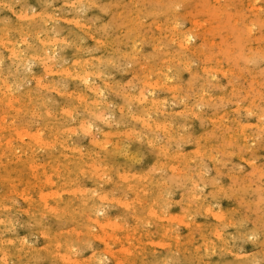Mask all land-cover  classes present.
I'll return each instance as SVG.
<instances>
[{
	"label": "rangeland",
	"instance_id": "374dc122",
	"mask_svg": "<svg viewBox=\"0 0 264 264\" xmlns=\"http://www.w3.org/2000/svg\"><path fill=\"white\" fill-rule=\"evenodd\" d=\"M8 1V2H6ZM39 1V2H38ZM53 1V2H52ZM0 0V28L6 29L5 33L4 31H0V42L2 47L0 46V55H3L2 58L0 56V96L2 93V96L0 97V141L2 144H0V202L3 204L2 206L0 205V211L2 213L0 214V264H46L48 263L47 260H49L52 264H79L78 261H80V264H122L123 262L125 264H245V263H250L252 264H264V0H197L194 2V0H177L176 2L174 0H152L150 2L149 0ZM76 1V2H75ZM88 1V3H87ZM92 1V2H91ZM104 1L103 5L99 4ZM107 1V2H106ZM109 1V2H108ZM119 1V2H118ZM131 1V2H130ZM134 1V2H133ZM169 3L171 5H167L166 3ZM175 4H174V2ZM215 1V2H213ZM220 1V3H219ZM5 2V3H3ZM15 2V3H11ZM22 2V3H21ZM30 4V6H27V3ZM62 2V3H60ZM65 2V4H64ZM90 2V3H89ZM96 2V3H95ZM107 5H105L106 3ZM129 4H128V3ZM161 2V3H160ZM164 2V3H163ZM183 2H185L183 4ZM193 4H192V3ZM219 5H218V3ZM43 3V4H42ZM59 3V4H58ZM73 3V4H72ZM81 3V4H80ZM93 3V4H92ZM96 6H94L95 4ZM111 5H109V4ZM117 3V4H116ZM127 3V4H126ZM136 3V4H135ZM138 3V5H137ZM164 5H163V4ZM210 3V4H209ZM213 3V4H212ZM249 3V4H248ZM256 3V5H255ZM258 3V4H257ZM263 3V5H262ZM4 6H3V5ZM15 4V5H14ZM33 7H32V5ZM39 4V5H38ZM76 4V5H74ZM80 6H79V5ZM83 4H85L83 6ZM92 4V5H91ZM116 4V6H114ZM119 4V5H118ZM126 4V5H125ZM147 4V5H145ZM154 5L152 8H150L152 5ZM179 4V6H177ZM183 4V6H182ZM217 4V5H216ZM229 4V5H228ZM14 5V6H13ZM45 5V6H44ZM78 5V6H77ZM98 5L102 6L99 7ZM105 5V6H104ZM109 5V6H108ZM128 5V6H127ZM145 5V6H143ZM150 7H147V6ZM174 5V6H173ZM193 5V6H192ZM210 5V6H209ZM221 5V6H220ZM223 5L225 8H223ZM228 5V6H227ZM232 5V6H231ZM240 5V6H239ZM243 5V6H241ZM249 5V6H248ZM253 5V6H252ZM262 5V6H261ZM38 6V7H36ZM63 6V7H62ZM65 6V7H64ZM75 6V7H74ZM87 9L85 11L83 7ZM88 6V8L86 7ZM114 6V7H113ZM121 6H123L121 8ZM127 6V7H126ZM170 6V8H168ZM177 6V7H176ZM192 6V7H191ZM204 6V8H203ZM206 6V8H205ZM217 6V7H216ZM219 6V8H218ZM3 7V8H2ZM5 7V8H4ZM11 7V8H10ZM16 7L15 9H13ZM18 7V8H17ZM42 7V8H41ZM55 7V8H54ZM69 9H68V8ZM72 7V11H71ZM106 7V8H104ZM117 9H116V8ZM120 7V9H119ZM146 7V8H145ZM157 7V8H155ZM160 7V8H159ZM165 8L164 10L162 8ZM201 7V8H200ZM227 7V8H226ZM242 7V8H241ZM263 7V8H262ZM33 8V9H32ZM103 8V9H102ZM131 8V9H130ZM145 10H144V9ZM154 8L156 10H154ZM168 10H167V9ZM173 8V9H172ZM223 8V9H222ZM21 9V10H20ZM43 9V10H41ZM78 9V10H77ZM108 9V10H107ZM158 9V10H157ZM190 9V12H189ZM195 9V10H192ZM254 9V10H253ZM32 10H35L32 12ZM60 10V11H59ZM66 10V11H65ZM75 10L76 13H73ZM84 10V11H83ZM102 10L104 12H102ZM110 10V11H109ZM122 10V11H121ZM129 10V11H128ZM151 10V11H150ZM160 10V11H159ZM175 10V11H174ZM177 10V11H176ZM188 10V11H187ZM199 10V11H198ZM206 10V11H205ZM9 11V12H8ZM19 11V12H18ZM23 13H22V12ZM29 11V12H28ZM57 11V12H56ZM59 11V12H58ZM68 11V13H67ZM83 11V13H82ZM98 11V12H97ZM114 11V12H113ZM158 11V12H157ZM165 13H164V12ZM174 11V12H173ZM180 11V12H179ZM189 13H187V12ZM254 11V12H253ZM258 11V12H256ZM21 12V14H19ZM28 12L27 15L26 14ZM32 12V13H30ZM39 12V14H38ZM44 12V14L42 13ZM47 12V13H46ZM86 12V14H85ZM108 13V15L106 13ZM112 14H111V13ZM122 12V13H121ZM125 12V13H124ZM142 16L141 15V13ZM156 12V13H155ZM160 12V13H159ZM178 12V13H177ZM185 12V13H184ZM10 13V14H9ZM42 15H41V14ZM50 13V14H49ZM57 15H56V14ZM81 13V14H80ZM119 13V14H118ZM152 13V14H151ZM163 13V14H162ZM174 13V15L172 14ZM259 13V14H258ZM18 14V16H17ZM47 14L53 15L54 18L51 16H46ZM55 14V15H54ZM99 16H98V15ZM106 15V16H103ZM118 14V15H117ZM126 14V15H125ZM147 14V15H145ZM154 14V17L156 16L157 18L152 17ZM159 14V16L157 15ZM182 14V15H180ZM250 14V15H249ZM5 15V16H4ZM9 15V17H8ZM21 15V16H20ZM40 15V16H39ZM46 17H45V16ZM78 17H75V16ZM80 15V16H79ZM111 15V16H110ZM116 15V16H115ZM125 17H123V16ZM161 15V16H160ZM178 15V16H177ZM180 15V16H179ZM257 15V16H256ZM11 16V17H10ZM28 16V17H27ZM38 18H37V17ZM44 16V17H43ZM71 16V17H70ZM73 16V17H72ZM82 16V17H81ZM98 16V17H97ZM103 18H102V17ZM114 16V17H113ZM118 16H121L120 18ZM135 16V17H134ZM139 16H142L139 18ZM148 16V17H147ZM164 16V17H163ZM188 16V17H187ZM204 19H203V17ZM252 16V17H250ZM261 16V17H260ZM4 17V18H3ZM14 17V18H13ZM23 17V18H22ZM41 17V18H40ZM52 17V18H51ZM70 17V18H69ZM84 17V18H83ZM106 17V18H105ZM118 17V18H117ZM160 17V18H159ZM170 17V18H169ZM174 17V19H173ZM179 19L177 21V19ZM191 17V18H189ZM202 17V18H201ZM206 17V18H205ZM238 19H237V18ZM250 17V18H248ZM259 17V18H258ZM24 18L26 20H24ZM43 18V20H42ZM67 18V19H66ZM80 20H78V19ZM94 18V19H93ZM96 18L99 20H96ZM117 21H115V19ZM128 18V19H127ZM151 18V20H149ZM165 18V19H164ZM168 20H167V19ZM184 18V19H183ZM225 18V19H224ZM11 19V22H10ZM19 19V20H18ZM30 19V20H29ZM38 19L42 22H38ZM47 19V20H46ZM55 21H54V20ZM66 19V20H65ZM78 20L76 23L75 21ZM87 20L84 21V20ZM126 19V20H125ZM137 19V20H136ZM162 19V20H161ZM171 19V20H170ZM195 19V20H194ZM199 19V20H198ZM247 19L246 22H244ZM249 19V20H248ZM256 19V20H255ZM13 20V21H12ZM49 20V21H48ZM53 20V22H52ZM91 22H88L90 21ZM96 20V21H95ZM109 20L111 23H109ZM125 20V21H124ZM143 23H139V21H142ZM148 20V21H147ZM162 23H161V21ZM205 20V22H204ZM232 20V21H231ZM32 21V22H31ZM36 21V22H35ZM46 21V22H45ZM65 21V22H64ZM72 21V23H71ZM80 21V23H78ZM87 24L85 26V24ZM98 21V22H97ZM107 21V22H105ZM146 21V22H145ZM154 21H159L160 23H154ZM166 21V22H165ZM168 21V22H167ZM255 21V22H254ZM14 22V25H13ZM20 22V23H19ZM25 22V23H24ZM26 22H30L27 24ZM35 22V24H34ZM93 22V23H92ZM96 22V23H95ZM113 22V23H112ZM119 22V24H118ZM122 22V23H120ZM131 22V23H130ZM152 22L151 24H148ZM164 22V25H163ZM171 22V23H169ZM22 23V24H21ZM45 23V24H44ZM99 23V24H98ZM105 23V24H102ZM109 23V24H108ZM130 23V24H129ZM135 23V24H134ZM175 25H174V24ZM180 23V24H179ZM184 23V24H183ZM215 23V24H214ZM220 23V24H219ZM2 24V25H1ZM16 24V25H15ZM19 24V25H17ZM21 24V25H20ZM25 24V25H24ZM27 24V25H26ZM32 24V25H31ZM34 24V25H33ZM37 24L39 26H37ZM52 24V25H50ZM80 24V25H79ZM90 24V25H89ZM98 24V25H97ZM116 24H118L116 26ZM141 24V25H140ZM146 24V25H145ZM162 24V25H161ZM171 24V25H170ZM206 24V25H205ZM59 25V27H58ZM64 26L60 27V26ZM85 27H84V26ZM89 25V26H88ZM104 25V26H103ZM110 25V26H109ZM112 25V26H111ZM123 27H121V26ZM131 25V26H130ZM139 25L140 31H139ZM145 27H143V26ZM159 27H158V26ZM169 27H168V26ZM193 25H195L193 27ZM249 25V26H248ZM255 25V26H254ZM7 26V27H6ZM9 26V27H8ZM14 26V27H13ZM20 27V28H17ZM31 26V27H30ZM34 26V27H32ZM41 26V28H40ZM55 26V27H54ZM81 27V30L79 28ZM103 26V28L100 27ZM116 26V27H115ZM162 26V27H161ZM192 26V27H191ZM202 26H204L202 28ZM209 26V27H208ZM13 27V28H12ZM30 27V28H29ZM36 27V28H35ZM40 30H39V28ZM44 27V28H43ZM48 27V28H47ZM90 27V28H89ZM98 27V29H97ZM119 27V28H118ZM121 27V28H120ZM149 27V28H148ZM167 27V28H166ZM178 27V29L176 28ZM191 27V28H190ZM208 27V28H206ZM250 27L252 30H250ZM26 28V30H25ZM28 28V29H27ZM51 28V29H49ZM60 28V29H59ZM77 28V29H76ZM86 28V29H85ZM89 28V29H87ZM104 28H108L105 31L103 30ZM114 28V30H113ZM118 28V29H115ZM133 28V29H132ZM148 28V29H147ZM177 30H175V29ZM181 28V30H179ZM184 30H183V29ZM196 28V29H195ZM205 28V30H204ZM217 28V29H216ZM13 31H12V30ZM21 31H20V30ZM32 31H31V30ZM35 29V30H34ZM37 29V30H36ZM44 29V30H42ZM53 29V30H52ZM96 29V30H95ZM122 29V30H121ZM124 29V30H123ZM148 31H147V30ZM153 29V33L151 32ZM171 29V30H170ZM199 29V30H198ZM202 29V30H201ZM16 30V31H15ZM25 30V32H24ZM51 30V31H50ZM61 30V31H59ZM70 30V31H69ZM74 30V31H73ZM86 30V31H85ZM92 30V31H90ZM100 30V31H99ZM118 30V31H117ZM128 30V31H127ZM136 30V31H135ZM162 30V31H161ZM192 30V31H191ZM194 30V31H193ZM204 30V31H203ZM207 30V31H206ZM227 30V31H226ZM254 30V31H253ZM8 31V32H7ZM20 31V32H19ZM25 33H23V32ZM30 31V32H28ZM39 31H44L39 32ZM50 31V32H49ZM56 31V32H55ZM63 31V32H62ZM67 31L69 33H67ZM84 31V32H83ZM87 35L86 32H88ZM95 31V32H93ZM132 31V32H131ZM135 33H134V32ZM178 31V32H177ZM186 31H191L193 34H195V38L192 40V43H190L189 47H181L179 42V37L181 33H186ZM198 31V32H197ZM10 32V33H9ZM17 32V33H16ZM29 34H28V33ZM32 32V34H31ZM60 32V33H59ZM74 32V34H73ZM91 32V33H90ZM109 32V33H108ZM117 32V33H116ZM144 32V33H143ZM146 32V33H145ZM171 34H170V33ZM224 32V34H223ZM228 32V34H227ZM256 32V33H255ZM20 33V35H19ZM27 33V34H26ZM39 33V34H38ZM54 33V34H53ZM59 33V34H57ZM67 33V34H66ZM71 33V34H70ZM77 33V34H75ZM78 33H81L78 35ZM98 33V34H96ZM132 35H131V34ZM143 33V34H142ZM152 33V34H150ZM161 33V34H160ZM164 33V34H162ZM167 33V34H166ZM180 33V34H179ZM200 33V34H199ZM204 33V36H203ZM223 35H222V34ZM8 34V36H7ZM15 34V35H14ZM35 34V35H34ZM39 36L37 37L36 36ZM44 34V35H43ZM47 34V35H46ZM50 34V35H49ZM82 34H86L85 36ZM93 34V35H91ZM101 34L103 35L102 37ZM107 34V35H104ZM109 34V35H108ZM125 34V35H124ZM131 36V37H127ZM155 34V35H154ZM166 34V36H165ZM174 34V35H173ZM230 34V35H229ZM24 35V36H23ZM27 35V36H26ZM30 35V36H29ZM32 35V36H31ZM33 35L35 36L34 39ZM65 35H67L65 37ZM69 35V36H68ZM114 35V36H113ZM119 36L116 38V36ZM122 35V36H121ZM135 35V36H134ZM137 35H140L137 37ZM152 37H150V36ZM156 35L158 37H156ZM169 35V36H168ZM171 35V36H170ZM174 37H173V36ZM215 35V36H214ZM225 35V36H224ZM14 36V37H13ZM20 36V37H18ZM43 38H41V37ZM45 36V38H44ZM47 36H49L47 38ZM56 36V37H53ZM79 36V37H76ZM90 36V37H89ZM93 36V37H92ZM98 36V37H97ZM109 36V37H108ZM113 36V37H112ZM144 38L142 39L141 38ZM161 36V38H160ZM178 36V37H177ZM202 36V37H201ZM211 36V37H210ZM9 39H7V38ZM11 37V38H10ZM59 37V38H58ZM69 37V38H68ZM75 37V38H73ZM106 37V39H105ZM123 37V38H122ZM137 37V38H135ZM170 37V38H169ZM208 37V38H207ZM211 39H210V38ZM5 40H3V39ZM15 38V40H14ZM21 38V39H20ZM24 38V39H22ZM30 38V39H29ZM41 38V39H40ZM50 38H52L50 40ZM72 38L71 41H69ZM82 41L78 42L79 40L83 39ZM96 38V39H95ZM98 38L100 40H98ZM127 38V39H126ZM147 38V39H146ZM151 38V39H150ZM176 38V39H175ZM205 38V39H204ZM213 38V39H212ZM220 38V39H219ZM27 39V40H26ZM47 39V40H46ZM58 39V40H57ZM111 39V40H109ZM116 41H114V40ZM130 39V40H129ZM137 39V40H136ZM146 41H145V40ZM155 39V40H152ZM161 39V40H159ZM169 39V41H167ZM7 40V41H6ZM17 40V41H16ZM29 40V42H28ZM31 40V43H30ZM34 40V41H33ZM42 42H41V41ZM50 40V41H49ZM53 40L58 41L56 45V41L53 42ZM63 40V41H62ZM75 41V44L73 43ZM77 40V41H76ZM106 40V41H105ZM126 40V41H125ZM128 40V41H127ZM136 40V41H135ZM143 40V41H142ZM159 40V41H158ZM174 40V42L172 41ZM178 40V41H177ZM209 40V41H208ZM6 41V42H4ZM17 43H16V42ZM19 41V42H18ZM23 41V42H22ZM39 41V43H38ZM97 41V42H96ZM126 43H125V42ZM135 43H134V42ZM156 41V42H155ZM162 41V42H160ZM171 41V42H170ZM22 42V43H20ZM24 42L27 44H24ZM35 42V43H33ZM45 42V44L43 43ZM53 42V44H52ZM78 42V43H76ZM95 42V43H94ZM103 42L105 44H103ZM121 42H123L121 44ZM137 42V43H136ZM147 44H146V43ZM159 42V43H158ZM164 42V43H163ZM167 42V43H166ZM178 42V43H177ZM197 42V43H196ZM216 42V43H215ZM15 43V44H14ZM63 45L64 43H69L64 44L63 48L60 45ZM70 43L71 49L69 48ZM84 43V44H82ZM94 43V44H93ZM132 43V44H131ZM134 43V45H133ZM153 43V44H152ZM160 47H159V45ZM163 43V44H162ZM254 43V44H253ZM4 44V45H3ZM40 44V45H39ZM99 44H101L99 46ZM127 44V45H124ZM131 44V45H130ZM156 44V45H155ZM165 44V45H164ZM173 44V45H172ZM194 46L192 47L191 45ZM198 45V46H195ZM200 44V45H199ZM214 44V45H213ZM258 44V46H257ZM261 44V47H260ZM11 45V46H10ZM15 45V46H14ZM32 45V46H31ZM50 45V46H48ZM75 46V48H73ZM80 45V46H79ZM89 45V46H88ZM95 45V46H94ZM112 45V47H111ZM121 45V46H120ZM131 50H130V46ZM152 45V46H151ZM156 48H154L155 46ZM158 45V46H157ZM167 45V46H166ZM170 45V46H169ZM213 45V48H211ZM223 47H222V46ZM254 45V46H253ZM46 46V47H45ZM55 46V47H54ZM68 48H67V47ZM79 46V49L77 47ZM99 46V47H98ZM120 46V47H119ZM132 46L133 49H132ZM190 46L192 48H190ZM211 46V47H210ZM5 47V48H4ZM16 49H23V55L26 57V59H22L18 57L12 52L14 48ZM38 47V48H37ZM40 47V48H39ZM44 47V48H42ZM51 47V48H50ZM53 47V49H52ZM87 47V48H86ZM92 47H96V49ZM119 49H117V48ZM157 47L158 50H157ZM257 47V48H256ZM8 48V49H7ZM12 48V49H10ZM34 48V49H32ZM47 48V49H46ZM59 48V49H58ZM65 48V49H64ZM99 48V49H98ZM124 50H123V49ZM137 48V49H135ZM167 48H169L167 50ZM195 48V51H193ZM203 49V50H200ZM263 48V50L261 49ZM28 49V51H27ZM31 49V50H30ZM41 49V50H40ZM135 49V50H134ZM139 49V50H138ZM164 49L166 51H164ZM184 49L186 51H184ZM8 52H7V51ZM35 50V52H34ZM37 50V51H36ZM39 50V51H38ZM66 52H65V51ZM77 52L83 53V54H78L75 53ZM89 50V51H88ZM109 50V51H108ZM112 50V51H111ZM117 50V51H114ZM123 50V51H122ZM137 50V52H136ZM146 50V51H145ZM155 50L157 54L155 53ZM160 50L164 51L161 52ZM179 52L177 53V51ZM192 52H191V51ZM233 50V51H232ZM3 51V52H2ZM10 51V52H9ZM47 51V52H46ZM52 51V52H51ZM70 51V52H69ZM82 51V52H81ZM114 51V52H113ZM120 51V52H119ZM135 51V52H133ZM142 51H145L142 53ZM151 51V53H149ZM168 51V52H167ZM197 51V52H196ZM203 53H202V52ZM212 51L214 53H212ZM2 52V53H1ZM42 52V53H41ZM51 52V53H49ZM61 52V53H59ZM91 52V53H89ZM93 52V53H92ZM95 52V53H94ZM97 52V53H96ZM103 54H102V53ZM106 52V53H105ZM125 54H124V53ZM127 52V54H126ZM128 52H130L128 54ZM167 54H166V53ZM173 56L172 55V53ZM183 52V53H181ZM195 52V54H193ZM207 52V54H206ZM251 54H250V53ZM7 53V55L5 54ZM12 53V54H11ZM29 53V54H28ZM34 55H33V54ZM38 53V54H37ZM40 53V55H39ZM45 53V54H44ZM64 55H63V54ZM89 53V54H87ZM99 53V54H98ZM111 57L109 56V54ZM112 53V54H111ZM114 53V54H113ZM135 53V56H133ZM140 53V54H139ZM160 53V54H159ZM187 53V54H186ZM197 53V54H196ZM199 53V54H198ZM209 53V54H208ZM263 53V54H262ZM30 54H32L30 56ZM37 54V55H36ZM53 54V55H52ZM93 54V55H92ZM102 56H101V55ZM108 54V55H107ZM118 54V55H116ZM122 54V55H121ZM131 54V55H130ZM137 54V55H136ZM163 54V55H162ZM219 54V55H218ZM9 57H5V56ZM10 55H12L10 57ZM42 55V56H41ZM47 55V56H46ZM82 55V57H81ZM87 55V56H86ZM97 55V56H95ZM121 55V56H120ZM124 55V58H122ZM141 55V56H140ZM158 55V56H157ZM169 55V56H168ZM178 55V56H176ZM180 55V56H179ZM186 55V56H185ZM196 55V56H195ZM44 56V57H43ZM48 58H46V57ZM53 56V57H51ZM55 56V57H54ZM90 56L91 59H90ZM94 56V57H93ZM119 56V58H117ZM128 56V57H127ZM132 56V57H129ZM138 56V57H137ZM154 56H157L154 58ZM161 56V57H160ZM163 56V58H162ZM215 56V57H214ZM218 56V58H217ZM4 57V58H3ZM35 57V58H34ZM51 57V58H50ZM77 57V58H74ZM89 57V58H88ZM96 57V58H95ZM129 59V62L128 59ZM148 57V58H147ZM151 57V58H150ZM159 57V58H158ZM166 57V58H165ZM179 57V58H176ZM199 57V58H198ZM28 58V59H27ZM39 58V59H38ZM53 58V59H52ZM74 58V59H73ZM105 60L104 62L101 60ZM104 58V59H103ZM113 58V59H112ZM134 58V59H133ZM140 58V59H139ZM173 58V59H172ZM215 58V59H214ZM8 59V60H7ZM13 59V60H12ZM22 59V61H20ZM44 59V60H43ZM79 59V60H78ZM97 59V60H96ZM139 59V60H137ZM145 59V60H144ZM149 59V60H148ZM158 59V60H157ZM160 59V60H159ZM164 59V60H163ZM175 59V60H174ZM188 59V63H187ZM29 63H27L28 61ZM34 60V61H33ZM38 60V61H36ZM44 64H42L43 62ZM65 60V61H64ZM107 60V61H106ZM113 60V61H112ZM121 60V61H120ZM127 60V61H126ZM135 60V61H133ZM148 60V61H147ZM155 60V61H154ZM166 60V61H165ZM171 60V61H170ZM17 61L19 63H17ZM70 61V62H69ZM73 61V63H71ZM76 61V62H74ZM79 61V63L77 62ZM84 61V62H82ZM90 61V63H89ZM109 61V62H108ZM115 61V62H114ZM138 61V62H136ZM142 62V66L141 63ZM146 61L147 63H145ZM152 61V62H151ZM153 61L155 63H153ZM160 61V64L158 63ZM183 61V62H179ZM185 61V62H184ZM41 62V63H40ZM49 62V63H48ZM60 62V63H59ZM68 62V64L66 63ZM88 62V63H87ZM98 62V63H97ZM135 62V63H133ZM153 65H151L150 63ZM157 62V63H156ZM165 62V63H164ZM169 64L171 65H168ZM173 62V63H172ZM176 62V64H175ZM194 62V63H193ZM33 63V64H32ZM39 63V64H38ZM59 63V64H57ZM65 63V64H64ZM71 63V64H70ZM108 63V64H107ZM114 63V64H112ZM116 63V64H115ZM119 63V64H118ZM127 63L129 65H127ZM204 63V64H203ZM211 63V64H210ZM230 63V64H229ZM41 64V65H40ZM77 64H80V68L78 69L79 66ZM89 64V65H86ZM91 64V65H90ZM137 64V65H136ZM159 64V65H158ZM164 64V65H163ZM184 64V65H183ZM189 64V65H188ZM203 64V65H202ZM210 64V65H209ZM213 64V65H212ZM11 69H9L10 67ZM18 67H17V66ZM22 65V66H21ZM46 65V66H45ZM62 65V67H61ZM74 65V66H73ZM84 65V66H83ZM100 67L97 69V67ZM115 65V66H113ZM121 65V66H120ZM132 65V66H131ZM136 67H135V66ZM145 65V66H144ZM157 65V66H156ZM163 65V66H162ZM176 65V66H175ZM219 65V66H218ZM232 65V66H231ZM2 66V67H1ZM5 66V67H4ZM16 66V67H15ZM24 66V67H23ZM50 66V67H49ZM57 66V67H55ZM135 68H134V67ZM151 66V67H150ZM159 66V67H158ZM178 68H175V67ZM188 66V67H187ZM208 66V67H207ZM230 66V67H229ZM247 66V68H246ZM61 67V68H59ZM70 67L71 69H69ZM73 67V68H72ZM87 67V68H86ZM90 70H89V68ZM92 67V68H91ZM96 67V68H95ZM133 67V68H132ZM156 67V68H155ZM162 67V68H161ZM164 67V68H163ZM168 67V70H167ZM180 67V72L178 71ZM185 67V68H184ZM191 67V68H190ZM206 67V68H205ZM212 67V68H211ZM249 67V68H248ZM3 68V69H1ZM16 68V71H15ZM25 68V69H24ZM50 68V69H49ZM58 68V70L56 69ZM76 68V69H74ZM107 68V69H106ZM142 68V69H141ZM146 68V70H145ZM149 68V69H147ZM155 68V69H153ZM171 68V69H170ZM190 68V69H188ZM199 68V69H198ZM218 68V69H217ZM223 68V69H219ZM231 68V69H230ZM233 68V69H232ZM9 71H8V70ZM22 69V70H21ZM53 69V70H51ZM61 69V70H60ZM86 69V70H85ZM161 69V70H160ZM162 69L163 70L162 72ZM193 69V70H192ZM228 69V70H227ZM250 69V71H249ZM253 69V70H252ZM256 69V70H255ZM3 70V71H1ZM8 74H6L5 72ZM7 70V71H6ZM47 70V71H45ZM50 70V71H48ZM55 70V71H54ZM82 72H81V71ZM95 70V71H94ZM110 70V71H109ZM144 70V71H142ZM159 70V71H157ZM189 70V71H187ZM196 70V72H195ZM204 70H206L204 72ZM13 73H12V72ZM31 71V72H30ZM65 71V72H64ZM88 71V72H87ZM94 71V72H93ZM98 71V72H97ZM103 71V72H102ZM105 71V72H104ZM148 71V72H147ZM151 73H150V72ZM164 71H169V72H164ZM172 71V72H171ZM185 71V72H184ZM191 71V73H190ZM215 71V72H214ZM256 71L258 73H256ZM4 72V73H3ZM54 72V73H53ZM72 72V73H71ZM74 72V73H73ZM139 74H138V73ZM143 72H146L143 74ZM183 72V73H182ZM218 72V73H216ZM253 72V73H252ZM12 73V74H10ZM16 73V74H15ZM20 73V74H18ZM32 73V75H31ZM57 73H60L58 75ZM67 73V74H66ZM93 73V75H91ZM99 73V74H98ZM101 73V75H100ZM136 73V74H135ZM178 73V74H177ZM194 73V74H193ZM220 73V74H219ZM242 73V74H241ZM5 74V75H4ZM24 74V75H23ZM29 75V77L27 76ZM69 74V77H68ZM71 74V75H70ZM77 74V76L73 75ZM79 74V78H78ZM84 77L82 79L81 77ZM86 74V76H85ZM95 74V75H94ZM98 74V75H97ZM106 74V75H105ZM110 74V75H109ZM138 74V75H137ZM158 74V76H157ZM201 74V75H200ZM257 74V76H256ZM56 75V76H55ZM90 75V76H89ZM139 77H137V76ZM151 75V76H149ZM157 77H156V76ZM172 75V76H171ZM227 75V76H226ZM247 75V76H246ZM4 76V78H3ZM8 78H7V77ZM11 76V77H9ZM17 76V77H16ZM27 76V77H26ZM96 76V77H95ZM103 76V77H102ZM108 76V77H107ZM145 76V77H144ZM149 76V78L147 77ZM161 76V77H159ZM167 76V77H166ZM181 76V77H180ZM230 76V77H229ZM253 76V77H252ZM19 77V78H18ZM22 79H21V78ZM86 77L88 80H86ZM90 79H89V78ZM100 77V78H99ZM159 77V78H158ZM166 77V78H165ZM184 77V78H183ZM245 77V78H244ZM259 80H255L256 78ZM18 78V79H17ZM53 78V79H52ZM77 80H76V79ZM94 78V79H92ZM98 78V79H97ZM105 78V79H104ZM148 78V79H147ZM162 78V79H161ZM171 78V79H170ZM180 78V79H179ZM182 78V79H181ZM232 78V79H231ZM13 82H11V80ZM24 81L22 82V80ZM97 79V80H96ZM102 79V80H100ZM146 79V81H145ZM168 79V80H164ZM9 80V81H8ZM37 80V82H36ZM39 80V81H38ZM55 80V82H54ZM71 80V81H70ZM73 80V81H72ZM80 80V81H79ZM91 82H90V81ZM94 80V81H93ZM108 80V81H107ZM150 80V81H148ZM153 80V81H152ZM161 80V81H160ZM171 80V81H170ZM201 80V81H199ZM205 82L203 83L202 81ZM254 80V81H253ZM3 81V82H2ZM8 81V82H7ZM18 81V82H17ZM45 81V82H43ZM64 81V82H63ZM68 83H67V82ZM84 81V82H83ZM97 81V82H96ZM143 81V82H142ZM163 81L166 83H163ZM170 81V82H168ZM43 82V83H42ZM57 86L52 85V83ZM59 82V83H58ZM61 82V83H60ZM70 82V84H69ZM90 82L92 84L86 83ZM94 82V83H93ZM96 82V83H95ZM133 82V83H132ZM160 82V83H159ZM176 82V84H175ZM3 83V84H1ZM6 83V84H5ZM40 83V84H39ZM67 83V85H66ZM76 85H75V84ZM104 83V85H103ZM153 83V84H152ZM159 83V84H158ZM170 85H169V84ZM18 84V85H17ZM51 84V85H49ZM59 84V86H58ZM100 84V85H99ZM117 84L119 86H117ZM121 84V85H120ZM178 84V85H177ZM191 84V85H190ZM203 84V85H202ZM4 85V86H2ZM21 85V86H20ZM43 87H42V86ZM49 85V86H48ZM69 85V86H68ZM94 87H93V86ZM99 85V86H98ZM133 85V86H132ZM144 85V86H143ZM173 85V86H172ZM177 85V86H176ZM190 85V86H189ZM205 85V86H204ZM230 85V86H229ZM236 85V86H235ZM239 85V86H238ZM11 86V87H10ZM46 86V87H45ZM110 86V87H109ZM114 86V87H113ZM143 88H142V87ZM172 86V87H171ZM176 86V87H175ZM235 86V87H234ZM25 89H24V88ZM27 87V88H26ZM28 87L31 89L30 91L28 90ZM50 87V88H49ZM55 87V88H54ZM61 87V89H60ZM67 87V88H66ZM85 87V88H84ZM88 87V88H87ZM90 87V88H89ZM92 87V88H91ZM112 87V88H111ZM140 87V88H139ZM171 87V88H169ZM202 87V90H201ZM10 88V89H9ZM42 88V89H41ZM48 88V89H46ZM54 88V89H53ZM68 88H70L68 90ZM74 88V89H73ZM84 89V92L80 91ZM96 88V89H95ZM102 88V89H101ZM114 88V89H113ZM121 88V89H120ZM128 88V89H127ZM133 88V89H132ZM149 90H148V89ZM178 88V89H177ZM180 88V89H179ZM204 88V89H203ZM224 88L225 90L223 91ZM227 88V89H226ZM229 88V89H228ZM9 89V90H7ZM12 89V90H11ZM22 89V90H21ZM36 89V90H35ZM56 89V91H55ZM86 89V91H85ZM100 89V90H99ZM126 89V90H125ZM147 89V90H146ZM172 89H176L175 91ZM26 90V91H25ZM40 90V91H39ZM59 90V91H57ZM77 90V91H75ZM89 90V94H87ZM97 90V91H96ZM115 90V91H114ZM137 92H136V91ZM146 92H145V91ZM152 90V95H150ZM172 90V91H171ZM200 90V91H199ZM205 90V91H204ZM208 90V91H207ZM7 95H5V93ZM13 91V92H12ZM28 91V92H27ZM35 91H39L38 93ZM72 91V92H71ZM100 91V92H99ZM120 91V92H119ZM129 91V93H128ZM133 91V92H132ZM144 93H143V92ZM180 91V92H179ZM229 91V92H228ZM9 92V94H8ZM27 94H23V93ZM42 92V93H41ZM44 92V93H43ZM64 92V93H63ZM68 92V93H67ZM76 92V95H75ZM86 92V93H85ZM98 94H97V93ZM102 92V93H101ZM132 92V93H131ZM145 94V98L142 99V95L140 93ZM148 92V93H147ZM165 92V93H164ZM169 94H167V93ZM178 92V94H176ZM202 92V93H201ZM208 92V93H207ZM232 92V93H231ZM4 93V94H3ZM18 93V94H15ZM21 93V94H19ZM29 93V97H28ZM36 93V94H35ZM73 93V94H72ZM79 93H82L79 95ZM122 93V94H121ZM128 93V94H127ZM135 93V94H134ZM137 93V94H136ZM180 93V94H179ZM196 93V94H195ZM215 93V94H214ZM224 93V94H223ZM34 94V95H33ZM65 94V95H64ZM73 97L74 99L71 98L70 96ZM85 94V95H84ZM93 94V95H92ZM100 94V95H99ZM126 94V95H125ZM132 94V95H131ZM174 94V95H173ZM176 94V95H175ZM195 94V95H194ZM212 94V95H211ZM19 95V96H18ZM21 95V97H20ZM27 95V96H26ZM36 95V96H35ZM79 95V97H78ZM84 95V98H81ZM91 95V97L89 96ZM99 95V96H98ZM103 97H102V96ZM122 95V96H121ZM125 95V96H123ZM171 95V96H170ZM181 95V96H180ZM183 95V96H182ZM211 95V96H210ZM222 95V96H221ZM6 96H10L9 98ZM44 96V97H43ZM101 96V98H100ZM106 98H105V97ZM135 96V97H134ZM141 96V97H140ZM170 96V97H169ZM175 98H174V97ZM197 96V98H195ZM199 96V97H198ZM210 96V97H209ZM15 97V98H14ZM24 97L26 100H24ZM31 97V99H30ZM40 97V100H39ZM42 97V98H41ZM134 97V98H133ZM139 97V99H138ZM172 97V98H171ZM190 97V98H189ZM201 97V99H200ZM209 97V98H208ZM228 97V98H227ZM2 98V99H1ZM6 98V99H5ZM12 98L14 99L12 101ZM18 98V100L16 99ZM45 98V99H44ZM76 98V99H75ZM92 98V99H90ZM134 100H133V99ZM149 98V99H148ZM156 98V99H155ZM179 98V99H178ZM188 98V99H187ZM208 98V101H207ZM224 98V99H222ZM227 98V99H226ZM5 99V100H4ZM21 99V100H20ZM30 101H29V100ZM44 99V100H43ZM67 99V100H66ZM99 99V100H98ZM104 99V100H103ZM137 99V100H136ZM141 99V100H140ZM146 99V101H145ZM151 99V100H150ZM152 99H155L153 102ZM159 99V101L157 100ZM166 99V102L164 100ZM168 99V100H167ZM170 99V100H169ZM205 99V100H203ZM216 99V101H215ZM23 100V101H22ZM28 100V101H27ZM73 100V101H72ZM80 100V101H79ZM83 100V101H82ZM98 100L99 102L97 103ZM112 100V102H111ZM140 100V101H139ZM144 100V101H143ZM173 100V101H172ZM180 100V101H179ZM11 101V103H10ZM26 101L28 103H26ZM43 101V102H42ZM46 103H45V102ZM48 101V102H47ZM86 101V103H85ZM100 101L102 103H100ZM110 102L109 107L106 108L107 102ZM128 101V102H127ZM136 101V102H135ZM143 101V102H142ZM161 101V102H160ZM168 101V102H167ZM184 101V102H183ZM189 101V102H188ZM9 102V103H6ZM23 102V103H22ZM30 102L34 103L31 104ZM68 102V104H66ZM74 103V104H71ZM77 102V103H75ZM83 102V103H81ZM93 102V103H92ZM95 102V105H94ZM104 102V104H103ZM108 102V103H109ZM153 102V103H152ZM158 102V103H157ZM181 102V103H180ZM183 102V103H182ZM15 105H13V104ZM17 103V104H16ZM22 105L20 107L18 105ZM25 103V105H24ZM41 103V105L39 104ZM49 103V104H48ZM89 103V104H88ZM97 103V104H96ZM116 105H114V104ZM123 103V104H122ZM130 107L128 106V104ZM140 103V104H138ZM144 103V104H142ZM147 103V104H146ZM155 103L157 105H155ZM170 105H169V104ZM178 103V104H177ZM185 103V104H184ZM198 103V104H197ZM213 105H212V104ZM12 104V105H11ZM28 104V106H27ZM36 104V105H35ZM39 104V105H38ZM47 104V105H46ZM82 104V105H81ZM85 104V105H84ZM100 104H103L102 106ZM122 104V105H121ZM152 104V105H151ZM159 104V106H158ZM163 104V105H161ZM191 104V105H190ZM241 104H244L241 107ZM250 104V105H248ZM38 105V107H37ZM54 105V106H52ZM62 105V106H61ZM65 105V106H64ZM69 105L68 107H66ZM78 108V109H73L72 106ZM94 105V106H93ZM128 106V108L126 107ZM139 105V106H138ZM141 105L145 108H141ZM183 105V106H182ZM185 105V106H184ZM197 107H195V106ZM215 105V106H214ZM12 106V107H11ZM19 108H18V107ZM35 106V110H34ZM47 106V108L45 107ZM57 106V107H56ZM71 106V107H70ZM100 106V107H99ZM119 106V107H118ZM124 106V107H123ZM155 108H154V107ZM163 106V107H161ZM181 106V107H180ZM192 106V107H191ZM234 106V107H232ZM240 106V107H239ZM249 106V107H248ZM11 107V108H10ZM14 107V110H13ZM33 107V108H31ZM64 107V108H62ZM81 107V108H80ZM85 110H83L84 108ZM97 107V108H95ZM102 107V108H101ZM116 107V108H115ZM122 107V108H120ZM133 107V108H132ZM151 107V108H150ZM165 107V108H164ZM231 107V108H230ZM237 107V108H236ZM22 108V109H20ZM28 108V109H27ZM45 108V109H44ZM50 108V109H49ZM60 110H57V109ZM92 108V112L91 111ZM103 108L105 111H101ZM109 108V109H108ZM119 108V109H118ZM158 109L159 111L155 110ZM161 108V109H160ZM179 108V109H178ZM194 108V109H193ZM201 108V109H200ZM242 108V109H241ZM12 109V110H11ZM27 109V111H26ZM38 111H37V110ZM40 109V110H39ZM43 109V110H42ZM68 109V112H67ZM101 109V110H100ZM147 109L148 112H147ZM153 109V110H152ZM173 109V110H172ZM181 109V110H180ZM191 109V110H189ZM200 109V110H199ZM227 111H226V110ZM18 110V111H17ZM23 110V111H22ZM36 112H34V111ZM42 110V112H41ZM46 110V111H44ZM51 112H50V111ZM53 110V111H52ZM57 110V111H55ZM64 110V111H62ZM79 111V113L77 112ZM95 110V111H94ZM100 110V111H99ZM125 110V111H124ZM129 110V111H128ZM133 110V111H131ZM136 112H135V111ZM151 110V112H149ZM155 110V112H154ZM168 110H171L173 112H170ZM189 110V111H188ZM221 110V111H220ZM236 110V111H235ZM32 113H29L31 112ZM55 111V113H54ZM72 111V112H71ZM86 111V112H85ZM88 111H91L88 112ZM98 111V112H97ZM112 111V112H111ZM119 111V112H118ZM177 111V112H176ZM181 111V112H180ZM186 111V112H185ZM193 111V113H192ZM200 111H202L200 114ZM251 111V113H250ZM39 112V113H37ZM42 114H41V113ZM48 112V113H47ZM60 112V113H58ZM64 112V113H63ZM74 112V113H73ZM101 112V113H99ZM125 112V113H124ZM130 112V114H129ZM132 112V113H131ZM140 112V113H139ZM163 112V113H162ZM167 112L169 114H167ZM185 112V113H184ZM219 112V113H218ZM222 112V113H221ZM24 113V114H23ZM34 113V114H33ZM44 113V114H43ZM52 113V114H51ZM192 113V114H191ZM200 116H196L197 114ZM207 113V115H206ZM217 113V114H215ZM29 114V115H28ZM33 114V115H32ZM54 114V115H53ZM64 114V115H63ZM67 114V115H66ZM68 114L70 115L69 117L72 118L73 121H70V118L68 119ZM95 114V115H94ZM98 114V118H97ZM99 114H101L99 116ZM128 114V115H125ZM142 114V115H141ZM147 114V115H146ZM214 114V115H213ZM248 114V116H247ZM42 119H41V116ZM57 115L59 117H57ZM79 115V116H78ZM83 115V116H82ZM121 115H123L121 117ZM149 115V116H148ZM151 115V116H150ZM194 115V116H193ZM203 115V116H202ZM206 115V116H205ZM260 115V117H259ZM40 118H38V117ZM54 118H51V117ZM78 116V117H77ZM81 116V117H80ZM131 116V117H130ZM143 116V117H142ZM174 116V117H173ZM210 116V117H209ZM213 116V117H212ZM225 118H224V117ZM233 116V117H232ZM50 117V118H49ZM57 117V118H56ZM67 117V119L65 118ZM76 117V118H75ZM85 117V119H83ZM119 117H121L119 119ZM142 117V118H141ZM147 117V120L146 118ZM150 117V119H148ZM168 117V119H167ZM171 117V118H170ZM219 117V118H218ZM235 117V118H234ZM250 117V118H249ZM11 118L13 120H11ZM30 118V119H29ZM38 118V119H37ZM78 118V121H77ZM97 118V120H96ZM141 118V119H140ZM177 118V119H176ZM205 118V119H204ZM222 118V119H221ZM249 118V119H248ZM253 118V119H252ZM32 119V120H31ZM47 119V120H46ZM49 119V120H48ZM53 119V121H52ZM56 119V120H54ZM60 119V120H59ZM80 119V120H79ZM89 119V120H88ZM92 119V120H91ZM145 121H144V120ZM213 119L216 122H212ZM217 119V120H216ZM228 119V120H227ZM28 120V121H27ZM35 120V121H34ZM45 120V121H44ZM64 122H63V121ZM82 120V121H81ZM85 120L86 122H84ZM96 122H95V121ZM115 120V121H113ZM126 120V121H125ZM141 120V121H140ZM142 120L145 122L142 123ZM156 120V121H155ZM189 123H187V121ZM22 121V122H21ZM24 121V122H23ZM26 121V122H25ZM32 121V122H31ZM43 121V123H42ZM70 121V122H69ZM81 121V122H80ZM101 121V122H100ZM124 121V123H123ZM158 121V123H157ZM211 121V122H210ZM219 121V122H218ZM236 121V123H234ZM254 121V122H253ZM28 122V123H27ZM33 123V124H30ZM45 122V123H44ZM83 122V123H82ZM91 122V123H90ZM114 122V123H113ZM150 124H148V123ZM154 122V123H153ZM172 122V123H171ZM221 122V123H220ZM249 122V123H248ZM14 123V124H13ZM24 123V124H23ZM27 123V124H26ZM37 125H35V124ZM38 123V124H37ZM40 123V124H39ZM49 123V124H48ZM51 123V124H50ZM58 124L57 126L55 124ZM63 124L62 127L60 124ZM66 123H69V125H66ZM78 123V124H76ZM80 123V124H79ZM87 125H86V124ZM93 123V124H92ZM169 123V124H168ZM213 123V124H212ZM218 123V124H217ZM226 123V124H225ZM243 123V125H242ZM260 123V125H259ZM18 124V125H17ZM30 124V125H28ZM43 124V125H42ZM54 124V125H52ZM75 124V125H74ZM91 124V125H90ZM119 124V126H118ZM141 124V125H140ZM158 127H157V125ZM163 124L164 126H162ZM168 124V125H167ZM173 126H172V125ZM180 124V125H179ZM235 124V125H234ZM239 126H238V125ZM262 124V125H261ZM23 125V126H22ZM66 125V126H64ZM73 125V126H72ZM116 125V126H115ZM146 125V126H145ZM153 125H156L153 126ZM166 125V128H165ZM176 125V126H175ZM185 125V127H184ZM205 125V126H204ZM224 125V126H223ZM25 126V127H24ZM28 126V127H27ZM52 126V127H51ZM56 126V130L55 127ZM69 126V127H68ZM72 126V129L70 130ZM109 126V127H108ZM134 126V127H133ZM153 126V127H152ZM159 126L161 129H159ZM238 126V127H237ZM261 126V127H260ZM22 127V128H21ZM33 127V128H32ZM42 127V128H41ZM49 127V128H48ZM53 132H51L52 130ZM65 127L67 129H65ZM74 127V128H73ZM80 127V128H79ZM90 127V128H89ZM102 127V128H101ZM122 127V128H121ZM125 127V128H124ZM127 127V128H126ZM129 127V128H128ZM170 127V129H168ZM175 127V128H174ZM210 127V128H209ZM259 127V128H258ZM10 128V129H9ZM22 130H20V129ZM26 128V129H25ZM32 128V129H31ZM40 128V129H39ZM131 128V129H130ZM139 128V129H138ZM141 128V130H140ZM143 128V129H142ZM174 128V129H173ZM188 128V129H187ZM194 128V129H193ZM201 128V130H200ZM206 128V129H205ZM2 129V130H1ZM9 129V131H8ZM36 129H38L36 131ZM63 129V130H61ZM107 129L109 131H107ZM119 129V130H118ZM124 131H123V130ZM154 129V130H153ZM159 129V130H158ZM174 131H173V130ZM200 131H199V130ZM237 129V130H236ZM28 130V132H27ZM44 130V131H43ZM46 130V131H45ZM82 130V131H80ZM86 130V131H85ZM100 130V131H98ZM102 130V131H101ZM111 130V131H110ZM115 130V131H114ZM117 130V131H116ZM128 130V131H127ZM131 130L132 132H130ZM143 130V131H142ZM158 130V132H157ZM170 130V131H169ZM186 130V131H185ZM196 130V131H195ZM237 133H239L237 135ZM240 130V131H239ZM7 131V132H6ZM13 133L10 135V132ZM35 136H34V133ZM65 131V133H64ZM66 131H68L66 133ZM71 131V132H70ZM107 131V132H106ZM115 132L113 134H110L112 132ZM135 131V132H134ZM161 131V132H160ZM167 131V132H163ZM180 131V132H179ZM198 131V132H197ZM245 131V132H244ZM29 132L30 133L29 135ZM39 132V133H37ZM41 132V133H40ZM43 132V133H42ZM46 132V133H44ZM55 132V133H54ZM63 133L62 134H59ZM71 135H70V133ZM74 134H73V133ZM110 132V133H109ZM124 134H123V133ZM127 132V133H126ZM137 132V133H136ZM156 132V133H155ZM176 132V133H175ZM183 134H182V133ZM195 132V133H194ZM232 132V133H231ZM242 132V133H241ZM244 132V133H243ZM248 132V134H247ZM20 133V134H19ZM77 133V134H76ZM102 133H105L102 135ZM109 133V134H107ZM121 133V134H117ZM129 133V134H128ZM136 133V134H135ZM138 133H140L138 135ZM167 133V134H166ZM228 133L229 136H228ZM252 133V134H251ZM5 135L4 137L2 135ZM15 136H14V135ZM43 136H42V135ZM49 139L45 138L48 137ZM52 134V135H51ZM57 134V135H56ZM99 134V135H98ZM146 134L147 138H146ZM174 134V135H172ZM250 134V135H249ZM7 135V136H6ZM19 135V136H17ZM47 135V136H46ZM51 135V136H50ZM53 135H56L53 137ZM61 135V136H60ZM129 135V137H128ZM144 137H142V136ZM182 135V136H181ZM201 135V136H199ZM241 135H245L244 138ZM252 135V136H251ZM30 136V137H29ZM34 136V137H33ZM36 136H41L40 138ZM64 136V138H62ZM66 136V137H65ZM68 136H71L68 137ZM98 136V137H97ZM119 136V137H118ZM133 136V137H132ZM138 139H136L135 137ZM153 138L151 139L150 137ZM184 136V137H183ZM248 136V137H246ZM9 137V138H8ZM15 137V138H14ZM33 137V138H32ZM60 137V139H59ZM106 137V138H105ZM118 137V138H117ZM123 137V138H122ZM156 137V138H155ZM175 137V138H173ZM201 137V138H200ZM209 137V138H208ZM5 138V139H4ZM8 138V139H7ZM13 138V139H12ZM17 138V139H16ZM21 138L23 140H21ZM32 138V139H31ZM43 138V139H42ZM75 138V141H74ZM100 143L99 144L98 140ZM140 138H142L140 140ZM146 138V139H144ZM151 140H150V139ZM155 138V140H154ZM188 138V139H187ZM200 138V139H199ZM247 138V140H246ZM7 139V141H6ZM37 139V140H34ZM61 142H59V140ZM92 139V140H91ZM94 139V140H93ZM111 139L113 145L111 146L110 144L111 141L108 140ZM116 139V141H115ZM148 139V140H147ZM231 139V140H230ZM246 141H245V140ZM12 140V141H11ZM27 140V141H26ZM30 140V141H28ZM33 140V141H32ZM47 140V142L45 141ZM54 140V141H53ZM67 140V142H65ZM108 140V142H107ZM146 142H145V141ZM157 140V141H156ZM159 140V141H158ZM173 142H172V141ZM216 140V141H215ZM255 142H254V141ZM23 141V142H22ZM46 143H45V142ZM51 141V144H49ZM69 141V142H68ZM72 141V144H71ZM93 141V143H92ZM98 141V142H96ZM119 141V142H118ZM206 141V142H204ZM26 143L21 144V143ZM58 142V143H57ZM77 142V144H76ZM108 144H107V143ZM141 142V143H140ZM149 142V144L147 143ZM151 142V143H150ZM153 142H157L156 144ZM199 142V143H198ZM202 142V143H200ZM249 142V143H248ZM32 143V144H31ZM36 143V144H35ZM39 143V144H37ZM43 143V144H42ZM45 143V144H44ZM48 143V144H47ZM61 143V144H60ZM66 143V144H65ZM130 143V144H129ZM209 143H212L209 144ZM41 144V146H40ZM52 144H56L55 146H51ZM66 146H65V145ZM76 144V145H74ZM93 144V145H92ZM117 144V146H116ZM122 144V146H121ZM129 144V145H128ZM161 144V147H160ZM171 144V145H170ZM185 144V145H183ZM200 144V145H199ZM209 144V145H208ZM4 147H3V146ZM8 145V146H7ZM28 145V146H27ZM30 145V146H29ZM43 145V146H42ZM48 147H46V146ZM50 145V147H49ZM73 145V146H71ZM99 145V146H97ZM153 145V146H152ZM193 145V146H192ZM248 147H247V146ZM30 150H34L32 153ZM34 149H33V147ZM45 146V147H44ZM70 150L68 151V147ZM97 146V147H95ZM119 146V147H118ZM157 146V147H156ZM164 146V147H163ZM181 146V147H178ZM184 146V147H183ZM186 146V147H185ZM192 146V147H191ZM197 146V147H196ZM23 147V148H20ZM54 147V148H53ZM61 147V149L59 148ZM63 147V148H62ZM108 147V150H112L111 152L108 150H105ZM155 147V148H154ZM158 147L160 149H158ZM168 147V148H167ZM48 148L49 150H47ZM53 148V149H50ZM66 148V149H65ZM88 148V149H87ZM95 148V149H94ZM115 149V151L113 150ZM118 148V149H117ZM120 148V149H119ZM195 148V149H194ZM209 148V149H208ZM3 149V150H2ZM11 149V150H10ZM27 149L28 152L25 150ZM36 149L38 152H36ZM43 149V150H41ZM59 151H57V150ZM65 149V150H64ZM75 149V150H74ZM81 149V150H79ZM86 149V150H85ZM91 149V152L89 150ZM93 149V150H92ZM129 151L127 152L126 151ZM167 149V150H166ZM177 149V150H176ZM197 149V150H196ZM208 149V150H207ZM5 150V151H4ZM21 150V151H20ZM49 151L47 153L46 151ZM51 150V151H50ZM53 150V152H52ZM67 150V151H66ZM78 150V151H77ZM119 152H118V151ZM123 150V151H121ZM160 150V151H159ZM162 150V151H161ZM166 150V151H165ZM186 150V151H185ZM190 150V152H189ZM207 150V151H206ZM223 150V151H222ZM15 151V152H14ZM19 151V153H18ZM26 151V154H25ZM40 151V152H39ZM65 151V152H63ZM81 151V156L79 153ZM86 151V152H85ZM99 151V152H97ZM132 151V152H131ZM169 151V152H168ZM173 151V152H172ZM188 151V152H187ZM5 152V153H4ZM14 154H11V153ZM43 156H41L42 154ZM63 152V153H62ZM73 152V154H72ZM126 152V153H124ZM165 152V153H163ZM175 152V153H174ZM180 152V153H179ZM185 152H187L185 154ZM194 152V153H193ZM199 152V153H198ZM8 153V154H7ZM36 153V154H35ZM46 153V155H44ZM75 153V154H74ZM76 153L78 155H76ZM83 153V154H82ZM86 155H85V154ZM92 153V154H91ZM96 153V155L94 154ZM116 153V154H115ZM120 153V154H119ZM124 153V154H123ZM133 153V154H131ZM135 153V155H134ZM169 153V154H168ZM192 153V154H190ZM204 153V154H203ZM208 153V154H207ZM11 154V156L9 155ZM33 156H31V155ZM57 154V155H56ZM62 154V155H61ZM88 154V155H87ZM115 154V155H111ZM118 154V155H117ZM123 156H122V155ZM131 154V155H129ZM177 154V155H175ZM228 154V155H227ZM6 155V156H5ZM7 155L9 157H7ZM20 155V156H19ZM25 157H24V156ZM30 155V156H28ZM50 155V156H49ZM59 155V156H58ZM65 155V157H63ZM69 155V157H67ZM73 155V156H72ZM94 159V162L92 161V157ZM94 155V156H93ZM126 155V156H124ZM128 155V157H127ZM134 155V156H133ZM170 155V156H169ZM191 155V156H189ZM207 155V156H206ZM248 155V156H246ZM13 156V157H12ZM17 156V157H15ZM38 156V157H37ZM46 156V157H44ZM53 156V157H52ZM57 156V157H56ZM98 156V157H97ZM116 156V157H115ZM132 156V157H131ZM143 156V157H142ZM167 156V157H166ZM175 156V158L173 157ZM23 158V160L21 158ZM50 157L51 159H49ZM55 157L58 159H55ZM76 157V158H74ZM86 157V158H84ZM88 157V158H87ZM91 157V158H90ZM127 157V158H126ZM141 160H140V158ZM154 157V158H153ZM156 157V158H155ZM163 157V158H162ZM170 157V158H169ZM186 157V158H185ZM191 157H193L191 159ZM212 157V158H211ZM250 157V158H249ZM14 158V159H13ZM18 158V159H17ZM29 158V159H28ZM34 158V159H32ZM38 158V159H37ZM54 158V159H53ZM63 160H62V159ZM67 158V159H66ZM81 160H80V159ZM100 158L103 160H100ZM135 160H134V159ZM138 158V159H137ZM169 158V159H168ZM8 159V160H6ZM11 159V160H9ZM21 159V160H19ZM27 159V160H26ZM41 159V160H40ZM46 159V160H45ZM61 159V160H60ZM77 159V162L80 161L81 163H77L75 160ZM79 159V160H78ZM83 159V161H82ZM86 159V160H85ZM91 159V160H90ZM133 159V160H131ZM138 161H137V160ZM166 159V160H165ZM178 159V161H177ZM183 159V160H182ZM221 159V160H220ZM230 159V160H229ZM243 159V160H242ZM253 159V160H252ZM7 162H6V161ZM15 160L17 162H15ZM36 160V161H34ZM45 160V162H44ZM51 160V161H50ZM53 160V161H52ZM75 162H74V161ZM116 160V161H115ZM139 160L141 162H139ZM147 162H146V161ZM151 160V161H150ZM155 160V161H154ZM163 163H161V161ZM169 160V161H168ZM186 160V162H185ZM188 160V161H187ZM197 161L196 163L194 161ZM228 160V161H227ZM4 163H3V162ZM11 161V162H10ZM29 161V162H28ZM41 161V162H40ZM46 161H49L46 162ZM56 161V162H55ZM71 161V162H70ZM89 161V162H88ZM154 161V162H153ZM164 161V162H163ZM202 161V162H201ZM213 161V162H211ZM216 161V162H215ZM218 161V162H217ZM221 161V162H220ZM223 161H225L223 163ZM9 162V163H8ZM28 162L27 164H25ZM34 162V163H33ZM37 162V164H36ZM40 164H39V163ZM51 162V163H50ZM60 162V163H59ZM67 162V163H66ZM69 162V163H68ZM86 162V163H85ZM92 162L96 164L97 166L91 167ZM99 162V163H98ZM101 162V163H100ZM103 162V164H102ZM109 164H107V163ZM133 162V163H132ZM145 162V163H144ZM169 162V163H168ZM191 162V163H190ZM193 162V163H192ZM10 165H8V164ZM19 163H21L19 165ZM31 163V164H30ZM55 163V164H53ZM72 163H77L73 164ZM91 163V164H90ZM132 164L129 166V164ZM137 163V164H136ZM160 163V164H159ZM167 165H166V164ZM177 163V164H176ZM213 163V164H212ZM14 164V165H13ZM19 166H17V165ZM26 166H24V165ZM42 164V165H41ZM58 164V166H57ZM81 164V165H80ZM89 164V165H88ZM148 164V166H147ZM165 164V165H164ZM175 165V166H170L169 168L168 165ZM198 164V165H197ZM202 164V166H201ZM29 165V166H28ZM32 165V167H31ZM51 165V166H50ZM70 168H68L69 166ZM113 167H112V166ZM117 165V166H116ZM124 165V166H123ZM145 165V166H144ZM177 165V166H176ZM200 165V166H199ZM215 165V166H214ZM14 166H16L14 168ZM22 166V167H21ZM34 166V167H33ZM38 168H37V167ZM51 169H50V167ZM66 166V168H65ZM104 166V168H103ZM106 166V167H105ZM122 166V167H121ZM126 166V167H125ZM158 166V168H157ZM160 166V168H159ZM179 166V167H178ZM197 166V167H196ZM13 171L12 173L10 172V168ZM23 169H21V168ZM46 167V168H45ZM84 167V168H82ZM86 167V168H85ZM102 167V168H100ZM118 167V168H117ZM166 167V168H165ZM176 167V168H175ZM178 167V168H177ZM202 167V169H201ZM37 170H36V169ZM44 168V169H43ZM52 168L55 170V172L52 171ZM56 168V169H55ZM65 170H63V169ZM78 168V169H76ZM80 168V169H79ZM97 168H99L97 170ZM106 168V169H105ZM111 170H110V169ZM123 171H122V169ZM165 168V169H164ZM260 168V169H259ZM20 169V170H19ZM27 169V170H26ZM42 169V170H41ZM46 169V170H45ZM49 169V170H47ZM90 169V172H89ZM92 169V170H91ZM102 169V170H101ZM121 169V171L119 170ZM157 169L159 171H157ZM175 169V170H174ZM181 169V170H180ZM217 169V170H216ZM5 170V171H4ZM10 170V171H9ZM17 170V171H16ZM58 170V172H57ZM60 170V171H59ZM64 173H63V171ZM68 170V171H66ZM72 172H71V171ZM75 170V171H74ZM79 170L78 172H76ZM97 170V171H96ZM101 170V171H100ZM110 172H109V171ZM128 170V171H127ZM169 170V171H168ZM178 170V171H177ZM203 170V171H202ZM208 170V171H207ZM3 171L6 172L4 175ZM8 171V172H7ZM19 171V172H18ZM23 171V172H22ZM29 171V172H28ZM43 171V172H42ZM45 171V172H44ZM84 171V172H83ZM101 173H99V172ZM108 171V172H107ZM113 171V173H112ZM134 171V172H133ZM200 171V172H199ZM60 172V173H59ZM71 172L73 175H70ZM81 172V173H80ZM87 172V174H86ZM89 172V173H88ZM93 172V173H92ZM116 172V173H115ZM125 174H124V173ZM128 172V173H127ZM133 172V173H131ZM136 172H139L138 174ZM147 172V173H146ZM233 172V173H232ZM14 173V175H13ZM23 173V175H22ZM29 175H28V174ZM45 173V175H44ZM49 173V174H48ZM57 173V174H54ZM80 173V175H79ZM105 173L106 176L102 177L103 174ZM109 173V174H108ZM118 173V174H117ZM122 175H121V174ZM135 173V175H134ZM143 175H142V174ZM146 173V175H145ZM158 173V174H157ZM162 173V174H161ZM231 173V174H230ZM10 174V175H9ZM27 174V175H25ZM77 176H75V175ZM93 174V175H92ZM98 174V175H97ZM102 174V175H101ZM118 176H117V175ZM149 174V175H148ZM180 177H179V175ZM209 174V175H208ZM42 177H40V176ZM44 175V176H43ZM46 175L48 177H46ZM55 175V176H54ZM58 175V176H56ZM62 175V176H61ZM71 177H67V176ZM80 177H79V176ZM83 175V176H82ZM86 175V176H84ZM95 175V177H94ZM119 175L121 177H119ZM124 175V176H123ZM132 175V176H131ZM142 175V176H140ZM153 175V178L151 176ZM10 176V177H9ZM12 176V177H11ZM53 176V177H51ZM60 176V177H59ZM66 176V177H65ZM88 176V177H87ZM101 176V177H100ZM137 179L135 180L134 178ZM155 176V177H154ZM158 176V177H157ZM9 179H8V178ZM62 177V178H61ZM79 177V179H78ZM83 177V178H82ZM85 177V178H84ZM90 178L87 180V178ZM95 178V180L93 179ZM107 177V178H106ZM110 177V178H109ZM113 177V178H112ZM127 177V178H126ZM144 177V178H143ZM4 178V180H3ZM41 178V179H40ZM44 178V179H43ZM47 178V179H46ZM50 180H49V179ZM52 178V179H51ZM55 178V179H54ZM59 178V179H58ZM64 178V179H63ZM74 178V180H73ZM82 178V179H80ZM98 178V179H97ZM100 178V179H99ZM102 180V184H100ZM132 180H131V179ZM141 178V179H140ZM146 178V179H145ZM150 178V180H149ZM158 180H157V179ZM173 178H176L173 180ZM192 178V179H191ZM204 178V179H203ZM228 178V179H226ZM8 179V180H7ZM19 179V180H17ZM62 179V180H61ZM121 179V180H120ZM166 179V180H165ZM189 179H191L189 181ZM10 180V181H9ZM43 180V181H42ZM55 180V181H54ZM85 180V181H83ZM92 180V182H91ZM106 182H105V181ZM123 180V181H122ZM127 180H131L127 182ZM155 180V181H154ZM164 180V182H163ZM30 181V182H29ZM71 181V182H70ZM74 181V182H73ZM80 181H82L80 184ZM88 181V182H87ZM104 181V182H103ZM118 181V182H117ZM121 183H120V182ZM143 183H142V182ZM148 181L150 183H148ZM183 181V182H182ZM189 181V182H187ZM194 181V182H193ZM2 182V183H1ZM10 182V183H9ZM24 184H23V183ZM26 182H29L26 183ZM33 182V183H31ZM44 182V183H43ZM58 182V183H57ZM62 182V183H61ZM68 182V183H67ZM93 183V184H90ZM99 182V183H97ZM113 182H117V184L112 185ZM123 182V183H122ZM131 182V183H130ZM133 182V183H132ZM187 182V183H186ZM204 182V183H203ZM4 183V184H3ZM56 183V184H55ZM71 183V184H69ZM74 183V184H73ZM124 183H127L124 185ZM137 183V184H136ZM139 183V184H138ZM152 183V184H151ZM155 183V184H154ZM157 183V185H156ZM159 183V184H158ZM161 183V186H160ZM166 183V184H165ZM185 183V185L182 186V184ZM189 183V184H188ZM192 183V184H191ZM32 184V185H31ZM49 184V185H47ZM62 184H65L64 186ZM79 184V185H77ZM88 188H86L85 186ZM109 186H108V185ZM111 184V185H110ZM122 184V186H121ZM133 184V185H132ZM148 184V185H147ZM214 184V185H213ZM27 185V186H26ZM52 185V186H50ZM58 185V187H57ZM62 185V186H61ZM81 185V186H80ZM139 185V186H138ZM143 185V186H142ZM147 185L148 188L147 190L145 189V186ZM151 185V186H149ZM166 185V188L165 186ZM171 187H168V186ZM216 185V186H215ZM218 185V186H217ZM220 185V186H219ZM55 186V187H54ZM77 186V189H76ZM84 186V188H83ZM89 186V187H88ZM97 186V190L96 187ZM121 186V187H118ZM127 186V187H126ZM138 186V187H137ZM163 186V187H162ZM182 186V187H181ZM199 188H198V187ZM215 186V187H213ZM252 186V187H250ZM57 187V188H56ZM64 187V188H62ZM79 187V188H78ZM95 187V188H94ZM112 187V188H111ZM117 190H115L116 188ZM125 187V188H123ZM130 187V188H129ZM137 187V188H135ZM140 187V188H139ZM180 187V188H179ZM199 189L197 190L196 189ZM221 187V191L220 188ZM69 188V189H68ZM72 188V189H71ZM95 189L92 190L91 192L90 189ZM108 190H106V189ZM129 188V190H128ZM132 188V189H131ZM163 190H161V189ZM178 188V190H177ZM192 188L195 190L192 193ZM215 188V189H214ZM218 190H217V189ZM225 188V189H224ZM240 188V189H239ZM57 189V190H56ZM63 189V190H62ZM68 189V190H67ZM71 189V190H70ZM87 189V190H86ZM119 189V190H118ZM131 189V190H130ZM139 189V191H138ZM145 189V190H144ZM155 191H154V190ZM171 189V190H170ZM211 189V190H210ZM242 189V190H241ZM249 189V190H248ZM63 192H62V191ZM67 190V191H64ZM83 192H82V191ZM97 190V191H96ZM123 190V191H122ZM143 190V194L142 191ZM151 190V191H150ZM157 192L156 194L158 195H153V192ZM157 190H160L159 192ZM174 190V191H173ZM78 191L77 195L76 192ZM104 191V192H102ZM115 193H114V192ZM146 191V192H145ZM149 191V192H148ZM169 191V192H168ZM171 191V192H170ZM200 191V193H199ZM59 192V193H58ZM65 192V193H64ZM94 192V193H93ZM129 192V193H128ZM137 192L139 193L137 195ZM145 192V193H144ZM162 192V194H161ZM179 192V194H178ZM36 193V194H35ZM54 193V194H53ZM64 193V194H63ZM70 193V194H69ZM85 193V197L83 195ZM89 193V194H88ZM98 193V194H97ZM124 195H123V194ZM131 193V194H130ZM165 193V194H164ZM202 193V194H201ZM229 193V194H228ZM38 194V195H37ZM88 194V195H87ZM101 194V195H99ZM110 194V195H109ZM122 194V196H121ZM127 194V195H126ZM133 194H135L133 196ZM141 194V195H140ZM170 194L169 196H167ZM187 194V195H186ZM37 195V196H36ZM65 197L63 199V197ZM74 195V196H73ZM95 195V196H94ZM107 195L109 198H107ZM119 195V196H118ZM163 196L161 198V196ZM178 197H177V196ZM199 195V196H198ZM207 195V196H206ZM50 196V197H49ZM76 196V197H75ZM80 196V197H78ZM91 196V197H88ZM99 196V197H97ZM112 196V197H111ZM115 196V197H114ZM127 196V197H126ZM136 199L135 200L133 197ZM141 196V197H140ZM148 196H153L152 198H148ZM159 197V202L157 201V197ZM173 196V197H172ZM176 196V197H175ZM181 196V197H180ZM203 196V197H202ZM206 196V197H205ZM223 196L225 197L223 200ZM5 199H4V198ZM37 197V201L34 199ZM39 197V199H38ZM55 197V198H53ZM60 200H58L57 198ZM78 197V198H77ZM88 197V200L86 199ZM111 197V198H110ZM114 197V198H113ZM119 197L120 199H118ZM123 197V199H122ZM126 197V198H124ZM132 199H131V198ZM145 197V199L143 198ZM156 197V198H155ZM200 197V198H198ZM78 200L76 204V199ZM80 198V199H79ZM82 198V200H81ZM85 198V200H84ZM90 198V199H89ZM94 198V200H93ZM96 198V199H95ZM117 200H116V199ZM140 198V200H139ZM204 198V199H203ZM52 199V201H51ZM56 199V200H55ZM74 199V200H72ZM126 199L127 202L125 201ZM156 199V201H155ZM167 201H166V200ZM198 199V201H197ZM227 199V200H226ZM245 199V200H244ZM4 200V202H3ZM55 200V201H54ZM62 200H64L62 202ZM72 200V201H71ZM81 200V202H80ZM93 200V201H92ZM99 200V201H98ZM120 200V201H119ZM135 200V201H134ZM144 202H143V201ZM217 200V201H216ZM219 200V201H218ZM36 201V204H35ZM75 201V202H74ZM89 201V203H88ZM98 201L100 204L96 202ZM124 201V203H123ZM138 203H137V202ZM142 201V202H141ZM164 201V202H163ZM167 204H166V202ZM180 203H179V202ZM183 203H182V202ZM186 201V202H185ZM51 206V203H53ZM58 205H56L57 203ZM83 202V203H82ZM86 204H85V203ZM91 202V203H90ZM93 202V203H92ZM104 202V203H103ZM112 202V203H111ZM115 202V203H114ZM120 202V203H119ZM130 202V203H128ZM136 202V203H133ZM146 202V203H145ZM155 202V203H153ZM171 203V205L168 204ZM185 202V203H184ZM249 202V203H248ZM251 202V203H250ZM0 203V204H1ZM41 203V204H40ZM56 203V204H55ZM61 203V205H60ZM63 203V204H62ZM68 203V204H67ZM106 203V204H105ZM142 203V204H141ZM145 203V204H143ZM150 203V204H149ZM163 203V204H161ZM187 203V204H186ZM191 203V204H190ZM206 203V204H205ZM34 204V205H32ZM47 204V205H46ZM50 204V205H49ZM75 204V205H74ZM80 206H79V205ZM105 204V205H104ZM113 204V205H112ZM129 204V205H127ZM135 204V206H134ZM155 204V205H154ZM158 204V205H157ZM173 204V205H172ZM190 204V205H189ZM217 204V205H216ZM41 205V206H40ZM49 205V206H48ZM56 205V206H55ZM67 205V206H66ZM71 205V207H70ZM75 207H74V206ZM83 208L84 205V210L81 209ZM94 206L92 209L91 207ZM109 205V207L107 206ZM112 205V206H111ZM122 205V206H121ZM136 205H138L136 207ZM140 205V206H139ZM144 205V206H143ZM153 207H151V206ZM167 205V206H166ZM186 208H185V206ZM202 205V206H201ZM236 205V206H235ZM33 206V207H32ZM65 206V207H64ZM79 206V207H77ZM89 206V207H88ZM97 206V207H96ZM124 206V208H123ZM127 206V207H126ZM133 206V208H132ZM157 206H163L162 208L157 207ZM32 207V209H31ZM35 207V208H34ZM41 207L43 210H41ZM59 207V208H58ZM66 208L67 209H61V208ZM86 207V208H85ZM99 207V208H98ZM103 207V208H102ZM112 207V208H111ZM116 207V208H115ZM146 207V208H144ZM155 207V208H154ZM165 207V209H164ZM172 207V208H171ZM190 207V208H188ZM196 207V208H195ZM214 207V208H213ZM40 208V209H39ZM52 208H55L54 210ZM58 208V209H57ZM79 208V209H77ZM107 208V209H106ZM123 208V209H122ZM135 210L133 211V209ZM137 208V209H136ZM140 211H139V209ZM150 208V209H149ZM157 208V210H156ZM193 208V209H192ZM237 208V209H236ZM239 208V209H238ZM40 211H39V210ZM78 211H77V210ZM86 209V210H85ZM88 209V210H87ZM127 209V210H126ZM132 209V210H130ZM144 209V210H143ZM146 209V210H145ZM164 211H162V210ZM189 209V210H188ZM236 209V211H235ZM31 210V212L29 211ZM38 210V211H37ZM47 210V211H46ZM62 210V211H60ZM70 210V211H68ZM96 210V211H95ZM105 210V211H104ZM130 210V211H129ZM143 210V212H142ZM148 210V211H147ZM203 210V211H202ZM34 211V213H33ZM51 211V212H50ZM68 211V212H67ZM105 213H104V212ZM126 211V212H124ZM133 211V213L131 212ZM136 211V212H135ZM156 213H154V212ZM221 211V212H220ZM48 212V213H47ZM54 212V213H53ZM62 212V214H61ZM65 212L66 214H63ZM74 212V213H73ZM76 212V213H75ZM129 212V213H128ZM158 212V213H157ZM164 212V213H160ZM168 212V213H167ZM179 212V213H178ZM224 212V213H223ZM237 212V213H236ZM240 212V213H239ZM29 213V214H27ZM40 213V214H39ZM43 213V214H42ZM47 215H46V214ZM52 215H51V214ZM71 213V215H70ZM73 213V214H72ZM78 213V214H77ZM82 213V215H81ZM104 216H108L104 218ZM118 213V214H117ZM123 213V214H122ZM137 213V214H136ZM160 213V215H159ZM183 213V214H182ZM187 213V214H185ZM221 213V214H219ZM236 213V214H234ZM28 216H26V215ZM42 214V216H41ZM71 218L69 217V215ZM93 214V215H92ZM127 214V215H126ZM135 214V215H134ZM141 214V215H140ZM162 214V215H161ZM165 214V215H164ZM225 214V215H224ZM228 214V215H227ZM260 214V215H259ZM4 215V216H3ZM35 215H37L35 217ZM76 215V217H74ZM86 215V216H85ZM92 215V216H91ZM99 215V216H98ZM114 219H113V216ZM118 215V216H117ZM123 217H121V216ZM130 215H132L130 217ZM151 215V216H149ZM157 215V216H156ZM159 215V216H158ZM173 215V216H172ZM182 215V217H181ZM187 215V216H185ZM195 216V219L192 217ZM202 215V216H201ZM237 215V216H236ZM241 215V216H240ZM6 216V217H5ZM25 216V219H24ZM31 216V217H30ZM33 216V218H32ZM45 216V218H44ZM51 219H49L50 217ZM56 216V217H55ZM58 216L60 217V219ZM82 216V217H81ZM96 216V217H95ZM129 216V218H127ZM142 216H146L145 219L140 218ZM154 216V217H152ZM180 216V217H178ZM186 218H185V217ZM208 216V217H207ZM213 218H212V217ZM230 216V217H229ZM6 220V218L9 220ZM28 217V218H27ZM43 219V222L38 219ZM49 217V218H48ZM53 217V218H52ZM74 217V218H73ZM96 218V220H93ZM121 217V218H120ZM135 217V218H134ZM138 217V218H137ZM157 217V218H156ZM177 217V218H176ZM198 217V218H197ZM66 218L68 221H66ZM76 218V219H75ZM100 218V219H99ZM124 218V221L123 219ZM136 220H134V219ZM149 218V219H148ZM155 218V219H154ZM162 218V219H161ZM194 223L192 225L190 223ZM201 218V219H200ZM226 218L228 220H226ZM232 218V219H231ZM24 219V220H23ZM30 219V220H29ZM33 219V221H32ZM65 219V221H64ZM74 220V222L72 221ZM86 219L85 223H83L84 220L78 221V220ZM120 219V221H118ZM133 219V220H132ZM142 219V220H141ZM148 221H147V220ZM154 219V220H152ZM180 219V220H179ZM187 219V220H186ZM245 219V220H244ZM22 220V221H21ZM29 220V221H26ZM47 220V221H46ZM59 220V222H58ZM61 220H63L61 222ZM91 222H90V221ZM109 220V221H108ZM112 220V221H111ZM141 220V221H140ZM146 220V222H145ZM150 220V221H149ZM160 220V221H159ZM164 220V221H163ZM183 220V221H182ZM194 220V221H193ZM207 220V221H206ZM226 220V221H225ZM232 221V223L230 222ZM236 222H235V221ZM240 220V221H239ZM11 221V222H10ZM100 221V222H99ZM105 221L112 222L113 224L118 225V228L115 227L114 232L111 230H107L101 227V224H103ZM122 221V222H121ZM140 221V222H139ZM144 221V222H143ZM176 221V222H174ZM181 221V223H179ZM196 221V223H195ZM226 223L222 224L221 222ZM10 222V223H9ZM22 222V223H21ZM26 222V223H25ZM28 222V223H27ZM30 222V223H29ZM40 222V223H37ZM73 222V223H72ZM91 223L89 225V223ZM130 225H127V223ZM139 224H138V223ZM143 222V224H141ZM183 222V223H182ZM186 222V223H185ZM189 222V224H188ZM204 222V223H203ZM239 222V223H238ZM243 222V223H241ZM261 222V223H260ZM4 223V224H3ZM7 223V224H6ZM9 223V224H8ZM35 223V224H34ZM49 223V226L48 224ZM76 223V224H74ZM82 224L79 226V224ZM96 223L95 225L92 226V224ZM125 223V224H124ZM133 223V224H132ZM163 223L165 225H163ZM172 223V224H171ZM178 223V224H177ZM200 223V225L198 224ZM202 223V225H201ZM210 223V225H209ZM230 223V224H229ZM238 223V224H236ZM250 223V224H249ZM11 224V225H10ZM28 224V225H27ZM32 227H31V225ZM35 225V228L33 226ZM45 224V225H44ZM51 224H54L51 225ZM65 224V225H64ZM99 224V225H98ZM123 224V226H122ZM196 224V225H195ZM206 224H208L206 226ZM217 224V225H215ZM219 224V225H218ZM233 224V225H232ZM241 224V225H240ZM247 224V225H246ZM9 225V226H8ZM22 225V226H21ZM29 227H27V226ZM37 225V226H36ZM38 225L40 227H38ZM62 225V227H61ZM73 225V226H72ZM136 227H133L135 226ZM150 225V226H149ZM171 225V226H170ZM179 225V226H178ZM184 225V226H183ZM225 225V226H224ZM230 225V226H229ZM232 225V227H231ZM236 225V226H235ZM238 225V226H237ZM3 226V227H1ZM6 226V227H5ZM42 226V227H41ZM60 226V227H59ZM81 226H86L81 227ZM126 226V227H125ZM138 226V227H137ZM144 226V227H142ZM163 226V227H162ZM169 226V228H168ZM201 226V227H200ZM215 226V227H212ZM230 228H227V227ZM235 226V227H233ZM239 226H241L239 228ZM8 227V228H7ZM46 227V228H45ZM47 227L48 232H47ZM88 227V228H87ZM90 227V228H89ZM93 227V228H91ZM96 227V228H94ZM124 227V228H123ZM131 227V228H130ZM149 227V229H148ZM173 227V228H172ZM203 227V228H202ZM207 227V228H206ZM219 227V228H218ZM7 228V229H6ZM10 228V229H9ZM33 228V229H32ZM41 228V229H40ZM44 228V230L42 229ZM61 228V229H60ZM64 230H63V229ZM72 230H70V229ZM126 228V229H125ZM129 228V229H128ZM142 228V229H140ZM149 230H147V229ZM161 228V231L160 229ZM166 228V229H165ZM214 228V229H213ZM223 230H220L222 229ZM244 228V229H243ZM252 228V230H251ZM255 228V229H254ZM38 232H35L37 231ZM77 229V230H75ZM88 229V230H87ZM99 229V230H97ZM114 229V228H113ZM125 229V230H124ZM128 229V230H127ZM137 233L136 234L133 230ZM136 229V230H135ZM164 229V230H163ZM169 229V230H168ZM204 229V230H202ZM209 232H208V230ZM235 229V231H234ZM255 231V236L252 237L250 235L251 233ZM4 232H3V231ZM31 230V232H30ZM59 230V231H57ZM63 237L68 239H64L62 237V231ZM97 230V231H96ZM102 230H104L102 232ZM132 230V231H131ZM138 230V231H137ZM163 230V231H162ZM168 230V231H167ZM187 230V231H186ZM190 230V231H188ZM8 231V232H7ZM52 231V232H50ZM90 231V232H88ZM99 231V233H98ZM106 231V235H105ZM110 231V232H107ZM123 231V232H121ZM129 231V232H128ZM165 231V232H164ZM173 231V232H172ZM175 231V232H174ZM178 233H177V232ZM234 231V232H233ZM251 231V232H249ZM253 231V232H252ZM28 232V233H27ZM43 232V234H42ZM44 232H47L44 234ZM54 232V233H53ZM56 232V233H55ZM74 232V233H73ZM84 234H82V233ZM118 232V233H117ZM131 232V233H130ZM142 232V233H141ZM150 232V234H146ZM4 233V234H2ZM80 233V234H79ZM88 233V234H86ZM113 233V234H112ZM116 233V234H115ZM121 235H120V234ZM134 233V234H133ZM160 233V234H159ZM208 233L207 239L206 235L204 234ZM216 233V234H215ZM222 233V235H221ZM247 233V234H246ZM29 234V235H28ZM59 234V235H58ZM74 234V237H73ZM114 238L113 240H109L111 235ZM131 234V235H129ZM136 234V235H135ZM145 235V237L143 236ZM155 234V235H154ZM162 234V235H161ZM165 234V235H164ZM179 235L176 238L172 239L173 235ZM188 234V235H187ZM193 238H192V236ZM211 234V235H210ZM233 234V235H232ZM239 234V235H238ZM244 234V235H243ZM258 234V235H257ZM9 235V236H7ZM53 235V236H51ZM57 235V236H56ZM68 235H70L68 237ZM82 235H85L82 236ZM110 235V237H109ZM139 235V236H138ZM149 235V236H148ZM171 235V236H169ZM210 235V236H209ZM213 235V236H212ZM223 237H221V236ZM230 235V237H228ZM236 235V236H235ZM51 236L52 240L49 239ZM63 238L59 239L60 237ZM81 239H80V237ZM134 236V237H133ZM143 238H142V237ZM156 236V238L154 237ZM173 236V237H172ZM182 236V237H181ZM203 236V237H201ZM215 236V238H214ZM232 236L235 238L232 239ZM239 236V237H238ZM45 237V238H44ZM47 237V238H46ZM60 243L56 242V238ZM68 237V238H67ZM86 239H84V238ZM129 237L127 241V238ZM139 237V238H138ZM144 240V241H142ZM153 240H151L152 238ZM181 237V238H178ZM191 239H189V238ZM201 237V238H200ZM209 237V238H208ZM246 237V238H245ZM257 237V238H256ZM3 238V239H2ZM7 238V239H6ZM56 240H55V239ZM91 238V239H90ZM125 238V239H124ZM137 238V239H136ZM159 238V239H157ZM161 238V239H160ZM187 238L190 240H187ZM195 238V239H194ZM212 238V239H211ZM221 238V239H220ZM240 238V239H238ZM252 238V239H251ZM20 239V241H19ZM46 239V240H45ZM71 239V240H70ZM80 239L79 242H77ZM84 239V240H83ZM90 241H89V240ZM133 239V240H132ZM148 239V240H147ZM157 239V240H156ZM168 239V240H167ZM211 241H210V240ZM232 239V240H230ZM237 239V240H236ZM241 239L243 241H241ZM13 240V243H12ZM52 242V243H49ZM123 240V242H122ZM126 240V241H125ZM139 240V241H136ZM178 240V242H177ZM187 241L184 243V241ZM204 242H203V241ZM224 242H223V241ZM230 240V241H229ZM254 240V241H253ZM56 243H55V242ZM64 241V242H62ZM69 241V243H68ZM87 241V242H86ZM118 241L120 245L118 244ZM134 241L133 245L132 242ZM149 241V242H148ZM151 241V242H150ZM155 241V242H154ZM168 241V242H167ZM174 241V242H173ZM189 241V242H188ZM198 241V242H197ZM220 241V242H219ZM228 241V242H227ZM240 241V242H239ZM254 243H253V242ZM263 241V242H262ZM7 242V243H6ZM20 244H19V243ZM62 242V243H61ZM66 242V244H65ZM74 242V243H73ZM77 242V244H76ZM86 242V244L84 243ZM89 242V243H88ZM101 242V243H100ZM103 242V244H102ZM130 243V244H127ZM191 242V243H190ZM196 242V243H195ZM209 242V243H208ZM210 242H212L210 244ZM214 242V243H213ZM222 242V244H221ZM231 244H230V243ZM15 243V244H14ZM25 243H28L27 245ZM47 243V244H46ZM54 243V244H53ZM107 244L105 247L103 245ZM144 243V244H143ZM178 243V244H177ZM180 243V245H179ZM189 243V244H187ZM203 243V244H202ZM223 243H227L224 244ZM253 243V244H252ZM9 246H6L8 245ZM19 246H18V245ZM51 244L52 247L50 249L49 245ZM101 244V245H100ZM142 244V245H140ZM168 244V246H167ZM176 244V245H175ZM184 244V245H183ZM198 244H201L202 246H198ZM209 244V245H208ZM216 244V245H215ZM241 244V245H240ZM15 246L13 248L12 246ZM29 245L28 249L26 246ZM31 245V247H30ZM72 245V246H71ZM76 245V247H75ZM80 245V246H79ZM87 248V249H84ZM94 247L92 249V247ZM118 245V248H117ZM135 245V247H134ZM144 245V246H143ZM152 245V246H151ZM173 245L175 248H173ZM181 249H179V247ZM213 245L212 247L209 248V246ZM219 245V246H218ZM18 246V248H16ZM47 246V248H45ZM49 246V247H48ZM55 246V247H54ZM59 246V247H58ZM61 246L63 249H61ZM66 246V247H65ZM71 246V247H70ZM87 246V247H86ZM111 246V248H110ZM130 249L127 252H120V250L126 249L127 247ZM133 246V247H132ZM198 249H197V247ZM218 246V247H217ZM222 246V247H221ZM224 246V247H223ZM236 246V247H235ZM238 246V247H237ZM241 246V247H240ZM7 247V248H6ZM11 247V249H9ZM25 247V248H24ZM57 247V248H56ZM74 247V248H73ZM91 247V248H90ZM141 247V248H140ZM162 247V248H161ZM170 247V248H169ZM183 247V248H182ZM188 247V248H187ZM196 247V248H195ZM215 247V248H214ZM220 247V249H219ZM229 250H228V248ZM44 248V249H42ZM69 253L66 254L67 250ZM71 248V249H70ZM78 248V249H77ZM79 248H83L82 250ZM110 248L112 251L116 253L115 258L114 257H108L106 254V251ZM114 248V250H113ZM138 248L140 250H138ZM149 248V249H148ZM154 248V249H153ZM192 248V250H191ZM195 248V249H194ZM224 248V249H223ZM227 248V252L225 250ZM5 249V250H4ZM26 249V251H25ZM34 249V250H33ZM44 251L46 249V251ZM48 249V250H47ZM57 249V253L54 251L51 252V250ZM77 249V250H76ZM100 249H106V250H100ZM137 249V250H136ZM142 249V252H141ZM151 249V250H150ZM173 249V250H172ZM201 249V251H200ZM212 249H214L212 251ZM240 249V250H239ZM9 250V251H8ZM22 250V251H21ZM50 250V251H49ZM63 250V251H62ZM73 250L72 252H70ZM80 250V251H79ZM95 250V251H94ZM100 250V251H99ZM170 250V251H169ZM176 250V252H175ZM184 250V251H182ZM191 250V251H190ZM194 250V251H193ZM199 252V253H197ZM232 253H231V251ZM234 250V251H233ZM256 250V251H255ZM34 251V252H33ZM36 251V252H35ZM38 251V252H37ZM40 251L42 253H40ZM48 251V252H47ZM61 251V252H60ZM75 251V252H74ZM77 251V252H76ZM79 251V252H78ZM85 251V252H84ZM149 252L148 254L145 252ZM154 251V252H153ZM167 251V253H166ZM180 251V252H179ZM182 251V252H181ZM215 251V253H213ZM217 251V252H216ZM261 251V252H260ZM8 252V253H7ZM14 252L16 254H14ZM18 252V253H17ZM21 252V253H20ZM28 252V253H27ZM64 252V253H63ZM82 252V253H81ZM90 252V254H89ZM98 252V253H97ZM103 252V253H102ZM131 252V253H130ZM133 252V254H132ZM138 252V253H137ZM153 252V253H152ZM184 252V254H183ZM188 252V253H186ZM226 252V255L225 253ZM237 252V253H236ZM23 253V254H22ZM51 256H47L50 255ZM60 253V254H59ZM73 253V254H72ZM77 253V255L75 254ZM85 253V255L83 254ZM97 253V254H94ZM123 253V254H121ZM173 253V254H172ZM196 253V254H195ZM236 255H235V254ZM258 253V254H257ZM260 253V254H259ZM9 254V255H8ZM31 254V255H29ZM79 254V256H78ZM99 254V255H98ZM139 254V255H138ZM144 254V255H143ZM155 254V255H154ZM172 254V255H171ZM187 254V255H186ZM193 254V255H192ZM198 254V256H197ZM203 254V256H202ZM218 254V255H217ZM8 257H7V256ZM27 255V256H26ZM29 255V256H28ZM33 255V256H32ZM92 255V256H91ZM95 255V257H93ZM97 255V256H96ZM105 255V256H104ZM125 255V256H124ZM158 255V256H157ZM171 258H169L170 256ZM173 255L174 258H173ZM196 255V256H195ZM207 255V256H204ZM217 255V256H216ZM222 255V256H221ZM255 255V256H252ZM20 256V257H19ZM48 258H47V257ZM54 256V259H53ZM58 256V257H57ZM61 256V257H60ZM75 256V257H74ZM84 256L86 258H84ZM102 256V258H98ZM121 258L119 259L118 258ZM136 256V257H134ZM146 256V258H145ZM150 256V257H149ZM166 256V257H165ZM178 256V257H177ZM190 256V257H189ZM194 257V260L192 257ZM209 256V257H208ZM231 256V257H230ZM236 256V257H234ZM243 256V257H242ZM43 257V258H41ZM52 257V258H51ZM67 257V258H66ZM91 257V258H90ZM93 257V258H92ZM107 257V258H105ZM117 257V260H116ZM141 257V258H139ZM168 257V258H167ZM187 259H186V258ZM202 257V258H201ZM212 257V258H211ZM222 257V258H221ZM225 257V258H224ZM251 257V258H250ZM255 257V258H253ZM8 258V259H7ZM15 258L17 260H15ZM31 258V259H30ZM61 259V261L59 259ZM66 258V259H65ZM74 258V259H73ZM80 258V259H79ZM129 258V259H128ZM132 258V259H131ZM163 258V259H162ZM188 258H191L188 259ZM196 258V259H195ZM198 258H200L198 260ZM207 258V259H206ZM224 258V259H223ZM245 258L247 261L244 263L242 260ZM18 259H20L18 261ZM63 259V260H62ZM73 259V260H71ZM91 259V260H90ZM93 259V260H92ZM102 259V262H101ZM106 259V260H105ZM118 259L120 261H118ZM128 259V260H127ZM144 259V260H142ZM162 261H161V260ZM165 259V260H164ZM211 259V260H210ZM214 259V260H213ZM218 259V260H217ZM227 259H230L229 261ZM244 259V260H245ZM254 259V260H253ZM9 260H11L9 262ZM34 260V261H33ZM43 260V261H42ZM66 260H71L66 261ZM100 260V261H99ZM108 260V261H107ZM122 260V261H121ZM134 260V261H132ZM142 260V261H141ZM157 260V261H156ZM181 260V261H180ZM183 260V261H182ZM189 260V261H188ZM198 260V262H197ZM253 260V261H252ZM14 261V262H13ZM16 261V262H15ZM26 261H29V263ZM34 263H33V262ZM42 261V262H40ZM56 261V262H55ZM89 261H91L89 263ZM94 261V262H93ZM113 261V262H112ZM132 261V262H131ZM138 261V262H137ZM156 261V262H155ZM160 261V262H159ZM166 261V262H165ZM172 261V262H171ZM194 261V262H192ZM205 261V262H204ZM219 261V262H218ZM231 261V263H230ZM238 261V262H235ZM241 261V262H239ZM256 261H258L256 263ZM262 261V262H261ZM3 262V263H2ZM25 262V263H24ZM38 262V263H36ZM46 262V263H45ZM50 262L48 264H50ZM66 262V263H65ZM74 262V263H73ZM85 262V263H83ZM101 262V263H100ZM108 262V263H107ZM121 262V263H120ZM137 262V263H136ZM163 262V263H162ZM170 262V263H169ZM176 262V263H175ZM243 262V263H242Z\"/></svg>",
	"mask_w": 264,
	"mask_h": 264
},
{
	"label": "bare ground",
	"instance_id": "6f19581e",
	"mask_svg": "<svg viewBox=\"0 0 264 264\" xmlns=\"http://www.w3.org/2000/svg\"><path fill=\"white\" fill-rule=\"evenodd\" d=\"M25 1H26V0H25ZM27 1H29V0H27ZM33 1H34V0H33ZM49 1H50V0H49ZM62 1H63V0H62ZM66 1H67V0H66ZM70 1H72V0H70ZM70 1H69V2H70ZM73 1H74V0H73ZM89 1H90V0H89ZM109 1H110V0H109ZM109 1H108V2H109ZM141 1H142V0H141ZM143 1H144V3H145V0H143ZM149 1L152 2V0H149ZM170 1H171V0H170ZM174 1L176 2L177 0H174ZM174 1H173V2H174ZM180 1H182V0H180ZM184 1H185V0H184ZM196 1H197V0H194V2H196ZM241 1L244 2L243 0H241ZM247 1H249V0H247ZM252 1H253V0H252ZM6 2H8V1H6ZM38 2H39V1H38ZM52 2H53V1H52ZM75 2H76V1H75ZM91 2H92V1H91ZM97 2H99V1H97ZM106 2H107V1H106ZM106 2H105V3H106ZM118 2H119V1H118ZM130 2H131V1H130ZM133 2H134V1H133ZM175 2H174V4H175ZM177 2H178V1H177ZM194 2H193V3H194ZM213 2H215V1H213ZM253 2H254V1H253ZM3 3H5V2H3ZM11 3L13 4V3H15V2H11ZM21 3H22V2H21ZM26 3H27V2H26ZM28 3H29V2H28ZM28 3H27V6H30V4H28ZM60 3H62V2H60ZM87 3H88V1H87ZM89 3H90V2H89ZM95 3H96V2H95ZM95 3H94V4H95ZM103 3H104V1L101 2V3L99 2V4H101V5H103ZM127 3H128V2H127ZM127 3H126V4H127ZM160 3H161V2H160ZM163 3H164V2H163ZM163 3H162V4H163ZM165 3H166V1H165ZM184 3H185V2H183V4H184ZM191 3H192V2H191ZM193 3H192V4H193ZM217 3H218V2H217ZM219 3H220V1H219ZM219 3H218V5H219ZM42 4H43V3H42ZM58 4H59V3H58ZM64 4H65V2H64ZM72 4H73V3H72ZM80 4H81V3H80ZM92 4H93V3H92ZM92 4H91V5H92ZM97 4H98V3H97ZM97 4H95L94 6H96ZM108 4H109V3H108ZM116 4H117V3H116ZM116 4H115L114 6H116ZM126 4H125V5H126ZM128 4H129V3H128ZM135 4H136V3H135ZM166 4H167V5H171L172 3H171V4L166 3ZM183 4H182V6H183ZM209 4H210V3H209ZM212 4H213V3H212ZM248 4H249V3H248ZM257 4H258V3H257ZM2 5H3V4H2ZM14 5H15V4H14ZM14 5H13V6H14ZM31 5H32V4H31ZM38 5H39V4H38ZM74 5H76V4H74ZM78 5H79V4H78ZM78 5H77V6H78ZM84 5H85V4H83V6H84ZM105 5H107V3H106ZM105 5H104V6H105ZM109 5H110V4H109ZM109 5H108V6H109ZM111 5H112V4H111ZM111 5H110V6H111ZM118 5H119V4H118ZM137 5H138V3H137ZM145 5H147V4H145ZM145 5H143V6H145ZM151 5H152V4H151ZM151 5H150V6H151ZM163 5H164V4H163ZM216 5H217V4H216ZM228 5H229V4H228ZM228 5H227V6H228ZM255 5H256V3H255ZM262 5H263V3H262ZM262 5H261V6H262ZM3 6H4V5H3ZM44 6H45V5H44ZM79 6H80V5H79ZM83 6H82V7H83ZM98 6H99V7H102V6H100V5H98ZM114 6H113V7H114ZM127 6H128V5H127ZM127 6H126V7H127ZM150 6L148 5L147 7H150ZM153 6H154V5H152L150 8H152ZM171 6H172V5H171ZM173 6H174V5H173ZM177 6H179V4H178ZM177 6H176V7H177ZM192 6H193V5H192ZM192 6H191V7H192ZM209 6H210V5H209ZM220 6H221V5H220ZM231 6H232V5H231ZM239 6H240V5H239ZM241 6H243V5H241ZM248 6H249V5H248ZM252 6H253V5H252ZM32 7H33V5H32ZM36 7H38V6H36ZM62 7H63V6H62ZM64 7H65V6H64ZM74 7H75V6H74ZM86 7L88 8V6H86ZM122 7H123V6H121V8H122ZM216 7H217V6H216ZM0 8H1V7H0ZM2 8H3V7H2ZM4 8H5V7H4ZM10 8H11V7H10ZM12 8H13V7H12ZM15 8H16V7H14L13 9H15ZM17 8H18V7H17ZM41 8H42V7H41ZM54 8H55V7H54ZM67 8H68V7H67ZM69 8H70V7H69ZM69 8H68V9H69ZM89 8H90V7H89ZM89 8H88V9H89ZM104 8H106V7H104ZM115 8H116V7H115ZM145 8H146V7H145ZM155 8H157V7H155ZM155 8H154V10H156ZM159 8H160V7H159ZM168 8H170V6H169ZM200 8H201V7H200ZM203 8H204V6H203ZM205 8H206V6H205ZM218 8H219V6H218ZM223 8H225L224 5H223ZM223 8H222V9H223ZM226 8H227V7H226ZM241 8H242V7H241ZM262 8H263V7H262ZM32 9H33V8H32ZM83 9H84L85 11H87V9H85V7H83ZM102 9H103V8H102ZM116 9H117V8H116ZM119 9H120V7H119ZM130 9H131V8H130ZM143 9H144V8H143ZM162 9L164 10L165 8L163 7ZM166 9H167V8H166ZM172 9H173V8H172ZM15 10H16V9H15ZM20 10H21V9H20ZM41 10H43V9H41ZM77 10H78V9H77ZM84 10H83V11H84ZM107 10H108V9H107ZM144 10H145V9H144ZM157 10H158V9H157ZM167 10H168V9H167ZM192 10H195V9H192ZM253 10H254V9H253ZM34 11H35V10H32V12H34ZM59 11H60V10H59ZM59 11H58V12H59ZM65 11H66V10H65ZM71 11H72V7H71ZM83 11H82V13H83ZM109 11H110V10H109ZM121 11H122V10H121ZM128 11H129V10H128ZM150 11H151V10H150ZM159 11H160V10H159ZM174 11H175V10H174ZM174 11H173V12H174ZM176 11H177V10H176ZM187 11H188V10H187ZM187 11H186V12H187ZM195 11H196V10H195ZM198 11H199V10H198ZM205 11H206V10H205ZM8 12H9V11H8ZM18 12H19V11H18ZM21 12H22V11H21ZM21 12H20L19 14H21ZM23 12H24V11H23ZM23 12H22V13H23ZM28 12H29V11H28ZM28 12H27V13L25 12L26 14H23V16H24V15H27ZM32 12H30V13H32ZM35 12H36V11H35ZM56 12H57V11H56ZM97 12H98V11H97ZM102 12H104V11L102 10ZM113 12H114V11H113ZM157 12H158V11H157ZM163 12H164V11H163ZM179 12H180V11H179ZM189 12H190V9H189ZM189 12H187V13H189ZM253 12H254V11H253ZM256 12H258V11H256ZM42 13L44 14V12H42ZM46 13H47V12H46ZM67 13H68V11H67ZM73 13L78 14V13L75 12V10H74ZM105 13H106V12H105ZM110 13H111V12H110ZM121 13H122V12H121ZM124 13H125V12H124ZM140 13H141V12H140ZM155 13H156V12H155ZM159 13H160V12H159ZM164 13H165V12H164ZM177 13H178V12H177ZM184 13H185V12H184ZM9 14H10V13H9ZM38 14H39V12H38ZM40 14H41V13H40ZM49 14H50V13H49ZM49 14H47L46 16H48ZM55 14H56V13H55ZM55 14H54V15H55ZM80 14H81V13H80ZM83 14H84V13H83ZM85 14H86V12H85ZM106 14L108 15V13H106ZM111 14H112V13H111ZM118 14H119V13H118ZM118 14H117V15H118ZM151 14H152V13H151ZM162 14H163V13H162ZM171 14H172V13H171ZM258 14H259V13H258ZM41 15H42V14H41ZM51 15H52V14H51ZM51 15H49V16H51ZM56 15H57V14H56ZM86 15H87V14H86ZM97 15H98V14H97ZM125 15H126V14H125ZM141 15H142V13H141ZM145 15H147V14H145ZM157 15L159 16V14H157ZM172 15H174V13H173ZM180 15H182V14H180ZM180 15H179V16H180ZM249 15H250V14H249ZM4 16H5V15H4ZM17 16H18V14H17ZM20 16H21V15H20ZM39 16H40V15H39ZM44 16H45V15H44ZM44 16H43V17H44ZM46 16H45V17H46ZM49 16H48V17H49ZM79 16H80V15H79ZM98 16H99V15H98ZM98 16H97V17H98ZM103 16H106V15L103 14ZM110 16H111V15H110ZM115 16H116V15H115ZM122 16H123V15H122ZM142 16H143V15H142ZM142 16H139V18L142 17ZM160 16H161V15H160ZM174 16H176V15H174ZM177 16H178V15H177ZM256 16H257V15H256ZM263 16H264V15H262V17H263ZM8 17H9V15H8ZM10 17H11V16H10ZM27 17H28V16H27ZM36 17H37V16H36ZM52 17H53V15H52ZM52 17H51V18H52ZM54 17H55V16H54ZM54 17H53V18H54ZM70 17H71V16H70ZM70 17H69V18H70ZM72 17H73V16H72ZM75 17H78V16L76 15ZM81 17H82V16H81ZM101 17H102V16H101ZM113 17H114V16H113ZM118 17L120 18L121 16H118ZM118 17H117V18H118ZM123 17H124V16H123ZM134 17H135V16H134ZM143 17H144V16H143ZM147 17H148V16H147ZM152 17H154V14L152 15ZM163 17H164V16H163ZM187 17H188V16H187ZM202 17H203V16H202ZM202 17H201V18H202ZM250 17H252V16H250ZM250 17H248V18H250ZM260 17H261V16H260ZM3 18H4V17H3ZM13 18H14V17H13ZM22 18H23V17H22ZM37 18H38V17H37ZM40 18H41V17H40ZM83 18H84V17H83ZM102 18H103V17H102ZM105 18H106V17H105ZM117 18H116V19H117ZM121 18H122V17H121ZM121 18H120V19H121ZM124 18H125V17H124ZM154 18H157V17L155 16ZM159 18H160V17H159ZM169 18H170V17H169ZM189 18H191V17H189ZM205 18H206V17H205ZM236 18H237V17H236ZM258 18H259V17H258ZM26 19H27V18H26ZM26 19L24 18V20H26ZM54 19L56 20V18H54ZM54 19H53V20H54ZM66 19H67V18H66ZM66 19H65V20H66ZM77 19H78V18H77ZM93 19H94V18H93ZM98 19H99V18H98ZM98 19L96 18V20H98ZM114 19H115V18H114ZM116 19H115V21H116ZM127 19H128V18H127ZM140 19H141V18H140ZM164 19H165V18H164ZM166 19H167V18H166ZM173 19H174V17H173ZM175 19H177V18L175 17ZM183 19H184V18H183ZM203 19H204V17H203ZM224 19H225V18H224ZM237 19H238V18H237ZM18 20H19V19H18ZM27 20H28V19H27ZM29 20H30V19H29ZM42 20H43V18H42ZM46 20H47V19H46ZM53 20H52V22H53ZM55 20H54V21H55ZM73 20H74V19H73ZM78 20H80V19H78ZM78 20H76V21L74 20L75 23H76ZM96 20H95V21H96ZM121 20H122V19H121ZM125 20H126V19H125ZM125 20H124V21H125ZM136 20H137V19H136ZM149 20H151V18H150ZM161 20H162V19H161ZM161 20H160V21H161ZM167 20H168V19H167ZM170 20H171V19H170ZM178 20H179V19H177V21H178ZM194 20H195V19H194ZM198 20H199V19H198ZM248 20H249V19H248ZM255 20H256V19H255ZM12 21H13V20H12ZM39 21H40V20L38 19V22H39ZM48 21H49V20H48ZM84 21L87 22L86 19H85ZM84 21H83V23H84ZM98 21H99V20H98ZM98 21H97V22H98ZM107 21H109V20H107ZM107 21H105V22H107ZM117 21H118V20H117ZM117 21H116V23H117ZM147 21H148V20H147ZM151 21H152V20H151ZM231 21H232V20H231ZM246 21H247V19H246L244 22H246ZM10 22H11V19H10ZM31 22H32V21H31ZM35 22H36V21H35ZM35 22H34V24H35ZM40 22H42V21H40ZM45 22H46V21H45ZM56 22H57V20H56ZM64 22H65V21H64ZM88 22H91V20L88 21ZM122 22H123V20H122ZM122 22H120V23H122ZM140 22L143 23V20H142V21H139V23H140ZM145 22H146V21H145ZM156 22H157V23H160L159 21H156ZM156 22L154 21V23H156ZM165 22H166V21H165ZM167 22H168V21H167ZM204 22H205V20H204ZM254 22H255V21H254ZM0 23H1V22H0ZM19 23H20V22H19ZM24 23H25V22H24ZM26 23L29 24L30 22H26ZM71 23H72V21H71ZM78 23H80V21H79ZM92 23H93V22H92ZM95 23H96V22H95ZM109 23H111V22L109 21ZM109 23H108V24H109ZM112 23H113V22H112ZM130 23H131V22H130ZM130 23H129V24H130ZM151 23H152V22H150V23H148V24H151ZM161 23H162V21H161ZM169 23H171V22H169ZM21 24H22V23H21ZM21 24H20V25H21ZM27 24H26V25H27ZM34 24H33V25H34ZM44 24H45V23H44ZM84 24H85V23H84ZM98 24H99V23H98ZM98 24H97V25H98ZM102 24H105V23H102ZM118 24H119V22H118ZM118 24H116V26H117ZM122 24H123V23H122ZM134 24H135V23H134ZM143 24H144V23H143ZM173 24H174V23H173ZM175 24H176V23H175ZM175 24H174V25H175ZM179 24H180V23H179ZM183 24H184V23H183ZM214 24H215V23H214ZM219 24H220V23H219ZM1 25H2V24H1ZM13 25H14V22H13ZM15 25H16V24H15ZM17 25H19V24H17ZM24 25H25V24H24ZM31 25H32V24H31ZM50 25H52V24H50ZM79 25H80V24H79ZM86 25H87V24H85V26H86ZM89 25H90V24H89ZM89 25H88V26H89ZM140 25H141V24H140ZM140 25H139V28H138L139 31H140V27H141ZM145 25H146V24H145ZM151 25H152V24H151ZM161 25H162V24H161ZM163 25H164V22H163ZM170 25H171V24H170ZM205 25H206V24H205ZM37 26H39V25L37 24ZM64 26H65V25L60 26V27H63V28H64ZM83 26H84V25H83ZM85 26H84V27H85ZM103 26H104V25H103ZM103 26H101V27L103 28ZM109 26H110V25H109ZM111 26H112V25H111ZM116 26H115V27H116ZM120 26H121V25H120ZM122 26H123V25H122ZM122 26H121V27H122ZM130 26H131V25H130ZM142 26H143V25H142ZM157 26H158V25H157ZM167 26H168V25H167ZM194 26H195V25H193V27H194ZM248 26H249V25H248ZM254 26H255V25H254ZM6 27H7V26H6ZM8 27H9V26H8ZM13 27H14V26H13ZM13 27H12V28H13ZM30 27H31V26H30ZM30 27H29V28H30ZM32 27H34V26H32ZM54 27H55V26H54ZM58 27H59V25H58ZM99 27H100V26H99ZM101 27H100V30H101ZM121 27H120V28H121ZM143 27H144V26H143ZM158 27H159V26H158ZM161 27H162V26H161ZM168 27H169V26H168ZM191 27H192V26H191ZM191 27H190V28H191ZM195 27H196V26H195ZM203 27H204V26H202V28H203ZM208 27H209V26H208ZM208 27H206V28H208ZM17 28H20V27L17 26ZM35 28H36V27H35ZM38 28H39V27H38ZM40 28H41V26H40ZM40 28H39V30H40ZM43 28H44V27H43ZM47 28H48V27H47ZM79 28H80V30H81V27H80V26H79ZM89 28H90V27H89ZM89 28H87V29H89ZM118 28H119V27H118ZM118 28H115V29H118ZM122 28H123V27H122ZM144 28H145V27H144ZM148 28H149V27H148ZM148 28H147V29H148ZM166 28H167V27H166ZM176 28L178 29V27H176ZM27 29H28V28H27ZM49 29H51V28H49ZM59 29H60V28H59ZM64 29H67V28H64ZM76 29H77V28H76ZM85 29H86V28H85ZM97 29H98V27H97ZM105 29L107 30L108 28H104L103 30L105 31ZM132 29H133V28H132ZM147 29H146V30H147ZM174 29H175V28H174ZM177 29H175V30H177ZM182 29H183V28H182ZM184 29H185V28H184ZM184 29H183V30H184ZM195 29H196V28H195ZM208 29H209V28H208ZM216 29H217V28H216ZM263 29H264V28H263ZM1 30H2V28H0V31H1ZM5 30H6V29H3L2 31H4V33H5V32H6ZM11 30H12V29H11ZM19 30H20V29H19ZM25 30H26V28H25ZM25 30H24V32H25ZM30 30H31V29H30ZM34 30H35V29H34ZM36 30H37V29H36ZM42 30H44V29H42ZM52 30H53V29H52ZM95 30H96V29H95ZM100 30H99V31H100ZM113 30H114V28H113ZM121 30H122V29H121ZM123 30H124V29H123ZM170 30H171V29H170ZM179 30H181V28H180ZM198 30H199V29H198ZM201 30H202V29H201ZM204 30H205V28H204ZM204 30H203V31H204ZM250 30H252L251 27H250ZM12 31H13V30H12ZM15 31H16V30H15ZM20 31H21V30H20ZM20 31H19V32H20ZM31 31H32V30H31ZM50 31H51V30H50ZM50 31H49V32H50ZM59 31H61V30H59ZM69 31H70V30H69ZM73 31H74V30H73ZM85 31H86V30H85ZM90 31H92V30H90ZM108 31H109V29H108ZM117 31H118V30H117ZM127 31H128V30H127ZM135 31H136V30H135ZM147 31H148V30H147ZM161 31H162V30H161ZM191 31H192V30H191ZM191 31H188V32L186 31V33H181L180 37L178 38L179 41L177 40V41L179 42V43H178V42H177V43L180 44L181 47H186V48H188L189 45H190V43H192V40L196 37L195 34H193V32H191ZM193 31H194V30H193ZM206 31H207V30H206ZM226 31H227V30H226ZM253 31H254V30H253ZM7 32H8V31H7ZM22 32H23V31H22ZM24 32H23V33H24ZM28 32H30V31H28ZM28 32H27V33H28ZM39 32H42V31H39ZM43 32H44V31H43ZM43 32H42V33H43ZM55 32H56V31H55ZM62 32H63V31H62ZM83 32H84V31H83ZM93 32H95V31H93ZM131 32H132V31H131ZM133 32H134V31H133ZM140 32H141V31H140ZM151 32L153 33V29H152ZM177 32H178V31H177ZM197 32H198V31H197ZM9 33H10V32H9ZM16 33H17V32H16ZM27 33H26V34H27ZM59 33H60V32H59ZM59 33H57V34H59ZM67 33H69V32L67 31ZM67 33H66V34H67ZM87 33H89V31L86 32V34H87ZM90 33H91V32H90ZM104 33H106V31H105ZM108 33H109V32H108ZM116 33H117V32H116ZM134 33H135V32H134ZM143 33H144V32H143ZM143 33H142V34H143ZM145 33H146V32H145ZM152 33H150V34H152ZM169 33H170V32H169ZM171 33H172V32H171ZM171 33H170V34H171ZM255 33H256V32H255ZM24 34H25V33H24ZM28 34H29V33H28ZM31 34H32V32H31ZM38 34H39V33H38ZM53 34H54V33H53ZM70 34H71V33H70ZM73 34H74V32H73ZM75 34H77V33H75ZM79 34H81V33H78V35H79ZM86 34H85V35H86ZM96 34H98V33H96ZM130 34H131V33H130ZM160 34H161V33H160ZM162 34H164V33H162ZM166 34H167V33H166ZM166 34H165V36H166ZM179 34H180V33H179ZM199 34H200V33H199ZM221 34H222V33H221ZM223 34H224V32H223ZM223 34H222V35H223ZM227 34H228V32H227ZM14 35H15V34H14ZM19 35H20V33H19ZM34 35H35V34H34ZM34 35H33V38H32V39L35 38ZM43 35H44V34H43ZM46 35H47V34H46ZM49 35H50V34H49ZM83 35H84V34H82V36H83ZM85 35H84V36H85ZM87 35H90V34H87ZM91 35H93V34H91ZM104 35H107V34H104ZM108 35H109V34H108ZM124 35H125V34H124ZM131 35H132V34H131ZM154 35H155V34H154ZM173 35H174V34H173ZM173 35H172V36H173ZM229 35H230V34H229ZM7 36H8V34H7ZM23 36H24V35H23ZM26 36H27V35H26ZM29 36H30V35H29ZM31 36H32V35H31ZM36 36H37V34H36ZM66 36H67V35H65V37H66ZM68 36H69V35H68ZM93 36H94V35H93ZM93 36H92V37H93ZM102 36H103V35L101 34L100 37H102ZM113 36H114V35H113ZM113 36H112V37H113ZM121 36H122V35H121ZM134 36H135V35H134ZM138 36H140V35H137V37H138ZM148 36H150V35H148ZM168 36H169V35H168ZM170 36H171V35H170ZM203 36H204V33H203ZM214 36H215V35H214ZM224 36H225V35H224ZM263 36H264V34H263ZM13 37H14V36H13ZM18 37H20V36H18ZM37 37H39V36H37ZM40 37H41V36H40ZM48 37H49V36H47V38H48ZM53 37H56V36H53ZM75 37H76V36H75ZM75 37H73V38H75ZM77 37H79V36H77ZM77 37H76V38H77ZM89 37H90V36H89ZM97 37H98V36H97ZM108 37H109V36H108ZM117 37H119V36L117 35L116 38H117ZM127 37H131V36H128V34H127ZM137 37H135V38H137ZM150 37H152V36H150ZM156 37H158V36L156 35ZM173 37H174V36H173ZM177 37H178V36H177ZM189 37H190L191 39H189ZM201 37H202V36H201ZM210 37H211V36H210ZM210 37H209V38H210ZM6 38H7V37H6ZM6 38H5V39H6ZM10 38H11V37H10ZM41 38H43V37H41ZM41 38H40V39H41ZM44 38H45V36H44ZM58 38H59V37H58ZM68 38H69V37H68ZM122 38H123V37H122ZM138 38H139V37H138ZM141 38H142V36H141ZM143 38H144V36H143ZM143 38H142V39H143ZM160 38H161V36H160ZM169 38H170V37H169ZM207 38H208V37H207ZM2 39H3V38H2ZM5 39H3V40H5ZM7 39H9V38H7ZM20 39H21V38H20ZM22 39H24V38H22ZM29 39H30V38H29ZM51 39H52V38H50V40H51ZM95 39H96V38H95ZM105 39H106V37H105ZM126 39H127V38H126ZM146 39H147V38H146ZM150 39H151V38H150ZM175 39H176V38H175ZM204 39H205V38H204ZM210 39H211V38H210ZM212 39H213V38H212ZM219 39H220V38H219ZM14 40H15V38H14ZM26 40H27V39H26ZM46 40H47V39H46ZM50 40H49V41H50ZM57 40H58V39H57ZM71 40H72V38H71L69 41H71ZM82 40H84V38L81 39V40H79L78 42H80V41H82ZM98 40H100V39L98 38ZM109 40H111V39H109ZM113 40H114V39H113ZM116 40H117V39H116ZM116 40H114V41H116ZM129 40H130V39H129ZM136 40H137V39H136ZM136 40H135V41H136ZM144 40H145V39H144ZM152 40H155V39H152ZM159 40H161V39H159ZM159 40H158V41H159ZM6 41H7V40H6ZM6 41H4V42H6ZM16 41H17V40H16ZM16 41H15V42H16ZM33 41H34V40H33ZM40 41H41V40H40ZM54 41H56V40H53V42H54ZM62 41H63V40H62ZM73 41H74V40H73ZM76 41H77V40H76ZM105 41H106V40H105ZM125 41H126V40H125ZM125 41H124V42H125ZM127 41H128V40H127ZM142 41H143V40H142ZM145 41H146V40H145ZM167 41H169V39H168ZM172 41L174 42V40H172ZM208 41H209V40H208ZM1 42H2V41H1ZM1 42H0V44H1ZM18 42H19V41H18ZM22 42H23V41H22ZM22 42H20V43H22ZM28 42H29V40H28ZM41 42H42V41H41ZM53 42H52V44H53ZM57 42H58V41H56V45H57ZM78 42H76V43H78ZM96 42H97V41H96ZM133 42H134V41H133ZM155 42H156V41H155ZM160 42H162V41H160ZM170 42H171V41H170ZM16 43H17V42H16ZM30 43H31V40H30ZM33 43H35V42H33ZM38 43H39V41H38ZM43 43L45 44V42H43ZM73 43L75 44V41H74ZM94 43H95V42H94ZM94 43H93V44H94ZM122 43H123V42H121V44H122ZM125 43H126V42H125ZM134 43H135V42H134ZM134 43H133V45H134ZM136 43H137V42H136ZM145 43H146V42H145ZM158 43H159V42H158ZM158 43H157V44H158ZM163 43H164V42H163ZM163 43H162V44H163ZM166 43H167V42H166ZM196 43H197V42H196ZM215 43H216V42H215ZM14 44H15V43H14ZM24 44H26V43L24 42ZM59 44H60V43H59ZM64 44H67V43H64ZM64 44H63V45H64ZM68 44H69V43H68ZM68 44H67V45H68ZM82 44H84V43H82ZM103 44H105V43L103 42ZM131 44H132V43H131ZM131 44H130V45H131ZM146 44H147V43H146ZM152 44H153V43H152ZM253 44H254V43H253ZM3 45H4V44H3ZM26 45H27V44H26ZM39 45H40V44H39ZM60 45H61V44H60ZM63 45H61L62 48H63ZM71 45H72V43H70L69 48L71 47ZM100 45H101V44H99V46H100ZM124 45H127V44H124ZM130 45H129V46H130ZM155 45H156V44H155ZM155 45H154V46H155ZM158 45H159V44H158ZM158 45H157V46H158ZM164 45H165V44H164ZM172 45H173V44H172ZM199 45H200V44H199ZM213 45H214V44H213ZM213 45H212V47H211V46H210V47L213 48ZM0 46L2 47V45H0ZM10 46H11V45H10ZM14 46H15V45H14ZM31 46H32V45H31ZM48 46H50V45H48ZM64 46H65V45H64ZM75 46H76V45H74L73 48H75ZM79 46H80V45H79ZM79 46L77 47V49H79ZM88 46H89V45H88ZM94 46H95V45H94ZM99 46H98V47H99ZM120 46H121V45H120ZM120 46H119V47H120ZM151 46H152V45H151ZM166 46H167V45H166ZM169 46H170V45H169ZM191 46L193 47L194 44L191 45ZM191 46H190V48H192ZM195 46H198V45L195 44ZM221 46H222V45H221ZM253 46H254V45H253ZM257 46H258V44H257ZM45 47H46V46H45ZM54 47H55V46H54ZM66 47H67V46H66ZM111 47H112V45H111ZM133 47H134V46H132V49H133ZM159 47H160V45H159ZM159 47H157V50H158ZM222 47H223V46H222ZM260 47H261V44H260ZM4 48H5V47H4ZM13 48H14V47H13ZM37 48H38V47H37ZM39 48H40V47H39ZM42 48H44V47H42ZM50 48H51V47H50ZM67 48H68V47H67ZM86 48H87V47H86ZM92 48H93V50H94V48L96 49V47H92ZM116 48H117V47H116ZM154 48H156V46H155ZM256 48H257V47H256ZM7 49H8V48H7ZM10 49H12V48H10ZM23 49H25V48H22V50H20L19 48H18V49H17V48H16V49L14 48L12 52L18 57V59H19V57L22 58V59H23V58L26 59V57H24L25 54L23 55ZM32 49H34V48H32ZM46 49H47V48H46ZM52 49H53V47H52ZM54 49H55V48H54ZM54 49H53V50H54ZM58 49H59V48H58ZM64 49H65V48H64ZM70 49H71V48H70ZM75 49H76V48H75ZM98 49H99V48H98ZM117 49H119V48H117ZM122 49H123V48H122ZM135 49H137V48H135ZM135 49H134V50H135ZM159 49H160V48H159ZM168 49H169V48H167V50H168ZM193 49H194L193 51H195V48H193ZM213 49H214V48H213ZM261 49L263 50V48H261ZM0 50H1V49H0ZM30 50H31V49H30ZM40 50H41V49H40ZM96 50H97V49H96ZM123 50H124V49H123ZM123 50H122V51H123ZM130 50H131V46H130ZM138 50H139V49H138ZM169 50H170V49H169ZM171 50H172V49H171ZM171 50H170V51H171ZM200 50H203V49L200 48ZM6 51H7V50H6ZM27 51H28V49H27ZM36 51H37V50H36ZM38 51H39V50H38ZM64 51H65V50H64ZM88 51H89V50H88ZM94 51H95V50H94ZM108 51H109V50H108ZM111 51H112V50H111ZM114 51H117V50H114ZM114 51H113V52H114ZM145 51H146V50H145ZM145 51H142V53L145 52ZM160 51L164 53V51H166V50L164 49V51H162V50H160ZM184 51H186V50L184 49ZM190 51H191V50H190ZM203 51H204V50H203ZM232 51H233V50H232ZM2 52H3V51H2ZM2 52H1V53H2ZM7 52H8V51H7ZM9 52H10V51H9ZM34 52H35V50H34ZM46 52H47V51H46ZM51 52H52V51H51ZM51 52H49V53H51ZM65 52H66V51H65ZM69 52H70V51H69ZM78 52H79V51H78ZM78 52H77V50H76L75 53H78ZM81 52H82V51H81ZM119 52H120V51H119ZM133 52H135V51H133ZM136 52H137V50H136ZM136 52H135V53H136ZM167 52H168V51H167ZM178 52H179V50L177 51V53H178ZM191 52H192V51H191ZM196 52H197V51H196ZM201 52H202V51H201ZM41 53H42V52H41ZM59 53H61V52H59ZM89 53H91V52H89ZM89 53H87V54H89ZM92 53H93V52H92ZM94 53H95V52H94ZM96 53H97V52H96ZM101 53H102V52H101ZM105 53H106V52H105ZM123 53H124V52H123ZM129 53H130V52H128V54H129ZM135 53H134L133 56H135ZM149 53H151V51H150ZM155 53L157 54L156 50H155ZM165 53H166V52H165ZM171 53H172V52H171ZM181 53H183V52H181ZM202 53H203V52H202ZM212 53H214V52L212 51ZM249 53H250V52H249ZM5 54L7 55V53H5ZM11 54H12V53H11ZM28 54H29V53H28ZM32 54H33V53H32ZM32 54H30V56H31ZM37 54H38V53H37ZM37 54H36V55H37ZM44 54H45V53H44ZM62 54H63V53H62ZM78 54H79V53H78ZM80 54H83V53H80ZM80 54H79V55H80ZM98 54H99V53H98ZM102 54H103V53H102ZM108 54H109V53H108ZM108 54H107V55H108ZM111 54H112V53H111ZM113 54H114V53H113ZM124 54H125V53H124ZM126 54H127V52H126ZM139 54H140V53H139ZM159 54H160V53H159ZM166 54H167V53H166ZM186 54H187V53H186ZM193 54H195V52H194ZM196 54H197V53H196ZM198 54H199V53H198ZM206 54H207V52H206ZM208 54H209V53H208ZM250 54H251V53H250ZM262 54H263V53H262ZM33 55H34V54H33ZM39 55H40V53H39ZM52 55H53V54H52ZM63 55H64V54H63ZM92 55H93V54H92ZM100 55H101V54H100ZM116 55H118V54H116ZM121 55H122V54H121ZM121 55H120V56H121ZM130 55H131V54H130ZM136 55H137V54H136ZM162 55H163V54H162ZM172 55H173V53H172ZM218 55H219V54H218ZM0 56H1V58H2L3 55H0ZM4 56H5V55H4ZM11 56H12V55H10V57H11ZM41 56H42V55H41ZM46 56H47V55H46ZM46 56H45V57H46ZM86 56H87V55H86ZM95 56H97V55H95ZM101 56H102V55H101ZM109 56L111 57L110 54H109ZM140 56H141V55H140ZM157 56H158V55H157ZM157 56H154V58L157 57ZM168 56H169V55H168ZM173 56H175V55H173ZM176 56H178V55H176ZM179 56H180V55H179ZM185 56H186V55H185ZM195 56H196V55H195ZM5 57H9V55H8V56H5ZM43 57H44V56H43ZM51 57H53V56H51ZM51 57H50V58H51ZM54 57H55V56H54ZM81 57H82V55H81ZM91 57H92V56H90V59H91ZM93 57H94V56H93ZM127 57H128V56H127ZM127 57H126V58H127ZM129 57H132V56H129ZM137 57H138V56H137ZM160 57H161V56H160ZM214 57H215V56H214ZM3 58H4V57H3ZM34 58H35V57H34ZM46 58H47V57H46ZM74 58H77V57H74ZM74 58H73V59H74ZM88 58H89V57H88ZM95 58H96V57H95ZM117 58H119V56H118ZM122 58H124V55H123ZM147 58H148V57H147ZM150 58H151V57H150ZM158 58H159V57H158ZM162 58H163V56H162ZM165 58H166V57H165ZM176 58H179V57H176ZM198 58H199V57H198ZM217 58H218V56H217ZM22 59H20V61H22ZM27 59H28V58H27ZM38 59H39V58H38ZM47 59H48V58H47ZM52 59H53V58H52ZM92 59H93V58H92ZM92 59H91V60H92ZM99 59H100V58H99ZM103 59H104V58H103ZM112 59H113V58H112ZM127 59H128V58H127ZM133 59H134V58H133ZM139 59H140V58H139ZM139 59H137V60H139ZM172 59H173V58H172ZM179 59H180V58H179ZM214 59H215V58H214ZM218 59H219V58H218ZM7 60H8V59H7ZM12 60H13V59H12ZM43 60H44V59H43ZM78 60H79V59H78ZM96 60H97V59H96ZM100 60H101V59H100ZM144 60H145V59H144ZM148 60H149V59H148ZM148 60H147V61H148ZM157 60H158V59H157ZM159 60H160V59H159ZM163 60H164V59H163ZM174 60H175V59H174ZM0 61H1V60H0ZM27 61H28V60H27ZM33 61H34V60H33ZM36 61H38V60H36ZM40 61H41V60H40ZM64 61H65V60H64ZM102 61L104 62L105 60H101V62H102ZM106 61H107V60H106ZM112 61H113V60H112ZM120 61H121V60H120ZM126 61H127V60H126ZM133 61H135V60H133ZM154 61H155V60H154ZM154 61H153V63H155ZM165 61H166V60H165ZM170 61H171V60H170ZM22 62H24V61H22ZM41 62H43V61H41ZM41 62H40V63H41ZM69 62H70V61H69ZM74 62H76V61H74ZM77 62L79 63V61H77ZM82 62H84V61H82ZM108 62H109V61H108ZM114 62H115V61H114ZM127 62H129V59H128ZM136 62H138V61H136ZM139 62H140V61H139ZM144 62L147 63L146 61H144ZM151 62H152V61H151ZM179 62H183V61H179ZM184 62H185V61H184ZM17 63H19V62L17 61ZM24 63H25V62H24ZM27 63H29V61H28ZM48 63H49V62H48ZM59 63H60V62H59ZM59 63H57V64H59ZM66 63L68 64V62H66ZM71 63H73V61H72ZM71 63H70V64H71ZM84 63H85V62H84ZM87 63H88V62H87ZM89 63H90V61H89ZM97 63H98V62H97ZM133 63H135V62H133ZM140 63H141V66H142V62H140ZM149 63H150V62H149ZM156 63H157V62H156ZM158 63L160 64V61H159ZM164 63H165V62H164ZM172 63H173V62H172ZM187 63H188V59H187ZM193 63H194V62H193ZM32 64H33V63H32ZM38 64H39V63H38ZM42 64H44V62H43ZM64 64H65V63H64ZM107 64H108V63H107ZM112 64H114V63H112ZM115 64H116V63H115ZM118 64H119V63H118ZM129 64H130V63H129ZM129 64L127 63V65H129ZM147 64H148V63H147ZM150 64H151V63H150ZM159 64H158V65H159ZM175 64H176V62H175ZM203 64H204V63H203ZM203 64H202V65H203ZM210 64H211V63H210ZM210 64H209V65H210ZM229 64H230V63H229ZM40 65H41V64H40ZM86 65H89V64H86ZM90 65H91V64H90ZM136 65H137V64H136ZM151 65H152V64H151ZM153 65H155V64H153ZM153 65H152V66H153ZM163 65H164V64H163ZM163 65H162V66H163ZM168 65H170L169 62H168ZM183 65H184V64H183ZM188 65H189V64H188ZM212 65H213V64H212ZM16 66H17V65H16ZM16 66H15V67H16ZM21 66H22V65H21ZM45 66H46V65H45ZM73 66H74V65H73ZM77 66H79V67H78V69H79V68H80V64H79V65L77 64ZM83 66H84V65H83ZM95 66H96V65H95ZM113 66H115V65H113ZM120 66H121V65H120ZM131 66H132V65H131ZM134 66H135V65H134ZM134 66H133V67H134ZM144 66H145V65H144ZM156 66H157V65H156ZM170 66H171V65H170ZM175 66H176V65H175ZM175 66H173V67H175ZM218 66H219V65H218ZM231 66H232V65H231ZM1 67H2V66H1ZM4 67H5V66H4ZM9 67H10V65H9ZM17 67H18V66H17ZM23 67H24V66H23ZM49 67H50V66H49ZM55 67H57V66H55ZM61 67H62V65H61ZM61 67H59V68H61ZM96 67H97V66H96ZM96 67H95V68H96ZM133 67H132V68H133ZM135 67H136V66H135ZM135 67H134V68H135ZM150 67H151V66H150ZM153 67H154V66H153ZM158 67H159V66H158ZM187 67H188V66H187ZM207 67H208V66H207ZM229 67H230V66H229ZM68 68L71 69L70 67H68ZM72 68H73V67H72ZM86 68H87V67H86ZM88 68H89V67H88ZM91 68H92V67H91ZM98 68H100V67L98 66L96 70H98ZM155 68H156V67H155ZM155 68H153V69H155ZM161 68H162V67H161ZM163 68H164V67H163ZM175 68H178V67H175ZM184 68H185V67H184ZM190 68H191V67H190ZM190 68H188V69H190ZM205 68H206V67H205ZM211 68H212V67H211ZM246 68H247V66H246ZM248 68H249V67H248ZM1 69H3V68H1ZM9 69H11V67H10ZM24 69H25V68H24ZM49 69H50V68H49ZM56 69L58 70V68H56ZM61 69H62V68H61ZM61 69H60V70H61ZM74 69H76V68H74ZM80 69H81V68H80ZM100 69H102V68H100ZM106 69H107V68H106ZM141 69H142V68H141ZM147 69H149V68H147ZM170 69H171V68H170ZM198 69H199V68H198ZM217 69H218V68H217ZM219 69H223V68H219ZM230 69H231V68H230ZM232 69H233V68H232ZM7 70H8V69H7ZM7 70H6V71H7ZM21 70H22V69H21ZM51 70H53V69H51ZM85 70H86V69H85ZM89 70H90V68H89ZM145 70H146V68H145ZM160 70H161V69H160ZM163 70H165V69H162V72H163ZM167 70H168V67H167ZM179 70H180V67H179L178 71H179ZM190 70H191V69H190ZM192 70H193V69H192ZM227 70H228V69H227ZM252 70H253V69H252ZM255 70H256V69H255ZM1 71H3V70H1ZM8 71H9V70H8ZM15 71H16V68H15ZM45 71H47V70H45ZM48 71H50V70H48ZM54 71H55V70H54ZM62 71H63V69H62ZM80 71H81V70H80ZM82 71H83V70H82ZM82 71H81V72H82ZM94 71H95V70H94ZM94 71H93V72H94ZM98 71H100V70H98ZM98 71H97V72H98ZM109 71H110V70H109ZM142 71H144V70H142ZM157 71H159V70H157ZM187 71H189V70H187ZM205 71H206V70H204V72H205ZM249 71H250V69H249ZM4 72H5V70H4ZM4 72H3V73H4ZM11 72H12V71H11ZM30 72H31V71H30ZM64 72H65V71H64ZM87 72H88V71H87ZM102 72H103V71H102ZM104 72H105V71H104ZM147 72H148V71H147ZM149 72H150V71H149ZM164 72H169V71H164ZM171 72H172V71H171ZM179 72H180V71H179ZM184 72H185V71H184ZM195 72H196V70H195ZM206 72H207V71H206ZM214 72H215V71H214ZM5 73H6V72H5ZM12 73H13V72H12ZM12 73H10V74H12ZM53 73H54V72H53ZM71 73H72V72H71ZM73 73H74V72H73ZM137 73H138V72H137ZM144 73H146V72H143V74H144ZM150 73H151V72H150ZM182 73H183V72H182ZM190 73H191V71H190ZM216 73H218V72H216ZM252 73H253V72H252ZM256 73H258V72L256 71ZM6 74H7V73H6ZM15 74H16V73H15ZM18 74H20V73H18ZM57 74L60 75V73H57ZM66 74H67V73H66ZM98 74H99V73H98ZM98 74H97V75H98ZM135 74H136V73H135ZM138 74H139V73H138ZM138 74H137V75H138ZM177 74H178V73H177ZM193 74H194V73H193ZM219 74H220V73H219ZM241 74H242V73H241ZM4 75H5V74H4ZM7 75H8V74H7ZM12 75H13V74H12ZM23 75H24V74H23ZM31 75H32V73H31ZM70 75H71V74H70ZM73 75H75V74H73ZM91 75H93V73H92ZM94 75H95V74H94ZM100 75H101V73H100ZM105 75H106V74H105ZM109 75H110V74H109ZM137 75H136V76H137ZM144 75H145V74H144ZM200 75H201V74H200ZM0 76H2V75L0 74ZM27 76L29 77L28 74H27ZM27 76H26V77H27ZM55 76H56V75H55ZM75 76H77V74H76ZM85 76H86V74H85ZM89 76H90V75H89ZM149 76H151V75H149ZM149 76H147V77L149 78ZM155 76H156V75H155ZM157 76H158V74H157ZM157 76H156V77H157ZM171 76H172V75H171ZM226 76H227V75H226ZM246 76H247V75H246ZM256 76H257V74H256ZM6 77H7V76H6ZM9 77H11V76H9ZM16 77H17V76H16ZM68 77H69V74H68ZM81 77H82V74H81ZM95 77H96V76H95ZM102 77H103V76H102ZM107 77H108V76H107ZM137 77H138V76H137ZM139 77H140V76H139ZM139 77H138V78H139ZM144 77H145V76H144ZM159 77H161V76H159ZM159 77H158V78H159ZM166 77H167V76H166ZM166 77H165V78H166ZM180 77H181V76H180ZM229 77H230V76H229ZM252 77H253V76H252ZM3 78H4V76H3ZM7 78H8V77H7ZM18 78H19V77H18ZM18 78H17V79H18ZM20 78H21V77H20ZM78 78H79V74H78ZM88 78H89V77H88ZM99 78H100V77H99ZM148 78H147V79H148ZM183 78H184V77H183ZM244 78H245V77H244ZM255 78H256V77H255ZM11 79H12V77H11ZM11 79H10V80H11ZM21 79H22V78H21ZM52 79H53V78H52ZM75 79H76V78H75ZM82 79H84V77H82ZM89 79H90V78H89ZM92 79H94V78H92ZM97 79H98V78H97ZM97 79H96V80H97ZM104 79H105V78H104ZM161 79H162V78H161ZM170 79H171V78H170ZM179 79H180V78H179ZM181 79H182V78H181ZM231 79H232V78H231ZM76 80H77V79H76ZM86 80H88L87 77H86ZM100 80H102V79H100ZM164 80H168V79H164ZM255 80H257V78H256ZM8 81H9V80H8ZM8 81H7V82H8ZM23 81H24V79L22 80V82H23ZM38 81H39V80H38ZM70 81H71V80H70ZM72 81H73V80H72ZM79 81H80V80H79ZM89 81H90V80H89ZM93 81H94V80H93ZM107 81H108V80H107ZM145 81H146V79H145ZM148 81H150V80H148ZM152 81H153V80H152ZM160 81H161V80H160ZM170 81H171V80H170ZM170 81H168V82H170ZM199 81H201V80H199ZM253 81H254V80H253ZM258 81H259V80H257V82H258ZM2 82H3V81H2ZM11 82H13V81L11 80ZM15 82H16V81H15ZM15 82H13V83H15ZM17 82H18V81H17ZM36 82H37V80H36ZM43 82H45V81H43ZM43 82H42V83H43ZM54 82H55V80H54ZM54 82L52 83V85L54 84ZM63 82H64V81H63ZM66 82H67V81H66ZM83 82H84V81H83ZM90 82H91V81H90ZM90 82H89V83H90ZM96 82H97V81H96ZM96 82H95V83H96ZM142 82H143V81H142ZM165 82H166V81H165ZM165 82L163 81V83H165ZM202 82L204 83L205 80L202 81ZM45 83H46V82H45ZM58 83H59V82H58ZM60 83H61V82H60ZM67 83H68V82H67ZM67 83H66V85H67ZM85 83H86V82H85ZM87 83H88V82H87ZM87 83H86V84H87ZM89 83H88V85H89ZM93 83H94V82H93ZM132 83H133V82H132ZM159 83H160V82H159ZM159 83H158V84H159ZM1 84H3V83H1ZM5 84H6V83H5ZM39 84H40V83H39ZM69 84H70V82H69ZM74 84H75V83H74ZM90 84H92V83H90ZM152 84H153V83H152ZM165 84H166V83H165ZM168 84H169V83H168ZM175 84H176V82H175ZM17 85H18V84H17ZM49 85H51V84H49ZM49 85H48V86H49ZM52 85H51V86H52ZM54 85H55V84H54ZM54 85H53V86H54ZM70 85H71V84H70ZM75 85H76V84H75ZM99 85H100V84H99ZM99 85H98V86H99ZM103 85H104V83H103ZM120 85H121V84H120ZM169 85H170V84H169ZM177 85H178V84H177ZM177 85H176V86H177ZM190 85H191V84H190ZM190 85H189V86H190ZM202 85H203V84H202ZM2 86H4V85H2ZM20 86H21V85H20ZM41 86H42V85H41ZM53 86H52V87H53ZM55 86H56V85H55ZM58 86H59V84H58ZM68 86H69V85H68ZM92 86H93V85H92ZM117 86H119V85L117 84ZM132 86H133V85H132ZM143 86H144V85H143ZM172 86H173V85H172ZM172 86H171V87H172ZM176 86H175V87H176ZM204 86H205V85H204ZM229 86H230V85H229ZM235 86H236V85H235ZM235 86H234V87H235ZM238 86H239V85H238ZM10 87H11V86H10ZM42 87H43V86H42ZM45 87H46V86H45ZM56 87H57V86H56ZM93 87H94V86H93ZM109 87H110V86H109ZM113 87H114V86H113ZM141 87H142V86H141ZM171 87H169V88H171ZM23 88H24V87H23ZM26 88H27V87H26ZM49 88H50V87H49ZM54 88H55V87H54ZM54 88H53V89H54ZM66 88H67V87H66ZM84 88H85V87H84ZM87 88H88V87H87ZM89 88H90V87H89ZM91 88H92V87H91ZM111 88H112V87H111ZM139 88H140V87H139ZM142 88H143V87H142ZM9 89H10V88H9ZM9 89H7V90H9ZM24 89H25V88H24ZM41 89H42V88H41ZM46 89H48V88H46ZM60 89H61V87H60ZM69 89H70V88H68V90H69ZM73 89H74V88H73ZM81 89H82V88H81ZM95 89H96V88H95ZM101 89H102V88H101ZM113 89H114V88H113ZM120 89H121V88H120ZM127 89H128V88H127ZM132 89H133V88H132ZM147 89H148V88H147ZM147 89H146V90H147ZM177 89H178V88H177ZM179 89H180V88H179ZM203 89H204V88H203ZM222 89H223V91L225 90L224 88H222ZM226 89H227V88H226ZM228 89H229V88H228ZM11 90H12V89H11ZM21 90H22V89H21ZM28 90L30 91L31 89L28 87ZM35 90H36V89H35ZM99 90H100V89H99ZM125 90H126V89H125ZM148 90H149V89H148ZM172 90H174V89H172ZM172 90H171V91H172ZM175 90H176V89H175ZM175 90H174V91H175ZM201 90H202V87H201ZM25 91H26V90H25ZM39 91H40V90H39ZM39 91H35V92L38 93ZM55 91H56V89H55ZM57 91H59V90H57ZM75 91H77V90H75ZM80 91L84 92V89H82V90H80ZM85 91H86V89H85ZM96 91H97V90H96ZM114 91H115V90H114ZM135 91H136V90H135ZM144 91H145V90H144ZM199 91H200V90H199ZM204 91H205V90H204ZM207 91H208V90H207ZM3 92L5 93V91H3ZM12 92H13V91H12ZM27 92H28V91H27ZM71 92H72V91H71ZM99 92H100V91H99ZM119 92H120V91H119ZM132 92H133V91H132ZM132 92H131V93H132ZM136 92H137V91H136ZM142 92H143V91H142ZM145 92H146V91H145ZM149 92H151L150 95L153 96V94H152V93H153L152 90L149 91ZM179 92H180V91H179ZM228 92H229V91H228ZM4 93H3V94H4ZM22 93H23V92H22ZM41 93H42V92H41ZM43 93H44V92H43ZM63 93H64V92H63ZM67 93H68V92H67ZM85 93H86V92H85ZM96 93H97V92H96ZM101 93H102V92H101ZM128 93H129V91H128ZM128 93H127V94H128ZM139 93H140V95H142V99L146 97L145 94H143L144 92H143V93L139 92ZM147 93H148V92H147ZM164 93H165V92H164ZM166 93H167V92H166ZM201 93H202V92H201ZM207 93H208V92H207ZM231 93H232V92H231ZM8 94H9V92H8ZM14 94H15V93H14ZM16 94H18V93H16ZM16 94H15V95H16ZM19 94H21V93H19ZM23 94H24V93H23ZM25 94H27V93H25ZM25 94H24V95H25ZM35 94H36V93H35ZM38 94H39V93H38ZM72 94H73V93H72ZM80 94H82V93H79V95H80ZM87 94H89V90H88ZM97 94H98V93H97ZM121 94H122V93H121ZM134 94H135V93H134ZM136 94H137V93H136ZM167 94H169V93H167ZM176 94H178V92H176ZM176 94H175V95H176ZM179 94H180V93H179ZM195 94H196V93H195ZM195 94H194V95H195ZM214 94H215V93H214ZM223 94H224V93H223ZM5 95H7V94L5 93ZM9 95H10V94H9ZM33 95H34V94H33ZM64 95H65V94H64ZM68 95H69V94H68ZM70 95H71V94H70ZM70 95H69V96H70ZM75 95H76V92H75ZM79 95H78V97H79ZM84 95H85V94H84ZM84 95H83L81 98H84ZM92 95H93V94H92ZM99 95H100V94H99ZM99 95H98V96H99ZM125 95H126V94H125ZM125 95H123V96H125ZM131 95H132V94H131ZM173 95H174V94H173ZM211 95H212V94H211ZM211 95H210V96H211ZM1 96H2V93H1ZM1 96H0V97H1ZM18 96H19V95H18ZM26 96H27V95H26ZM35 96H36V95H35ZM80 96H81V95H80ZM89 96L91 97V95H89ZM101 96H102V95H101ZM101 96H100V98H101ZM121 96H122V95H121ZM170 96H171V95H170ZM170 96H169V97H170ZM180 96H181V95H180ZM182 96H183V95H182ZM210 96H209V97H210ZM221 96H222V95H221ZM2 97H3V96H2ZM6 97L9 98L10 96H6ZM20 97H21V95H20ZM28 97H29V93H28ZM43 97H44V96H43ZM102 97H103V96H102ZM104 97H105V96H104ZM134 97H135V96H134ZM134 97H133V98H134ZM140 97H141V96H140ZM173 97H174V96H173ZM175 97H176V96H175ZM175 97H174V98H175ZM198 97H199V96H198ZM209 97H208V98H209ZM14 98H15V97H14ZM41 98H42V97H41ZM71 98L74 99V96H73V97L70 96V99H71ZM79 98H80V97H79ZM105 98H106V97H105ZM133 98H132V99H133ZM171 98H172V97H171ZM189 98H190V97H189ZM195 98H197V96H195ZM208 98H207V101H208ZM227 98H228V97H227ZM227 98H226V99H227ZM1 99H2V98H1ZM5 99H6V98H5ZM5 99H4V100H5ZM16 99L18 100V98H16ZM30 99H31V97H30ZM44 99H45V98H44ZM44 99H43V100H44ZM75 99H76V98H75ZM84 99H85V98H84ZM90 99H92V98H90ZM138 99H139V97H138ZM148 99H149V98H148ZM155 99H156V98H155ZM155 99H152L153 102L155 101ZM178 99H179V98H178ZM187 99H188V98H187ZM200 99H201V97H200ZM222 99H224V98H222ZM13 100H14V99L12 98V101H13ZM20 100H21V99H20ZM24 100H26L25 97H24ZM28 100H29V99H28ZM28 100H27V101H28ZM31 100H32V99H31ZM39 100H40V97H39ZM66 100H67V99H66ZM98 100H99V99H98ZM98 100H96L97 103L99 102ZM103 100H104V99H103ZM133 100H134V99H133ZM136 100H137V99H136ZM140 100H141V99H140ZM140 100H139V101H140ZM150 100H151V99H150ZM157 100L159 101V99H157ZM163 100H164V99H163ZM167 100H168V99H167ZM169 100H170V99H169ZM203 100H205V99H203ZM22 101H23V100H22ZM27 101H26V103H28ZM29 101H30V100H29ZM72 101H73V100H72ZM79 101H80V100H79ZM82 101H83V100H82ZM143 101H144V100H143ZM143 101H142V102H143ZM145 101H146V99H145ZM164 101L166 102V99H165ZM172 101H173V100H172ZM179 101H180V100H179ZM215 101H216V99H215ZM42 102H43V101H42ZM44 102H45V101H44ZM47 102H48V101H47ZM108 102H109V101H108ZM108 102H107L108 105H106V108L109 107L110 102H109V103H108ZM111 102H112V100H111ZM127 102H128V101H127ZM135 102H136V101H135ZM153 102H152V103H153ZM160 102H161V101H160ZM167 102H168V101H167ZM183 102H184V101H183ZM183 102H182V103H183ZM188 102H189V101H188ZM208 102H209V101H208ZM6 103H9V102H6ZM10 103H11V101H10ZM10 103H9V104H10ZM22 103H23V102H22ZM30 103H31V104H34L35 102H34V103L30 102ZM45 103H46V102H45ZM75 103H77V102H75ZM81 103H83V102H81ZM85 103H86V101H85ZM92 103H93V102H92ZM97 103H96V104H97ZM100 103H102V102L100 101ZM157 103H158V102H157ZM180 103H181V102H180ZM12 104H13V103H12ZM12 104H11V105H12ZM16 104H17V103H16ZM39 104L41 105V103H39ZM39 104H38V105H39ZM48 104H49V103H48ZM66 104H68V102H67ZM71 104H74V103L71 102ZM88 104H89V103H88ZM103 104H104V102H103ZM103 104H100V105L102 106ZM113 104H114V103H113ZM122 104H123V103H122ZM122 104H121V105H122ZM127 104H128V106L130 107L129 103H127ZM138 104H140V103H138ZM142 104H144V103H142ZM146 104H147V103H146ZM168 104H169V103H168ZM177 104H178V103H177ZM184 104H185V103H184ZM197 104H198V103H197ZM211 104H212V103H211ZM13 105H15V104H13ZM18 105H19L20 107H22V105H20V103H18ZM24 105H25V103H24ZM35 105H36V104H35ZM38 105H37V107H38ZM46 105H47V104H46ZM81 105H82V104H81ZM84 105H85V104H84ZM94 105H95V102H94ZM94 105H93V106H94ZM114 105H116V104H114ZM151 105H152V104H151ZM155 105H157V104L155 103ZM161 105H163V104H161ZM169 105H170V104H169ZM190 105H191V104H190ZM212 105H213V104H212ZM243 105H244V104H241V107H242ZM248 105H250V104H248ZM27 106H28V104H27ZM52 106H54V105H52ZM61 106H62V105H61ZM64 106H65V105H64ZM68 106H69V105H67L66 107H68ZM103 106H104V105H103ZM128 106L126 105L127 108H128ZM138 106H139V105H138ZM158 106H159V104H158ZM182 106H183V105H182ZM184 106H185V105H184ZM194 106H195V105H194ZM197 106H198V105H197ZM197 106H195V107H197ZM214 106H215V105H214ZM11 107H12V106H11ZM11 107H10V108H11ZM17 107H18V106H17ZM44 107H45V106H44ZM56 107H57V106H56ZM70 107H71V106H70ZM99 107H100V106H99ZM118 107H119V106H118ZM123 107H124V106H123ZM142 107H143V106L141 105V108H142ZM145 107H146V106H144L143 108H145ZM153 107H154V106H153ZM161 107H163V106H161ZM180 107H181V106H180ZM191 107H192V106H191ZM232 107H234V106H232ZM239 107H240V106H239ZM248 107H249V106H248ZM18 108H19V107H18ZM31 108H33V107H31ZM45 108H47V106H46ZM45 108H44V109H45ZM62 108H64V107H62ZM68 108H69V107H68ZM72 108H73V109L75 108L74 105L72 106ZM80 108H81V107H80ZM83 108H84V107H83ZM95 108H97V107H95ZM101 108H102V107H101ZM106 108H103L102 110H101V109H100V110L103 112V111H105L104 109H106ZM115 108H116V107H115ZM120 108H122V107H120ZM132 108H133V107H132ZM150 108H151V107H150ZM154 108H155V107H154ZM164 108H165V107H164ZM230 108H231V107H230ZM236 108H237V107H236ZM20 109H22V108H20ZM27 109H28V108H27ZM27 109H26V111H27ZM49 109H50V108H49ZM55 109H57V108H55ZM69 109H70V108H69ZM75 109H78V108L76 107ZM108 109H109V108H108ZM118 109H119V108H118ZM122 109H123V108H122ZM128 109H129V108H128ZM160 109H161V108H160ZM178 109H179V108H178ZM193 109H194V108H193ZM200 109H201V108H200ZM200 109H199V110H200ZM241 109H242V108H241ZM11 110H12V109H11ZM13 110H14V107H13ZM34 110H35V106H34ZM34 110H33V111H34ZM36 110H37V109H36ZM39 110H40V109H39ZM42 110H43V109H42ZM42 110H41V112H42ZM57 110H60V109H57ZM57 110H55V111H57ZM83 110H85V108H84ZM100 110H99V111H100ZM148 110H149V109H147V112H148ZM152 110H153V109H152ZM155 110L159 111L157 108H156ZM155 110H154V112H155ZM172 110H173V109H172ZM180 110H181V109H180ZM189 110H191V109H189ZM189 110H188V111H189ZM225 110H226V109H225ZM17 111H18V110H17ZM22 111H23V110H22ZM37 111H38V110H37ZM44 111H46V110H44ZM49 111H50V110H49ZM52 111H53V110H52ZM55 111H54V113H55ZM62 111H64V110H62ZM91 111H92V108H91ZM91 111H88V112L91 113ZM94 111H95V110H94ZM124 111H125V110H124ZM128 111H129V110H128ZM131 111H133V110H131ZM134 111H135V110H134ZM168 111L173 112V111H171V110H168ZM220 111H221V110H220ZM226 111H227V110H226ZM235 111H236V110H235ZM34 112H36V111H34ZM41 112H40V113H41ZM50 112H51V111H50ZM67 112H68V109H67ZM71 112H72V111H71ZM77 112L79 113L78 110H77ZM85 112H86V111H85ZM92 112H93V111H92ZM97 112H98V111H97ZM111 112H112V111H111ZM118 112H119V111H118ZM135 112H136V111H135ZM149 112H151V110H150ZM176 112H177V111H176ZM180 112H181V111H180ZM185 112H186V111H185ZM185 112H184V113H185ZM201 112H202V111H200V113H201ZM29 113H32V111L29 112ZM37 113H39V112H37ZM47 113H48V112H47ZM58 113H60V112H58ZM63 113H64V112H63ZM73 113H74V112H73ZM93 113H94V112H93ZM99 113H101V112H99ZM124 113H125V112H124ZM131 113H132V112H131ZM139 113H140V112H139ZM162 113H163V112H162ZM192 113H193V111H192ZM192 113H191V114H192ZM198 113H199V111H198ZM200 113H199V114H200ZM218 113H219V112H218ZM221 113H222V112H221ZM250 113H251V111H250ZM23 114H24V113H23ZM33 114H34V113H33ZM33 114H32V115H33ZM41 114H42V113H41ZM43 114H44V113H43ZM51 114H52V113H51ZM129 114H130V112H129ZM167 114H169V113L167 112ZM196 114H197V113H196ZM199 114H197L196 116H198ZM215 114H217V113H215ZM28 115H29V114H28ZM53 115H54V114H53ZM60 115H61V113H60ZM63 115H64V114H63ZM66 115H67V114H66ZM94 115H95V114H94ZM100 115H101V114H99V116H100ZM125 115H128V114H125ZM141 115H142V114H141ZM146 115H147V114H146ZM200 115H201V114H200ZM206 115H207V113H206ZM206 115H205V116H206ZM213 115H214V114H213ZM40 116H41V115H40ZM69 116H70V115L68 114V119L70 118ZM78 116H79V115H78ZM78 116H77V117H78ZM82 116H83V115H82ZM122 116H123V115H121V117H122ZM148 116H149V115H148ZM150 116H151V115H150ZM193 116H194V115H193ZM202 116H203V115H202ZM247 116H248V114H247ZM37 117H38V116H37ZM42 117H43V116H41V119H42ZM50 117H51V116H50ZM50 117H49V118H50ZM57 117H59V116L57 115ZM57 117H56V118H57ZM80 117H81V116H80ZM121 117H119V119H120ZM130 117H131V116H130ZM142 117H143V116H142ZM142 117H141V118H142ZM173 117H174V116H173ZM199 117H200V116H198V118H199ZM209 117H210V116H209ZM212 117H213V116H212ZM223 117H224V116H223ZM232 117H233V116H232ZM259 117H260V115H259ZM38 118H39V117H38ZM38 118H37V119H38ZM51 118H54V117H51ZM65 118L67 119V117H65ZM75 118H76V117H75ZM97 118H98V114H97ZM97 118H96V120H97ZM99 118H100V117H99ZM99 118H98V119H99ZM141 118H140V119H141ZM145 118H146V120H147V117H145ZM170 118H171V117H170ZM218 118H219V117H218ZM224 118H225V117H224ZM234 118H235V117H234ZM249 118H250V117H249ZM249 118H248V119H249ZM29 119H30V118H29ZM39 119H40V118H39ZM73 119H74V118H72V121H73ZM83 119H85V117H84ZM100 119H101V118H100ZM148 119H150V117H148ZM167 119H168V117H167ZM176 119H177V118H176ZM204 119H205V118H204ZM221 119H222V118H221ZM252 119H253V118H252ZM11 120H13V119L11 118ZM31 120H32V119H31ZM46 120H47V119H46ZM48 120H49V119H48ZM54 120H56V119H54ZM59 120H60V119H59ZM79 120H80V119H79ZM85 120H86V119H85ZM85 120H83V121L86 122ZM88 120H89V119H88ZM91 120H92V119H91ZM143 120H144V119H143ZM143 120H142V123L145 121V120H144V121H143ZM216 120H217V119H216ZM227 120H228V119H227ZM27 121H28V120H27ZM34 121H35V120H34ZM44 121H45V120H44ZM52 121H53V119H52ZM62 121H63V120H62ZM64 121H65V120H64ZM64 121H63V122H64ZM70 121H71V118H70ZM70 121H69V122H70ZM72 121H71V122H72ZM77 121H78V118H77ZM81 121H82V120H81ZM81 121H80V122H81ZM94 121H95V120H94ZM113 121H115V120H113ZM125 121H126V120H125ZM140 121H141V120H140ZM147 121H148V120H147ZM155 121H156V120H155ZM186 121H187V120H186ZM21 122H22V121H21ZM23 122H24V121H23ZM25 122H26V121H25ZM31 122H32V121H31ZM31 122H30V124H33V123H31ZM73 122H74V121H73ZM95 122H96V121H95ZM100 122H101V121H100ZM210 122H211V121H210ZM212 122L214 123V122H216V121L213 119ZM218 122H219V121H218ZM253 122H254V121H253ZM27 123H28V122H27ZM27 123H26V124H27ZM42 123H43V121H42ZM44 123H45V122H44ZM82 123H83V122H82ZM86 123H88V125H89V122H86ZM86 123H85V124H86ZM90 123H91V122H90ZM113 123H114V122H113ZM123 123H124V121H123ZM144 123H145V122H144ZM147 123H148V122H147ZM153 123H154V122H153ZM157 123H158V121H157ZM171 123H172V122H171ZM187 123H189V122L187 121ZM213 123H212V124H213ZM220 123H221V122H220ZM234 123H236V121H235ZM248 123H249V122H248ZM13 124H14V123H13ZM23 124H24V123H23ZM30 124H28V125H30ZM34 124H35V123H34ZM37 124H38V123H37ZM39 124H40V123H39ZM48 124H49V123H48ZM50 124H51V123H50ZM59 124H60V123H59ZM76 124H78V123H76ZM79 124H80V123H79ZM92 124H93V123H92ZM148 124H150V123H148ZM168 124H169V123H168ZM168 124H167V125H168ZM217 124H218V123H217ZM225 124H226V123H225ZM17 125H18V124H17ZM35 125H36V124H35ZM42 125H43V124H42ZM52 125H54V124H52ZM55 125L57 126L58 124L56 123ZM60 125H61V127H62L63 124H60ZM66 125H69V123H66ZM66 125H64V126H66ZM74 125H75V124H74ZM86 125H87V124H86ZM90 125H91V124H90ZM140 125H141V124H140ZM156 125H157V124H156ZM156 125H153V126L156 127ZM161 125L164 126L163 124H161ZM171 125H172V124H171ZM179 125H180V124H179ZM234 125H235V124H234ZM237 125H238V124H237ZM242 125H243V123H242ZM259 125H260V123H259ZM261 125H262V124H261ZM22 126H23V125H22ZM36 126H37V125H36ZM56 126H54L55 129H56ZM72 126H73V125H72ZM72 126H71V129H70V130H74V129H72ZM115 126H116V125H115ZM118 126H119V124H118ZM145 126H146V125H145ZM153 126H152V127H153ZM172 126H173V125H172ZM175 126H176V125H175ZM204 126H205V125H204ZM223 126H224V125H223ZM238 126H239V125H238ZM238 126H237V127H238ZM24 127H25V126H24ZM27 127H28V126H27ZM51 127H52V126H51ZM51 127H50V129H51ZM57 127H58V126H57ZM68 127H69V126H68ZM68 127H67V128H68ZM108 127H109V126H108ZM133 127H134V126H133ZM157 127H158V125H157ZM157 127H156V128H157ZM184 127H185V125H184ZM260 127H261V126H260ZM21 128H22V127H21ZM32 128H33V127H32ZM32 128H31V129H32ZM41 128H42V127H41ZM48 128H49V127H48ZM67 128L65 127V129H67ZM73 128H74V127H73ZM79 128H80V127H79ZM89 128H90V127H89ZM101 128H102V127H101ZM121 128H122V127H121ZM124 128H125V127H124ZM126 128H127V127H126ZM128 128H129V127H128ZM161 128H162V127H161ZM161 128H160V126H159V129H161ZM165 128H166V125H165ZM174 128H175V127H174ZM174 128H173V129H174ZM209 128H210V127H209ZM258 128H259V127H258ZM9 129H10V128H9ZM9 129H8V131H9ZM18 129H20V128H18ZM25 129H26V128H25ZM39 129H40V128H39ZM130 129H131V128H130ZM138 129H139V128H138ZM142 129H143V128H142ZM159 129H158V130H159ZM168 129H170V127H169ZM173 129H172V130H173ZM187 129H188V128H187ZM193 129H194V128H193ZM205 129H206V128H205ZM1 130H2V129H1ZM20 130H22V129H20ZM37 130H38V129H36V131H37ZM51 130H52V129H51ZM56 130H58V129H56ZM61 130H63V129H61ZM118 130H119V129H118ZM122 130H123V129H122ZM124 130H125V129H124ZM124 130H123V131H124ZM140 130H141V128H140ZM153 130H154V129H153ZM158 130H157V132H158ZM198 130H199V129H198ZM200 130H201V128H200ZM200 130H199V131H200ZM236 130H237V129H236ZM236 130H235V131H236ZM43 131H44V130H43ZM45 131H46V130H45ZM74 131H75V130H74ZM80 131H82V130H80ZM85 131H86V130H85ZM98 131H100V130H98ZM101 131H102V130H101ZM107 131H109V130L107 129ZM107 131H106V132H107ZM110 131H111V130H110ZM114 131H115V130H114ZM114 131H113L112 133H110V132H109V133H110V134H113V133H115ZM116 131H117V130H116ZM127 131H128V130H127ZM129 131L132 132L131 130H129ZM142 131H143V130H142ZM169 131H170V130H169ZM173 131H174V130H173ZM185 131H186V130H185ZM195 131H196V130H195ZM239 131H240V130H239ZM6 132H7V131H6ZM27 132H28V130H27ZM51 132H53V130H52ZM67 132H68V131H66V133H67ZM70 132H71V131H70ZM70 132H69V133H70ZM75 132H76V131H75ZM75 132H74V133H75ZM134 132H135V131H134ZM160 132H161V131H160ZM163 132H167V131H163ZM179 132H180V131H179ZM197 132H198V131H197ZM237 132H238V131H236V133H237ZM244 132H245V131H244ZM244 132H243V133H244ZM12 133H13V131L10 132V135H11ZM30 133H32V132H29V135H30ZM33 133H34V131H33ZM37 133H39V132H37ZM40 133H41V132H40ZM42 133H43V132H42ZM44 133H46V132H44ZM54 133H55V132H54ZM62 133H63V132H62ZM62 133L59 132V134H62ZM64 133H65V131H64ZM64 133H63V135H64ZM72 133H73V132H72ZM74 133H73V134H74ZM109 133H107V134H109ZM122 133H123V132H122ZM126 133H127V132H126ZM136 133H137V132H136ZM136 133H135V134H136ZM155 133H156V132H155ZM158 133H159V132H158ZM175 133H176V132H175ZM181 133H182V132H181ZM194 133H195V132H194ZM231 133H232V132H231ZM241 133H242V132H241ZM19 134H20V133H19ZM67 134H68V133H67ZM76 134H77V133H76ZM104 134H105V133H102V135H104ZM115 134H116V133H115ZM117 134H121V133H117ZM123 134H124V133H123ZM128 134H129V133H128ZM139 134H140V133H138V135H139ZM166 134H167V133H166ZM182 134H183V133H182ZM229 134H230V133H228V136H229ZM238 134H239V133H237V135H238ZM247 134H248V132H247ZM251 134H252V133H251ZM13 135H14V134H13ZM41 135H42V134H41ZM47 135H48V134H47ZM47 135H46V136H47ZM51 135H52V134H51ZM51 135H50V136H51ZM56 135H57V134H56ZM56 135H53V137H55ZM70 135H71V133H70ZM98 135H99V134H98ZM105 135H106V134H105ZM147 135H148V134L145 135L146 138H147ZM172 135H174V134H172ZM249 135H250V134H249ZM2 136L4 137L5 135L3 134ZM6 136H7V135H6ZM14 136H15V135H14ZM17 136H19V135H17ZM34 136H35V133H34ZM34 136H33V137H34ZM42 136H43V135H42ZM60 136H61V135H60ZM141 136H142V135H141ZM181 136H182V135H181ZM199 136H201V135H199ZM242 136H243V138H244L245 135H241V137H242ZM251 136H252V135H251ZM29 137H30V136H29ZM33 137H32V138H33ZM37 137H39V136H36V138H37ZM40 137H41V136H40ZM40 137H39V138H40ZM65 137H66V136H65ZM68 137L71 138V136H68ZM97 137H98V136H97ZM118 137H119V136H118ZM118 137H117V138H118ZM128 137H129V135H128ZM132 137H133V136H132ZM134 137H135V136H134ZM142 137H144V136H142ZM183 137H184V136H183ZM246 137H248V136H246ZM8 138H9V137H8ZM8 138H7V139H8ZM14 138H15V137H14ZM32 138H31V139H32ZM45 138H48V139H49V135H48V137H45V136H44V139H45ZM62 138H64V136H63ZM105 138H106V137H105ZM122 138H123V137H122ZM135 138H136V137H135ZM146 138H144V139H146ZM150 138L152 139L153 136L150 137ZM150 138H149V139H150ZM155 138H156V137H155ZM155 138H154V140H155ZM173 138H175V137H173ZM200 138H201V137H200ZM200 138H199V139H200ZM208 138H209V137H208ZM4 139H5V138H4ZM7 139H6V141H7ZM12 139H13V138H12ZM16 139H17V138H16ZM42 139H43V138H42ZM59 139H60V137H59ZM59 139H58V140H59ZM136 139H138V137H137ZM141 139H142V138H140V140H141ZM151 139H150V140H151ZM187 139H188V138H187ZM21 140H23V139L21 138ZM34 140H37V139H34ZM91 140H92V139H91ZM93 140H94V139H93ZM96 140H98V138H97ZM99 140H100V139H99ZM99 140H98V141H99ZM108 140L111 141V139H108ZM108 140H107V142H108ZM138 140H139V139H138ZM147 140H148V139H147ZM230 140H231V139H230ZM244 140H245V139H244ZM246 140H247V138H246ZM246 140H245V141H246ZM0 141H1V140H0ZM11 141H12V140H11ZM26 141H27V140H26ZM28 141H30V140H28ZM32 141H33V140H32ZM45 141L47 142V140H45ZM45 141H44V142H45ZM53 141H54V140H53ZM74 141H75V138H74ZM98 141H96V142H98ZM100 141H101V140H100ZM100 141L98 142L99 144H101ZM115 141H116V139H115ZM144 141H145V140H144ZM156 141H157V140H156ZM158 141H159V140H158ZM171 141H172V140H171ZM215 141H216V140H215ZM247 141H248V140H247ZM253 141H254V140H253ZM1 142H2V141H1ZM1 142H0V144H2ZM22 142H23V141H22ZM30 142H31V141H30ZM46 142H45V143H46ZM48 142H50L49 144H51V141H48ZM59 142H61V141L59 140ZM65 142H67V140H66ZM68 142H69V141H68ZM101 142H102V141H101ZM107 142H106V143H107ZM118 142H119V141H118ZM145 142H146V141H145ZM172 142H173V141H172ZM204 142H206V141H204ZM254 142H255V141H254ZM45 143H44V144H45ZM57 143H58V142H57ZM92 143H93V141H92ZM103 143H104V142H103ZM103 143H102V144H103ZM111 143H112V141H111ZM140 143H141V142H140ZM147 143L149 144V142H147ZM150 143H151V142H150ZM153 143H155V142H153ZM156 143H157V142H156ZM156 143H155V144H156ZM198 143H199V142H198ZM200 143H202V142H200ZM248 143H249V142H248ZM21 144H24V145H25L26 143L24 142V143H21ZM31 144H32V143H31ZM35 144H36V143H35ZM37 144H39V143H37ZM42 144H43V143H42ZM47 144H48V143H47ZM60 144H61V143H60ZM65 144H66V143H65ZM65 144H64V145H65ZM71 144H72V141H71ZM76 144H77V142H76ZM76 144H74V145H76ZM102 144H101V145H102ZM107 144H108V143H107ZM129 144H130V143H129ZM129 144H128V145H129ZM209 144L212 145V143H209ZM209 144H208V145H209ZM53 145H54V144H52L51 146H53ZM55 145H56V144H55ZM55 145H54V146H55ZM92 145H93V144H92ZM110 145L112 146L113 143L110 144ZM170 145H171V144H170ZM183 145H185V144H183ZM199 145H200V144H199ZM2 146H3V145H2ZM7 146H8V145H7ZM27 146H28V145H27ZM27 146H26V147H27ZM29 146H30V145H29ZM40 146H41V144H40ZM42 146H43V145H42ZM45 146H46V145H45ZM45 146H44V147H45ZM65 146H66V145H65ZM71 146H73V145H71ZM97 146H99V145H97ZM97 146H95V147H97ZM113 146H114V145H113ZM116 146H117V144H116ZM121 146H122V144H121ZM152 146H153V145H152ZM192 146H193V145H192ZM192 146H191V147H192ZM246 146H247V145H246ZM3 147H4V146H3ZM32 147H33V146H32ZM46 147H48V146H46ZM49 147H50V145H49ZM67 147H68V146H67ZM76 147H77V145H76ZM118 147H119V146H118ZM122 147H123V146H122ZM156 147H157V146H156ZM160 147H161V144H160ZM163 147H164V146H163ZM178 147H181V146H178ZM183 147H184V146H183ZM185 147H186V146H185ZM196 147H197V146H196ZM247 147H248V146H247ZM20 148H23V147H20ZM27 148L29 149V148H31V147H27ZM53 148H54V147H53ZM53 148H50V149H53ZM59 148L61 149V147H59ZM62 148H63V147H62ZM70 148H71V147H70ZM70 148L68 147V151L70 150ZM77 148H78V147H77ZM154 148H155V147H154ZM167 148H168V147H167ZM31 149H32V148H31ZM33 149H34V147H33ZM46 149L49 150L48 148H46ZM60 149H59V150H60ZM65 149H66V148H65ZM65 149H64V150H65ZM87 149H88V148H87ZM94 149H95V148H94ZM117 149H118V148H117ZM119 149H120V148H119ZM158 149H160V148L158 147ZM194 149H195V148H194ZM208 149H209V148H208ZM208 149H207V150H208ZM0 150H1V148H0ZM2 150H3V149H2ZM10 150H11V149H10ZM25 150L28 152L27 149H25ZM41 150H43V149H41ZM53 150H54V149H53ZM53 150H52V152H53ZM56 150H57V149H56ZM59 150H57V151H59ZM74 150H75V149H74ZM79 150H81V149H79ZM85 150H86V149H85ZM92 150H93V149H92ZM105 150H108V147H107ZM113 150L115 151L114 148H113ZM166 150H167V149H166ZM166 150H165V151H166ZM176 150H177V149H176ZM196 150H197V149H196ZM207 150H206V151H207ZM4 151H5V150H4ZM20 151H21V150H20ZM26 151H25V154H26ZM29 151H31V153H32L34 150H30V149H29ZM45 151H46V150H45ZM50 151H51V150H50ZM66 151H67V150H66ZM77 151H78V150H77ZM109 151H110V150H108V152H109ZM111 151H112V150H111ZM111 151H110V152H111ZM117 151H118V150H117ZM121 151H123V150H121ZM126 151H127V149H126ZM159 151H160V150H159ZM161 151H162V150H161ZM185 151H186V150H185ZM222 151H223V150H222ZM14 152H15V151H14ZM36 152H38L37 149H36ZM39 152H40V151H39ZM46 152L49 153V151H46ZM63 152H65V151H63ZM63 152H62V153H63ZM85 152H86V151H85ZM89 152H91V149L89 150ZM97 152H99V151H97ZM118 152H119V151H118ZM127 152H129V151H127ZM131 152H132V151H131ZM168 152H169V151H168ZM172 152H173V151H172ZM187 152H188V151H187ZM187 152H185V154H186ZM189 152H190V150H189ZM4 153H5V152H4ZM10 153H11V152H10ZM18 153H19V151H18ZM77 153H79L80 156H81V151H80V152H77ZM77 153H76V155H78ZM124 153H126V152H124ZM124 153H123V154H124ZM163 153H165V152H163ZM174 153H175V152H174ZM179 153H180V152H179ZM193 153H194V152H193ZM198 153H199V152H198ZM7 154H8V153H7ZM11 154H14V153H11ZM11 154H9V155L11 156ZM35 154H36V153H35ZM41 154H42V152H41ZM72 154H73V152H72ZM74 154H75V153H74ZM82 154H83V153H82ZM84 154H85V153H84ZM91 154H92V153H91ZM94 154L96 155V153H94ZM115 154H116V153H115ZM115 154H111V155H115ZM119 154H120V153H119ZM131 154H133V153H131ZM131 154H129V155H131ZM168 154H169V153H168ZM190 154H192V153H190ZM203 154H204V153H203ZM207 154H208V153H207ZM30 155H31V154H30ZM30 155H28V156H30ZM33 155H34V154H33ZM33 155H31V156H33ZM44 155H46V153H45ZM56 155H57V154H56ZM61 155H62V154H61ZM85 155H86V154H85ZM87 155H88V154H87ZM117 155H118V154H117ZM121 155H122V154H121ZM134 155H135V153H134ZM134 155H133V156H134ZM175 155H177V154H175ZM186 155H187V154H186ZM227 155H228V154H227ZM5 156H6V155H5ZM19 156H20V155H19ZM23 156H24V155H23ZM25 156H26V155H25ZM25 156H24V157H25ZM31 156H30V157H31ZM34 156H35V155H34ZM34 156H33V157H34ZM41 156H43V154H42ZM49 156H50V155H49ZM58 156H59V155H58ZM72 156H73V155H72ZM90 156H91V155H90ZM93 156H94V155H93ZM122 156H123V155H122ZM124 156H126V155H124ZM169 156H170V155H169ZM189 156H191V155H189ZM206 156H207V155H206ZM246 156H248V155H246ZM7 157H9V156L7 155ZM12 157H13V156H12ZM15 157H17V156H15ZM37 157H38V156H37ZM44 157H46V156H44ZM52 157H53V156H52ZM56 157H57V156H56ZM56 157H55V159H57ZM63 157H65V155H64ZM67 157H69V155H68ZM91 157H92V156H91ZM91 157H90V158H91ZM97 157H98V156H97ZM115 157H116V156H115ZM127 157H128V155H127ZM127 157H126V158H127ZM131 157H132V156H131ZM142 157H143V156H142ZM166 157H167V156H166ZM173 157L175 158V156H173ZM20 158H21V157H20ZM48 158L51 159L50 157H48ZM69 158H70V157H69ZM74 158H76V157H74ZM84 158H86V157H84ZM87 158H88V157H87ZM139 158H140V157H139ZM153 158H154V157H153ZM155 158H156V157H155ZM162 158H163V157H162ZM169 158H170V157H169ZM169 158H168V159H169ZM185 158H186V157H185ZM192 158H193V157H191V159H192ZM211 158H212V157H211ZM249 158H250V157H249ZM13 159H14V158H13ZM17 159H18V158H17ZM21 159L23 160V158H21ZM21 159H19V160H21ZM28 159H29V158H28ZM32 159H34V158H32ZM37 159H38V158H37ZM53 159H54V158H53ZM61 159H62V158H61ZM61 159H60V160H61ZM63 159H64V158H63ZM63 159H62V160H63ZM66 159H67V158H66ZM70 159H71V158H70ZM79 159H80V158H79ZM79 159H78V160H79ZM92 159H93V157H92ZM133 159H134V158H133ZM133 159H131V160H133ZM137 159H138V158H137ZM137 159H136V160H137ZM6 160H8V159H6ZM6 160H5V161H6ZM9 160H11V159H9ZM26 160H27V159H26ZM40 160H41V159H40ZM45 160H46V159H45ZM45 160H44V162H45ZM64 160H65V159H64ZM80 160H81V159H80ZM85 160H86V159H85ZM90 160H91V159H90ZM100 160H102V159L100 158ZM103 160H105V158H104ZM103 160H102V161H103ZM134 160H135V159H134ZM140 160H141V158H140ZM140 160H139V162H141ZM165 160H166V159H165ZM182 160H183V159H182ZM220 160H221V159H220ZM229 160H230V159H229ZM242 160H243V159H242ZM252 160H253V159H252ZM34 161H36V160H34ZM50 161H51V160H50ZM52 161H53V160H52ZM56 161H58V159H57ZM56 161H55V162H56ZM73 161H74V160H73ZM75 161L77 162V159H76ZM75 161H74V162H75ZM82 161H83V159H82ZM92 161L94 162V159H93ZM115 161H116V160H115ZM137 161H138V160H137ZM145 161H146V160H145ZM147 161H148V160H147ZM147 161H146V162H147ZM150 161H151V160H150ZM154 161H155V160H154ZM154 161H153V162H154ZM160 161H161V160H160ZM168 161H169V160H168ZM177 161H178V159H177ZM187 161H188V160H187ZM193 161H194V160H193ZM227 161H228V160H227ZM2 162H3V161H2ZM6 162H7V161H6ZM10 162H11V161H10ZM15 162H17V161L15 160ZM28 162H29V161H28ZM28 162H26L25 164H27ZM40 162H41V161H40ZM46 162L49 163V161H46ZM70 162H71V161H70ZM88 162H89V161H88ZM93 162H92L93 165H91V167H93L94 165L97 166V165L94 164ZM103 162H104V161H103ZM103 162H102V164H103ZM163 162H164V161H163ZM185 162H186V160H185ZM194 162L196 163L197 161H194ZM201 162H202V161H201ZM211 162H213V161H211ZM215 162H216V161H215ZM217 162H218V161H217ZM220 162H221V161H220ZM224 162H225V161H223V163H224ZM3 163H4V162H3ZM8 163H9V162H8ZM8 163H7V164H8ZM33 163H34V162H33ZM38 163H39V162H38ZM50 163H51V162H50ZM59 163H60V162H59ZM66 163H67V162H66ZM68 163H69V162H68ZM77 163H81V162L78 161ZM77 163H72V165H73V164H77ZM85 163H86V162H85ZM98 163H99V162H98ZM100 163H101V162H100ZM104 163H105V162H104ZM106 163H107V162H106ZM132 163H133V162H132ZM144 163H145V162H144ZM161 163H162V161H161ZM168 163H169V162H168ZM168 163H167V164H168ZM190 163H191V162H190ZM192 163H193V162H192ZM20 164H21V163H19V165H20ZM30 164H31V163H30ZM36 164H37V162H36ZM39 164H40V163H39ZM53 164H55V163H53ZM81 164H82V163H81ZM81 164H80V165H81ZM90 164H91V163H90ZM107 164H109V163H107ZM128 164H129V166L132 165V164H130V163H128ZM136 164H137V163H136ZM159 164H160V163H159ZM165 164H166V163H165ZM165 164H164V165H165ZM167 164H166V165H167ZM176 164H177V163H176ZM212 164H213V163H212ZM8 165H9V164H8ZM13 165H14V164H13ZM16 165H17V164H16ZM23 165H24V164H23ZM41 165H42V164H41ZM82 165H83V164H82ZM88 165H89V164H88ZM99 165H100V164H99ZM99 165H98V166H99ZM109 165H110V164H109ZM162 165H163V163H162ZM197 165H198V164H197ZM9 166H10V165H9ZM17 166H18V165H17ZM24 166H26V165H24ZM28 166H29V165H28ZM50 166H51V165H50ZM50 166H49V167H50ZM57 166H58V164H57ZM68 166H69V165H68ZM98 166H97V167H98ZM111 166H112V165H111ZM116 166H117V165H116ZM123 166H124V165H123ZM144 166H145V165H144ZM147 166H148V164H147ZM168 166H169V168H171L170 166H175V165L173 164V165H168ZM176 166H177V165H176ZM199 166H200V165H199ZM201 166H202V164H201ZM214 166H215V165H214ZM0 167H1V166H0ZM15 167H16V166H14V168H15ZM18 167H19V166H18ZM21 167H22V166H21ZM21 167H20V168H21ZM31 167H32V165H31ZM33 167H34V166H33ZM36 167H37V166H36ZM105 167H106V166H105ZM112 167H113V166H112ZM121 167H122V166H121ZM125 167H126V166H125ZM178 167H179V166H178ZM178 167H177V168H178ZM196 167H197V166H196ZM9 168H10V167H9ZM16 168H17V167H16ZM37 168H38V167H37ZM45 168H46V167H45ZM65 168H66V166H65ZM68 168H70V166H69ZM82 168H84V167H82ZM85 168H86V167H85ZM100 168H102V167H100ZM103 168H104V166H103ZM117 168H118V167H117ZM157 168H158V166H157ZM159 168H160V166H159ZM165 168H166V167H165ZM165 168H164V169H165ZM175 168H176V167H175ZM1 169H2V167H1ZM21 169H23V168H21ZM35 169H36V168H35ZM43 169H44V168H43ZM50 169H51V167H50ZM55 169H56V168H55ZM62 169H63V168H62ZM66 169H67V168H66ZM70 169H71V168H70ZM76 169H78V168H76ZM79 169H80V168H79ZM98 169H99V168H97V170H98ZM105 169H106V168H105ZM109 169H110V168H109ZM111 169H112V168H111ZM111 169H110V170H111ZM121 169H122V168H121ZM121 169H120V170L118 169V170L121 171ZM201 169H202V167H201ZM259 169H260V168H259ZM2 170H3V169H2ZM10 170H11V168H10ZM10 170H9V171H10ZM19 170H20V169H19ZM23 170H24V169H23ZM26 170H27V169H26ZM36 170H37V169H36ZM41 170H42V169H41ZM45 170H46V169H45ZM47 170H49V169H47ZM53 170H54V169L52 168V171H53ZM63 170H64V169H63ZM63 170H62V171H63ZM91 170H92V169H91ZM97 170H96V171H97ZM101 170H102V169H101ZM101 170H100V171H101ZM174 170H175V169H174ZM180 170H181V169H180ZM216 170H217V169H216ZM4 171H5V170H4ZM4 171H3V174L6 175V174H5L6 172H4ZM16 171H17V170H16ZM59 171H60V170H59ZM64 171H65V170H64ZM64 171H63V173H64ZM66 171H68V170H66ZM70 171H71V170H70ZM74 171H75V170H74ZM78 171H79V170H77L76 172H78ZM108 171H109V170H108ZM108 171H107V172H108ZM122 171H123V169H122ZM127 171H128V170H127ZM157 171H159V170L157 169ZM168 171H169V170H168ZM177 171H178V170H177ZM202 171H203V170H202ZM207 171H208V170H207ZM7 172H8V171H7ZM10 172L12 173L13 171L11 170ZM18 172H19V171H18ZM22 172H23V171H22ZM28 172H29V171H28ZM42 172H43V171H42ZM44 172H45V171H44ZM53 172H55V170H54ZM57 172H58V170H57ZM71 172H72V171H71ZM71 172H68V173H71ZM83 172H84V171H83ZM89 172H90V169H89ZM89 172H88V173H89ZM98 172H99V171H98ZM109 172H110V171H109ZM133 172H134V171H133ZM133 172H131V173H133ZM199 172H200V171H199ZM0 173H1V172H0ZM59 173H60V172H59ZM80 173H81V172H80ZM80 173H79V175H80ZM92 173H93V172H92ZM99 173H101V172H99ZM112 173H113V171H112ZM115 173H116V172H115ZM123 173H124V172H123ZM127 173H128V172H127ZM136 173L138 174L139 172H136ZM146 173H147V172H146ZM146 173H145V175H146ZM232 173H233V172H232ZM27 174H28V173H27ZM27 174H25V175H27ZM48 174H49V173H48ZM54 174H57V173H54ZM64 174H65V173H64ZM86 174H87V172H86ZM102 174H103L102 177H104V176L107 175V174L105 175V173H102ZM102 174H101V175H102ZM108 174H109V173H108ZM117 174H118V173H117ZM117 174H116V175H117ZM120 174H121V173H120ZM124 174H125V173H124ZM141 174H142V173H141ZM157 174H158V173H157ZM161 174H162V173H161ZM230 174H231V173H230ZM9 175H10V174H9ZM13 175H14V173H13ZM22 175H23V173H22ZM28 175H29V174H28ZM44 175H45V173H44ZM44 175H43V176H44ZM70 175H73V173H71ZM70 175L67 176V177H68V178L71 177ZM74 175H75V174H74ZM79 175H78V176H79ZM92 175H93V174H92ZM97 175H98V174H97ZM121 175H122V174H121ZM134 175H135V173H134ZM142 175H143V174H142ZM142 175H140V176H142ZM148 175H149V174H148ZM178 175H179V174H178ZM208 175H209V174H208ZM39 176H40V175H39ZM54 176H55V175H54ZM56 176H58V175H56ZM61 176H62V175H61ZM75 176H76V175H75ZM82 176H83V175H82ZM84 176H86V175H84ZM117 176H118V175H117ZM123 176H124V175H123ZM131 176H132V175H131ZM146 176H147V175H146ZM150 176H151V175H150ZM9 177H10V176H9ZM11 177H12V176H11ZM40 177H41V176H40ZM46 177H48V176L46 175ZM51 177H53V176H51ZM59 177H60V176H59ZM65 177H66V176H65ZM76 177H77V176H76ZM79 177H80V176H79ZM79 177H78V179H79ZM87 177H88V176H87ZM87 177H86V178H87ZM94 177H95V175H94ZM94 177H93V179L95 180L96 177H95V178H94ZM100 177H101V176H100ZM119 177H121V176L119 175ZM151 177H152V179H154V178H153V175H152ZM154 177H155V176H154ZM157 177H158V176H157ZM179 177H180V175H179ZM7 178H8V177H7ZM41 178H42V177H41ZM41 178H40V179H41ZM61 178H62V177H61ZM82 178H83V177H82ZM82 178H80V179H82ZM84 178H85V177H84ZM106 178H107V177H106ZM109 178H110V177H109ZM112 178H113V177H112ZM126 178H127V177H126ZM133 178H134V176H133ZM143 178H144V177H143ZM180 178H181V177H180ZM8 179H9V178H8ZM8 179H7V180H8ZM43 179H44V178H43ZM46 179H47V178H46ZM48 179H49V178H48ZM51 179H52V178H51ZM54 179H55V178H54ZM58 179H59V178H58ZM63 179H64V178H63ZM88 179H90V178H87V180H88ZM97 179H98V178H97ZM99 179H100V178H99ZM130 179H131V178H130ZM134 179H135V178H134ZM136 179H137V177H136ZM136 179H135V180H136ZM140 179H141V178H140ZM145 179H146V178H145ZM156 179H157V178H156ZM174 179H176V178H173V180H174ZM191 179H192V178H191ZM191 179H189V181H190ZM203 179H204V178H203ZM226 179H228V178H226ZM0 180H1V179H0ZM3 180H4V178H3ZM17 180H19V179H17ZM49 180H50V179H49ZM61 180H62V179H61ZM73 180H74V178H73ZM102 180H103V179L101 178V182H100V184H102ZM120 180H121V179H120ZM131 180H132V179H131ZM131 180H129V181H131ZM149 180H150V178H149ZM157 180H158V179H157ZM165 180H166V179H165ZM4 181H5V180H4ZM9 181H10V180H9ZM42 181H43V180H42ZM54 181H55V180H54ZM83 181H85V180H83ZM104 181H105V180H104ZM104 181H103V182H104ZM122 181H123V180H122ZM129 181L127 180V182H129ZM150 181H151V180H150ZM154 181H155V180H154ZM189 181H187V182H189ZM29 182H30V181H29ZM29 182H26V183L29 184ZM70 182H71V181H70ZM73 182H74V181H73ZM81 182H82V181H80V184H82ZM87 182H88V181H87ZM91 182H92V180H91ZM91 182H90V184H93V183H94V182H93V183H91ZM105 182H106V181H105ZM117 182H118V181H117ZM117 182H116V183L113 182L112 185H113L114 183L117 184ZM119 182H120V181H119ZM141 182H142V181H141ZM163 182H164V180H163ZM182 182H183V181H182ZM187 182H186V183H187ZM193 182H194V181H193ZM1 183H2V182H1ZM9 183H10V182H9ZM22 183H23V182H22ZM31 183H33V182H31ZM43 183H44V182H43ZM57 183H58V182H57ZM61 183H62V182H61ZM67 183H68V182H67ZM97 183H99V182H97ZM120 183H121V182H120ZM122 183H123V182H122ZM130 183H131V182H130ZM132 183H133V182H132ZM142 183H143V182H142ZM148 183H150V182L148 181ZM189 183H190V182H189ZM189 183H188V184H189ZM203 183H204V182H203ZM3 184H4V183H3ZM23 184H24V183H23ZM55 184H56V183H55ZM69 184H71V183H69ZM73 184H74V183H73ZM115 184H114V186H115ZM125 184H127V183H124V185H125ZM136 184H137V183H136ZM138 184H139V183H138ZM151 184H152V183H151ZM154 184H155V183H154ZM158 184H159V183H158ZM165 184H166V183H165ZM181 184H182V183H181ZM191 184H192V183H191ZM31 185H32V184H31ZM47 185H49V184H47ZM62 185L64 186L65 184H62ZM62 185H61V186H62ZM71 185H72V184H71ZM77 185H79V184H77ZM93 185H94V184H93ZM107 185H108V184H107ZM110 185H111V184H110ZM132 185H133V184H132ZM147 185H148V184H147ZM147 185H145V186H147ZM156 185H157V183H156ZM183 185H185V183L182 184V186H183ZM213 185H214V184H213ZM26 186H27V185H26ZM50 186H52V185H50ZM80 186H81V185H80ZM84 186H85V184H84ZM84 186H83V188H84ZM108 186H109V185H108ZM121 186H122V184H121ZM121 186H118V187H121ZM138 186H139V185H138ZM138 186H137V187H138ZM142 186H143V185H142ZM149 186H151V185H149ZM160 186H161V183H160ZM163 186H165V188H166V185H163ZM163 186H162V187H163ZM167 186H168V185H167ZM182 186H181V187H182ZM215 186H216V185H215ZM215 186H213V187H215ZM217 186H218V185H217ZM219 186H220V185H219ZM54 187H55V186H54ZM57 187H58V185H57ZM57 187H56V188H57ZM85 187H86V186H85ZM88 187H89V186H88ZM95 187H96V189H97V186H95ZM95 187H94V188H95ZM126 187H127V186H126ZM137 187H135V188H137ZM168 187H171V186H168ZM197 187H198V186H197ZM197 187H196V189H197ZM250 187H252V186H250ZM58 188H59V187H58ZM62 188H64V187H62ZM78 188H79V187H78ZM86 188H87V187H86ZM111 188H112V187H111ZM114 188H116V187H114ZM123 188H125V187H123ZM129 188H130V187H129ZM129 188H128V190H129ZM139 188H140V187H139ZM147 188H148V186L145 187L146 190H147ZM179 188H180V187H179ZM198 188H199V187H198ZM218 188H220V191L222 190L221 187H218ZM0 189H1V188H0ZM64 189H65V188H64ZM68 189H69V188H68ZM68 189H67V190H68ZM71 189H72V188H71ZM71 189H70V190H71ZM76 189H77V186H76ZM84 189H85V188H84ZM87 189H88V188H87ZM87 189H86V190H87ZM105 189H106V188H105ZM121 189H122V187H121ZM131 189H132V188H131ZM131 189H130V190H131ZM145 189H144V190H145ZM160 189H161V188H160ZM162 189H163V188H162ZM162 189H161V190H162ZM214 189H215V188H214ZM216 189H217V188H216ZM224 189H225V188H224ZM239 189H240V188H239ZM56 190H57V189H56ZM62 190H63V189H62ZM62 190H61V191H62ZM67 190H64V191H67ZM92 190L95 191V189H92V188H91L90 191H88V192H91ZM97 190H98V189H97ZM97 190H96V191H97ZM106 190H107V189H106ZM115 190H117V188H116ZM118 190H119V189H118ZM153 190H154V189H153ZM153 190H152V192H153ZM163 190H164V189H163ZM163 190H162V191H163ZM170 190H171V189H170ZM177 190H178V188H177ZM197 190H199V189H197ZM210 190H211V189H210ZM217 190H218V189H217ZM241 190H242V189H241ZM248 190H249V189H248ZM81 191H82V190H81ZM98 191H99V190H98ZM107 191H108V190H107ZM122 191H123V190H122ZM138 191H139V189H138ZM141 191H142V194H143V190H141ZM150 191H151V190H150ZM154 191H155V190H154ZM157 191L159 192L160 190H157ZM173 191H174V190H173ZM193 191H195V190L192 188V192H191V194H192V193H195V192H193ZM62 192H63V191H62ZM82 192H83V191H82ZM102 192H104V191H102ZM113 192H114V191H113ZM145 192H146V191H145ZM145 192H144V193H145ZM148 192H149V191H148ZM168 192H169V191H168ZM170 192H171V191H170ZM58 193H59V192H58ZM64 193H65V192H64ZM64 193H63V194H64ZM77 193H78V191L76 192V195H77ZM93 193H94V192H93ZM114 193H115V192H114ZM128 193H129V192H128ZM156 193H157V192H155V194H156ZM199 193H200V191H199ZM0 194H1V193H0ZM35 194H36V193H35ZM53 194H54V193H53ZM69 194H70V193H69ZM78 194H79V193H78ZM88 194H89V193H88ZM88 194H87V195H88ZM97 194H98V193H97ZM122 194H123V193H122ZM122 194H121V196H122ZM130 194H131V193H130ZM138 194H139V193L137 192V195H138ZM155 194H154V192H153V195H155ZM158 194H160V193H158ZM158 194H156V195H158ZM161 194H162V192H161ZM164 194H165V193H164ZM178 194H179V192H178ZM201 194H202V193H201ZM228 194H229V193H228ZM37 195H38V194H37ZM37 195H36V196H37ZM83 195H84V197H85L86 194L83 193ZM99 195H101V194H99ZM109 195H110V194H109ZM123 195H124V194H123ZM126 195H127V194H126ZM134 195H135V194H133V196H134ZM140 195H141V194H140ZM169 195H170V194H168L167 196H169ZM186 195H187V194H186ZM73 196H74V195H73ZM94 196H95V195H94ZM118 196H119V195H118ZM133 196H132V197H133ZM135 196H136V195H135ZM160 196H161V195H160ZM160 196H158L157 198L155 197V198L157 199L158 202H159V200H160V199H159ZM176 196H177V195H176ZM176 196H175V197H176ZM198 196H199V195H198ZM206 196H207V195H206ZM206 196H205V197H206ZM49 197H50V196H49ZM61 197H63V196L61 195ZM75 197H76V196H75ZM78 197H80V196H78ZM78 197H77V198H78ZM88 197H91V196H88ZM88 197L86 198L87 200H88ZM97 197H99V196H97ZM111 197H112V196H111ZM111 197H110V198H111ZM114 197H115V196H114ZM114 197H113V198H114ZM126 197H127V196H126ZM126 197H124V198H126ZM140 197H141V196H140ZM149 197L152 198L153 196H152V197H151V196H148V198H149ZM162 197H163V196H161V198H162ZM172 197H173V196H172ZM177 197H178V196H177ZM180 197H181V196H180ZM202 197H203V196H202ZM3 198H4V197H3ZM53 198H55V197H53ZM56 198H57V197H56ZM64 198H65V197H63V199H64ZM107 198H109L108 195H107ZM117 198L120 199L119 197H117ZM130 198H131V197H130ZM133 198H134V197H133ZM137 198H138V197H137ZM137 198H136V199H137ZM143 198L145 199V197H143ZM198 198H200V197H198ZM224 198H225V197L223 196V200H224ZM4 199H5V198H4ZM34 199L36 200L37 197L34 198ZM38 199H39V197H38ZM57 199H58V198H57ZM75 199H76V198H75ZM79 199H80V198H79ZM89 199H90V198H89ZM95 199H96V198H95ZM115 199H116V198H115ZM122 199H123V197H122ZM131 199H132V198H131ZM134 199H135V198H134ZM136 199H135V200H136ZM146 199H147V198H146ZM146 199H145V201H146ZM152 199H153V198H152ZM156 199H155V201H156ZM158 199H159V200H158ZM203 199H204V198H203ZM0 200H2V199L0 198ZM55 200H56V199H55ZM55 200H54V201H55ZM58 200H60V198H59ZM72 200H74V199H72ZM72 200H71V201H72ZM81 200H82V198H81ZM81 200H80V202H81ZM84 200H85V198H84ZM93 200H94V198H93ZM93 200H92V201H93ZM116 200H117V199H116ZM127 200H128V199H126L125 201L127 202ZM135 200H134V201H135ZM137 200H138V199H137ZM139 200H140V198H139ZM165 200H166V199H165ZM226 200H227V199H226ZM244 200H245V199H244ZM36 201H37V200H36ZM36 201H35V204H36ZM38 201H39V200H38ZM38 201H37V202H38ZM51 201H52V199H51ZM63 201H64V200H62V202H63ZM98 201H99V200H98ZM98 201H96V202H97L98 205H99L101 202L99 203ZM119 201H120V200H119ZM142 201H143V200H142ZM142 201H141V202H142ZM157 201H156V202H157ZM166 201H167V200H166ZM166 201H165V202H166ZM197 201H198V199H197ZM216 201H217V200H216ZM218 201H219V200H218ZM3 202H4V200H3ZM39 202H40V201H39ZM74 202H75V201H74ZM77 202H78V200L76 199V204H77ZM136 202H137V201H136ZM136 202H133V203H136ZM143 202H144V201H143ZM163 202H164V201H163ZM178 202H179V201H178ZM181 202H182V201H181ZM185 202H186V201H185ZM185 202H184V203H185ZM0 203H1V202H0ZM4 203H5V202H4ZM56 203H57V202H56ZM56 203H55V204H56ZM82 203H83V202H82ZM84 203H85V202H84ZM88 203H89V201H88ZM90 203H91V202H90ZM92 203H93V202H92ZM103 203H104V202H103ZM111 203H112V202H111ZM114 203H115V202H114ZM119 203H120V202H119ZM123 203H124V201H123ZM128 203H130V202H128ZM137 203H138V202H137ZM145 203H146V202H145ZM145 203H143V204H145ZM153 203H155V202H153ZM179 203H180V202H179ZM182 203H183V202H182ZM248 203H249V202H248ZM250 203H251V202H250ZM40 204H41V203H40ZM52 204H54V202L51 203V206H52ZM62 204H63V203H62ZM67 204H68V203H67ZM85 204H86V203H85ZM105 204H106V203H105ZM105 204H104V205H105ZM124 204H125V203H124ZM141 204H142V203H141ZM149 204H150V203H149ZM161 204H163V203H161ZM166 204H167V202H166ZM168 204H169V202H168ZM186 204H187V203H186ZM190 204H191V203H190ZM190 204H189V205H190ZM205 204H206V203H205ZM0 205L2 206L3 204L1 203ZM32 205H34V204H32ZM36 205H37V204H36ZM46 205H47V204H46ZM49 205H50V204H49ZM49 205H48V206H49ZM56 205H58V203H57ZM56 205H55V206H56ZM60 205H61V203H60ZM74 205H75V204H74ZM74 205H73V206H74ZM78 205H79V204H78ZM112 205H113V204H112ZM112 205H111V206H112ZM127 205H129V204H127ZM154 205H155V204H154ZM157 205H158V204H157ZM169 205H171V203H170ZM172 205H173V204H172ZM216 205H217V204H216ZM34 206H35V205H34ZM40 206H41V205H40ZM58 206H59V205H58ZM61 206H62V205H61ZM66 206H67V205H66ZM79 206H80V205H79ZM79 206H77V207H79ZM107 206L109 207V205H107ZM121 206H122V205H121ZM129 206H130V205H129ZM134 206H135V204H134ZM137 206H138V205H136V207H137ZM139 206H140V205H139ZM143 206H144V205H143ZM150 206H151V205H150ZM166 206H167V205H166ZM184 206H185V205H184ZM201 206H202V205H201ZM235 206H236V205H235ZM32 207H33V206H32ZM32 207H31V209H32ZM52 207H53V206H52ZM59 207H60V206H59ZM59 207H58V208H59ZM64 207H65V206H64ZM64 207L61 208V209H67V207H66V208H64ZM70 207H71V205H70ZM74 207H75V206H74ZM88 207H89V206H88ZM90 207H91V205H90ZM92 207L94 208V206H92ZM92 207H91V208H92ZM96 207H97V206H96ZM126 207H127V206H126ZM151 207H152V206H151ZM157 207L162 208L163 206H162V207H161V206H157ZM34 208H35V207H34ZM58 208H57V209H58ZM71 208H72V207H71ZM80 208L83 209V208H84V205H83V208H82V205H81ZM85 208H86V207H85ZM93 208H92V209H93ZM98 208H99V207H98ZM102 208H103V207H102ZM109 208H110V207H109ZM111 208H112V207H111ZM115 208H116V207H115ZM123 208H124V206H123ZM123 208H122V209H123ZM132 208H133V206H132ZM144 208H146V207H144ZM152 208H153V207H152ZM154 208H155V207H154ZM171 208H172V207H171ZM185 208H186V206H185ZM188 208H190V207H188ZM195 208H196V207H195ZM213 208H214V207H213ZM39 209H40V208H39ZM39 209H38V210H39ZM52 209L54 210L55 208H52ZM77 209H79V208H77ZM77 209H76V210H77ZM106 209H107V208H106ZM136 209H137V208H136ZM138 209H139V208H138ZM146 209H147V208H146ZM146 209H145V210H146ZM149 209H150V208H149ZM164 209H165V207H164ZM192 209H193V208H192ZM236 209H237V208H236ZM236 209H235V211H236ZM238 209H239V208H238ZM38 210H37V211H38ZM41 210H43L42 207H41ZM83 210H84V209H83ZM85 210H86V209H85ZM87 210H88V209H87ZM126 210H127V209H126ZM130 210H132V209H130ZM130 210H129V211H130ZM134 210H135V208L133 209V211H134ZM143 210H144V209H143ZM143 210H142V212H143ZM156 210H157V208H156ZM161 210H162V209H161ZM188 210H189V209H188ZM29 211L31 212V210H29ZM39 211H40V210H39ZM46 211H47V210H46ZM60 211H62V210H60ZM68 211H70V210H68ZM68 211H67V212H68ZM77 211H78V210H77ZM79 211H80V209H79ZM95 211H96V210H95ZM104 211H105V210H104ZM104 211H103V212H104ZM133 211H131V212L133 213ZM139 211H140V209H139ZM147 211H148V210H147ZM162 211H164V210H162ZM202 211H203V210H202ZM50 212H51V211H50ZM80 212H81V211H80ZM124 212H126V211H124ZM135 212H136V211H135ZM152 212H154V211H152ZM220 212H221V211H220ZM1 213H2V211H0V214H1ZM31 213H32V212H31ZM33 213H34V211H33ZM47 213H48V212H47ZM53 213H54V212H53ZM73 213H74V212H73ZM73 213H72V214H73ZM75 213H76V212H75ZM104 213H105V212H104ZM126 213H127V212H126ZM128 213H129V212H128ZM154 213H156V212H154ZM157 213H158V212H157ZM160 213H164V212H160ZM160 213H159V215H160ZM167 213H168V212H167ZM178 213H179V212H178ZM223 213H224V212H223ZM236 213H237V212H236ZM236 213H234V214H236ZM239 213H240V212H239ZM27 214H29V213H27ZM34 214H35V213H34ZM39 214H40V213H39ZM42 214H43V213H42ZM42 214H41V216H42ZM45 214H46V213H45ZM50 214H51V213H50ZM61 214H62V212H61ZM63 214H66V213L63 212ZM77 214H78V213H77ZM102 214H103V213H102ZM117 214H118V213H117ZM122 214H123V213H122ZM136 214H137V213H136ZM182 214H183V213H182ZM185 214H187V213H185ZM219 214H221V213H219ZM25 215H26V214H25ZM46 215H47V214H46ZM51 215H52V214H51ZM68 215H69V214H68ZM70 215H71V213H70ZM70 215H69V217L71 218ZM81 215H82V213H81ZM92 215H93V214H92ZM92 215H91V216H92ZM126 215H127V214H126ZM134 215H135V214H134ZM140 215H141V214H140ZM159 215H158V216H159ZM161 215H162V214H161ZM164 215H165V214H164ZM224 215H225V214H224ZM227 215H228V214H227ZM259 215H260V214H259ZM3 216H4V215H3ZM26 216H28V215H26ZM36 216H37V215H35V217H36ZM85 216H86V215H85ZM98 216H99V215H98ZM103 216H104V214H103ZM107 216H108V214H107ZM107 216H104V218L107 217ZM112 216H113V215H112ZM117 216H118V215H117ZM120 216H121V215H120ZM131 216H132V215H130V217H131ZM149 216H151V215H149ZM156 216H157V215H156ZM172 216H173V215H172ZM185 216H187V215H185ZM185 216H184V217H185ZM191 216H192V215H191ZM201 216H202V215H201ZM236 216H237V215H236ZM240 216H241V215H240ZM0 217H1V216H0ZM5 217H6V216H5ZM30 217H31V216H30ZM42 217H43V216H42ZM49 217H50V216H49ZM49 217H48V218H49ZM55 217H56V216H55ZM58 217H59V218H57V219H60V217H62V216H58ZM74 217H76V215H75ZM74 217H73V218H74ZM81 217H82V216H81ZM95 217H96V216H95ZM121 217H123V216H121ZM121 217H120V218H121ZM143 217H144V216H142V217H140V218H143ZM145 217H146V216H145ZM145 217H144V219H145ZM152 217H154V216H152ZM178 217H180V216H178ZM181 217H182V215H181ZM192 217H193V216H192ZM207 217H208V216H207ZM211 217H212V216H211ZM229 217H230V216H229ZM2 218H3V217H2ZM27 218H28V217H27ZM32 218H33V216H32ZM36 218H37V217H36ZM39 218H40V217H38V219H39ZM44 218H45V216H44ZM52 218H53V217H52ZM91 218H92V217H91ZM127 218H129V216H128ZM131 218H132V217H131ZM134 218H135V217H134ZM134 218H133V219H134ZM137 218H138V217H137ZM156 218H157V217H156ZM176 218H177V217H176ZM182 218H183V217H182ZM185 218H186V217H185ZM193 218H194V220H196V219H195V216H194ZM193 218H192V219H193ZM197 218H198V217H197ZM212 218H213V217H212ZM24 219H25V216H24ZM24 219H23V220H24ZM41 219H42V218H41ZM41 219H39V220H41ZM49 219H51V217H50ZM75 219H76V218H75ZM75 219H74V220H75ZM92 219H93V218H92ZM99 219H100V218H99ZM113 219H114V216H113ZM122 219H123V221H124V218H122ZM133 219H132V220H133ZM148 219H149V218H148ZM154 219H155V218H154ZM154 219H152V220H154ZM161 219H162V218H161ZM187 219H188V218H187ZM187 219H186V220H187ZM192 219H191V221H192ZM200 219H201V218H200ZM228 219H229V218H228ZM228 219L226 218V220H228ZM231 219H232V218H231ZM4 220H5V219L3 218V221H4ZM6 220H9V218H8V219L6 218ZM6 220H5V221H6ZM29 220H30V219H29ZM29 220H26V221H29ZM74 220L72 219L73 222H74ZM77 220H78V219H77ZM82 220H84V219H82ZM82 220L79 219L78 221H82ZM85 220H86V219H85ZM85 220L83 221V223L86 222ZM93 220H96V218L93 219ZM134 220H136V219H134ZM141 220H142V219H141ZM141 220H140V221H141ZM146 220H147V219H146ZM146 220H145V222H146ZM179 220H180V219H179ZM188 220H189V219H188ZM194 220H193V221H194ZM226 220H225V221H226ZM244 220H245V219H244ZM5 221H4V222H5ZM21 221H22V220H21ZM32 221H33V219H32ZM41 221L43 222V219H42ZM46 221H47V220H46ZM62 221H63V220H61V222H62ZM64 221H65V219H64ZM64 221H63V222H64ZM66 221H68L67 218H66ZM66 221H65V222H66ZM89 221H90V220H89ZM108 221H109V220H108ZM108 221H105L103 224H101V223H99V224L101 225L102 228H104V230L107 229V230H110V231L112 230V231L114 232L115 227L118 228V225L113 224L112 222H108ZM111 221H112V220H111ZM118 221H120V219H118ZM140 221H139V222H140ZM147 221H148V220H147ZM149 221H150V220H149ZM159 221H160V220H159ZM163 221H164V220H163ZM182 221H183V220H182ZM189 221H190V220H189ZM191 221H190V223H191ZM206 221H207V220H206ZM234 221H235V220H234ZM239 221H240V220H239ZM10 222H11V221H10ZM10 222H9V223H10ZM33 222H34V221H33ZM58 222H59V220H58ZM73 222H72V223H73ZM90 222H91V221H90ZM99 222H100V221H99ZM121 222H122V221H121ZM143 222H144V221H143ZM143 222H141V224H143ZM174 222H176V221H174ZM220 222H221V221H220ZM230 222L232 223L231 220H230ZM235 222H236V221H235ZM9 223H8V224H9ZM21 223H22V222H21ZM25 223H26V222H25ZM27 223H28V222H27ZM29 223H30V222H29ZM37 223H40V222H37ZM88 223H89V222H88ZM126 223H127V222H126ZM137 223H138V222H137ZM179 223H181V221H180ZM182 223H183V222H182ZM185 223H186V222H185ZM195 223H196V221H195ZM203 223H204V222H203ZM221 223H222V222H221ZM223 223H224V222H223ZM223 223H222V224H223ZM226 223H227V222H226ZM226 223H224V224H226ZM238 223H239V222H238ZM238 223H236V224H238ZM241 223H243V222H241ZM260 223H261V222H260ZM3 224H4V223H3ZM6 224H7V223H6ZM34 224H35V223H34ZM34 224H33V225H34ZM47 224H48V226H49V223H47ZM74 224H76V223H74ZM78 224H79V223H78ZM90 224H91V223H89V225H90ZM95 224H96V223L92 224V226L95 225ZM99 224H98V225H99ZM124 224H125V223H124ZM129 224H130V223H129ZM129 224L127 223V225H129ZM132 224H133V223H132ZM138 224H139V223H138ZM171 224H172V223H171ZM177 224H178V223H177ZM188 224H189V222H188ZM191 224L194 225V223H191ZM196 224H197V223H196ZM196 224H195V225H196ZM198 224L200 225V223H198ZM229 224H230V223H229ZM249 224H250V223H249ZM10 225H11V224H10ZM27 225H28V224H27ZM27 225H26V226H27ZM30 225H31V224H30ZM44 225H45V224H44ZM51 225L54 226V224H51ZM64 225H65V224H64ZM80 225H82V224H79V226H80ZM163 225H165V224L163 223ZM201 225H202V223H201ZM207 225H208V224H206V226H207ZM209 225H210V223H209ZM215 225H217V224H215ZM218 225H219V224H218ZM232 225H233V224H232ZM232 225H231V227H232ZM240 225H241V224H240ZM246 225H247V224H246ZM8 226H9V225H8ZM21 226H22V225H21ZM36 226H37V225H36ZM72 226H73V225H72ZM122 226H123V224H122ZM129 226H130V225H129ZM149 226H150V225H149ZM170 226H171V225H170ZM178 226H179V225H178ZM183 226H184V225H183ZM224 226H225V225H224ZM229 226H230V225H229ZM235 226H236V225H235ZM235 226H233V227H235ZM237 226H238V225H237ZM1 227H3V226H1ZM5 227H6V226H5ZM27 227H28V226H27ZM31 227H32V225H31ZM38 227H40V226L38 225ZM41 227H42V226H41ZM49 227H50V226H49ZM49 227H47V232H48V228H49ZM59 227H60V226H59ZM61 227H62V225H61ZM81 227H85V228H86V226H81ZM125 227H126V226H125ZM133 227H136V225L133 226ZM137 227H138V226H137ZM142 227H144V226H142ZM162 227H163V226H162ZM200 227H201V226H200ZM212 227H215V226H212ZM226 227H227V226H226ZM240 227H241V226H239V228H240ZM7 228H8V227H7ZM7 228H6V229H7ZM28 228H29V227H28ZM33 228H35V225L33 226ZM33 228H32V229H33ZM45 228H46V227H45ZM87 228H88V227H87ZM89 228H90V227H89ZM91 228H93V227H91ZM94 228H96V227H94ZM113 228H114V229H113ZM123 228H124V227H123ZM130 228H131V227H130ZM168 228H169V226H168ZM172 228H173V227H172ZM202 228H203V227H202ZM206 228H207V227H206ZM218 228H219V227H218ZM227 228H230V227H227ZM9 229H10V228H9ZM40 229H41V228H40ZM42 229L44 230V228H42ZM60 229H61V228H60ZM62 229H63V228H62ZM64 229H65V228H64ZM64 229H63V230H64ZM69 229H70V228H69ZM125 229H126V228H125ZM125 229H124V230H125ZM128 229H129V228H128ZM128 229H127V230H128ZM140 229H142V228H140ZM146 229H147V228H146ZM148 229H149V227H148ZM148 229H147V230H148ZM159 229H160V231H161V228H159ZM165 229H166V228H165ZM213 229H214V228H213ZM243 229H244V228H243ZM254 229H255V228H254ZM254 229H253V230H254ZM70 230H72V229H70ZM75 230H77V229H75ZM87 230H88V229H87ZM97 230H99V229H97ZM97 230H96V231H97ZM104 230H102V232H103ZM132 230H133V229H132ZM132 230H131V231H132ZM135 230H136V229H135ZM142 230H143V229H142ZM144 230H145V229H144ZM144 230H143V231H144ZM163 230H164V229H163ZM163 230H162V231H163ZM168 230H169V229H168ZM168 230H167V231H168ZM202 230H204V229H202ZM207 230H208V229H207ZM209 230H210V229H209ZM209 230H208V232H209ZM220 230H223V228L220 229ZM251 230H252V228H251ZM2 231H3V230H2ZM57 231H59V230H57ZM60 231H62V230H60ZM77 231H78V230H77ZM110 231H107V232H110ZM133 231H134V230H133ZM137 231H138V230H137ZM148 231H149V230H148ZM186 231H187V230H186ZM188 231H190V230H188ZM234 231H235V229H234ZM234 231H233V232H234ZM255 231H257V230H254V232L252 231L253 233L250 234V235H252V237L255 236ZM3 232H4V231H3ZM7 232H8V231H7ZM30 232H31V230H30ZM35 232H38V229H37V231H35ZM47 232H44V234L47 233ZM50 232H52V231H50ZM63 232H64V231H62V237H63V235L65 234V233L63 234ZM88 232H90V231H88ZM121 232H123V231H121ZM128 232H129V231H128ZM134 232H135V231H134ZM138 232H139V231H138ZM138 232H137V233H138ZM144 232H145V231H144ZM164 232H165V231H164ZM172 232H173V231H172ZM174 232H175V231H174ZM176 232H177V231H176ZM249 232H251V231H249ZM27 233H28V232H27ZM53 233H54V232H53ZM55 233H56V232H55ZM73 233H74V232H73ZM81 233H82V232H81ZM98 233H99V231H98ZM103 233H104V232H103ZM117 233H118V232H117ZM130 233H131V232H130ZM135 233H136V232H135ZM137 233H136V234H137ZM141 233H142V232H141ZM177 233H178V232H177ZM0 234H1V233H0ZM2 234H4V233H2ZM42 234H43V232H42ZM47 234H48V233H47ZM79 234H80V233H79ZM82 234H84V233H82ZM86 234H88V233H86ZM99 234H100V233H99ZM112 234H113V233H112ZM115 234H116V233H115ZM119 234H120V233H119ZM133 234H134V233H133ZM136 234H135V235H136ZM138 234H139V233H138ZM146 234H150V232H149V233L146 232ZM159 234H160V233H159ZM215 234H216V233H215ZM246 234H247V233H246ZM28 235H29V234H28ZM58 235H59V234H58ZM105 235H106V231H105ZM110 235H111V234H110ZM110 235H109V237H110ZM120 235H121V234H120ZM129 235H131V234H129ZM150 235H151V234H150ZM154 235H155V234H154ZM161 235H162V234H161ZM164 235H165V234H164ZM172 235H173V234H172ZM187 235H188V234H187ZM205 235H206V233L204 234V236H205ZM207 235H208V233H207ZM207 235H206V238H205V239H207ZM210 235H211V234H210ZM210 235H209V236H210ZM221 235H222V233H221ZM221 235H220V236H221ZM223 235H224V234H223ZM223 235H222V236H223ZM232 235H233V234H232ZM238 235H239V234H238ZM243 235H244V234H243ZM257 235H258V234H257ZM7 236H9V235H7ZM51 236H53V235H51ZM51 236H50L49 239H51V241H53L52 238H51ZM56 236H57V235H56ZM69 236H70V235H68V237H69ZM82 236L85 237V235H82ZM138 236H139V235H138ZM143 236L145 237L144 234H143ZM148 236H149V235H148ZM169 236H171V235H169ZM173 236H175V235H173ZM173 236H172V237H173ZM177 236H179V235H176V236L173 237L172 239L176 238ZM191 236H192V234H191ZM193 236H194V235H193ZM193 236H192V238H193ZM212 236H213V235H212ZM222 236H221V237H222ZM235 236H236V235H235ZM1 237H2V236H1ZM1 237H0V238H1ZM59 237H60V236H59ZM62 237H60L59 239H62V240H63V238L65 237V235H64L63 238H62ZM68 237H67V238H68ZM70 237H71V236H70ZM73 237H74V234H73ZM75 237H76V236H75ZM75 237H74V238H75ZM79 237H80V236H79ZM84 237H83V238H84ZM133 237H134V236H133ZM141 237H142V236H141ZM141 237H140V239H141ZM154 237L156 238V236H154ZM181 237H182V236H181ZM181 237H178V238H181ZM201 237H203V236H201ZM201 237H200V238H201ZM228 237H230V235H229ZM238 237H239V236H238ZM44 238H45V237H44ZM46 238H47V237H46ZM55 238H56V237H55ZM55 238H54V239H55ZM71 238H72V237H71ZM125 238H127V237H125ZM125 238H124V239H125ZM128 238H129V237H128ZM128 238H127V241L129 242ZM138 238H139V237H138ZM142 238H143V237H142ZM151 238H152V237H151ZM188 238H189V237H188ZM188 238H187V240L191 239V238H189V239H188ZM208 238H209V237H208ZM214 238H215V236H214ZM222 238H223V237H222ZM233 238H234V237L232 236V239H233ZM235 238H236V237H235ZM235 238H234V239H235ZM245 238H246V237H245ZM256 238H257V237H256ZM2 239H3V238H2ZM6 239H7V238H6ZM56 239H57V238H56ZM56 239H55V240H56ZM64 239H66V238H64ZM80 239H81V237H80ZM80 239H79L77 242H79ZM84 239H86V238H84ZM84 239H83V240H84ZM90 239H91V238H90ZM136 239H137V238H136ZM157 239H159V238H157ZM157 239H156V240H157ZM160 239H161V238H160ZM176 239H177V238H176ZM194 239H195V238H194ZM211 239H212V238H211ZM220 239H221V238H220ZM232 239H230V240H232ZM234 239H233V240H234ZM238 239H240V238H238ZM251 239H252V238H251ZM45 240H46V239H45ZM67 240H68V239H66V241H67ZM70 240H71V239H70ZM88 240H89V239H88ZM109 240H113L112 242L116 241V240H114V238L112 237V235H111V237H110ZM132 240H133V239H132ZM141 240H142V239H141ZM147 240H148V239H147ZM151 240H153V238H152ZM167 240H168V239H167ZM209 240H210V239H209ZM230 240H229V241H230ZM233 240H232V242H233ZM236 240H237V239H236ZM243 240H244V239H243ZM243 240L241 239V241H243ZM19 241H20V239H19ZM47 241H48V240H47ZM57 241H58V239L56 240V242H57ZM89 241H90V240H89ZM125 241H126V240H125ZM136 241H139V240H136ZM142 241H144V240H142ZM183 241H184V243L187 242V241H185V240H183ZM189 241H190V240H189ZM189 241H188V242H189ZM202 241H203V240H202ZM210 241H211V240H210ZM222 241H223V240H222ZM253 241H254V240H253ZM253 241H252V242H253ZM1 242H2V241H1ZM1 242H0V243H1ZM48 242H49V241H48ZM54 242H55V241H54ZM56 242H55V243H56ZM62 242H64V241H62ZM62 242H61V243H62ZM77 242H76V244H77ZM86 242H87V241H86ZM86 242H84V243L86 244ZM122 242H123V240H122ZM128 242H127V244H130V243H128ZM148 242H149V241H148ZM150 242H151V241H150ZM154 242H155V241H154ZM167 242H168V241H167ZM173 242H174V241H173ZM177 242H178V240H177ZM197 242H198V241H197ZM203 242H204V241H203ZM219 242H220V241H219ZM223 242H224V241H223ZM227 242H228V241H227ZM232 242H231V243H232ZM239 242H240V241H239ZM262 242H263V241H262ZM6 243H7V242H6ZM12 243H13V240H12ZM18 243H19V242H18ZM49 243H52V242H49ZM57 243H60V242L58 241ZM68 243H69V241H68ZM73 243H74V242H73ZM88 243H89V242H88ZM100 243H101V242H100ZM133 243H134V241L132 242V245H133ZM190 243H191V242H190ZM195 243H196V242H195ZM208 243H209V242H208ZM211 243H212V242H210V244H211ZM213 243H214V242H213ZM229 243H230V242H229ZM231 243H230V244H231ZM253 243H254V242H253ZM253 243H252V244H253ZM14 244H15V243H14ZM19 244H20V243H19ZM25 244L27 245L28 243H25ZM46 244H47V243H46ZM53 244H54V243H53ZM65 244H66V242H65ZM102 244H103V242H102ZM104 244H105V243H104ZM118 244L120 245L119 241H118ZM143 244H144V243H143ZM177 244H178V243H177ZM187 244H189V243H187ZM202 244H203V243H202ZM221 244H222V242H221ZM224 244H227V243H223V245H224ZM263 244H264V243H263ZM17 245H18V244H17ZM26 245H25V246H26ZM48 245H49V244H48ZM50 245H51V244H50ZM50 245H49V246H50ZM100 245H101V244H100ZM106 245H107V244H105V245H103V246L108 247V246H106ZM140 245H142V244H140ZM175 245H176V244H175ZM179 245H180V243H179ZM179 245H178V247H179ZM183 245H184V244H183ZM199 245L202 246L201 244H198V246H199ZM208 245H209V244H208ZM215 245H216V244H215ZM240 245H241V244H240ZM1 246H2V245H1ZM1 246H0V247H1ZM6 246H9V244L6 245ZM11 246H12V245H11ZM18 246H19V245H18ZM18 246H17L16 248H18ZM49 246H48V247H49ZM71 246H72V245H71ZM71 246H70V247H71ZM79 246H80V245H79ZM90 246H91V245H90ZM143 246H144V245H143ZM151 246H152V245H151ZM167 246H168V244H167ZM212 246H213V245L209 246V248L212 247ZM218 246H219V245H218ZM218 246H217V247H218ZM224 246H225V245H224ZM224 246H223V247H224ZM12 247L15 248V246H12ZM26 247H27V249H28L29 245L26 246ZM30 247H31V245H30ZM51 247H52V245L50 246V249H51ZM54 247H55V246H54ZM58 247H59V246H58ZM65 247H66V246H65ZM75 247H76V245H75ZM81 247L84 248V246H82V245H81ZM86 247H87V246H86ZM91 247H92V246H91ZM91 247H90V248H91ZM126 247H127V246H126ZM130 247H131V246H130ZM130 247H129V248L127 247L126 249L120 250V252H127V253H128ZM132 247H133V246H132ZM134 247H135V245H134ZM196 247H197V246H196ZM196 247H195V248H196ZM221 247H222V246H221ZM235 247H236V246H235ZM237 247H238V246H237ZM240 247H241V246H240ZM6 248H7V247H6ZM24 248H25V247H24ZM45 248H47V246H45ZM56 248H57V247H56ZM63 248H64V247H63ZM63 248H62V246H61V249H63ZM73 248H74V247H73ZM83 248H82V249H83ZM93 248H94V247H92V249H93ZM110 248H111V246H110ZM110 248H108V250L106 251V254L108 255V257H114V258H115L116 253H115L114 251H112ZM117 248H118V245H117ZM140 248H141V247H140ZM161 248H162V247H161ZM169 248H170V247H169ZM173 248H175L174 245H173ZM182 248H183V247H182ZM187 248H188V247H187ZM195 248H194V249H195ZM214 248H215V247H214ZM227 248H228V247H227ZM227 248H225V250H226ZM0 249H1V248H0ZM9 249H11V247H10ZM18 249H19V248H18ZM42 249H44V248H42ZM42 249H41V250H42ZM70 249H71V248H70ZM77 249H78V248H77ZM77 249H76V250H77ZM79 249H81V248H79ZM82 249H81V250H82ZM84 249H87V248H84ZM148 249H149V248H148ZM153 249H154V248H153ZM179 249H181V248L179 247ZM197 249H198V247H197ZM219 249H220V247H219ZM223 249H224V248H223ZM4 250H5V249H4ZM11 250H13V249H11ZM28 250L30 251V249H28ZM33 250H34V249H33ZM47 250H48V249H47ZM63 250H64V249H63ZM63 250H62V251H63ZM66 250H67V248H66ZM100 250H102V249H100ZM100 250H99V251H100ZM103 250H106V249H103ZM103 250H102V251H103ZM113 250H114V248H113ZM130 250H131V249H130ZM136 250H137V249H136ZM138 250H140V249L138 248ZM150 250H151V249H150ZM172 250H173V249H172ZM191 250H192V248H191ZM191 250H190V251H191ZM213 250H214V249H212V251H213ZM228 250H229V248H228ZM239 250H240V249H239ZM8 251H9V250H8ZM21 251H22V250H21ZM25 251H26V249H25ZM42 251H43V250H42ZM44 251H46V249H45ZM44 251H43V252H44ZM49 251H50V250H49ZM52 251H53V253H54L55 250L52 249L51 252H52ZM69 251H70V250H69ZM72 251H73V250H71L70 252H72ZM79 251H80V250H79ZM79 251H78V252H79ZM82 251H83V250H82ZM94 251H95V250H94ZM169 251H170V250H169ZM182 251H184V250H182ZM182 251H181V252H182ZM193 251H194V250H193ZM195 251H196V250H195ZM200 251H201V249H200ZM230 251H231V250H230ZM233 251H234V250H233ZM255 251H256V250H255ZM0 252H1V251H0ZM33 252H34V251H33ZM35 252H36V251H35ZM37 252H38V251H37ZM47 252H48V251H47ZM55 252L57 253V249H56ZM60 252H61V251H60ZM64 252H65V250H64ZM64 252H63V253H64ZM74 252H75V251H74ZM76 252H77V251H76ZM84 252H85V251H84ZM141 252H142V249H141ZM144 252H145V251H144ZM153 252H154V251H153ZM153 252H152V253H153ZM175 252H176V250H175ZM179 252H180V251H179ZM196 252H197V251H196ZM216 252H217V251H216ZM226 252H227V250H226ZM226 252H223V253L226 254ZM260 252H261V251H260ZM7 253H8V252H7ZM17 253H18V252H17ZM20 253H21V252H20ZM27 253H28V252H27ZM40 253H42V252L40 251ZM67 253H69L68 250H67L66 254H67ZM81 253H82V252H81ZM97 253H98V252H97ZM97 253H94V254H97ZM102 253H103V252H102ZM130 253H131V252H130ZM137 253H138V252H137ZM145 253H147V252H145ZM148 253H149V252H148ZM148 253H147V254H148ZM166 253H167V251H166ZM186 253H188V252H186ZM197 253H199V252H197ZM213 253H215V251H214ZM231 253H232V251H231ZM236 253H237V252H236ZM14 254H16V253L14 252ZM22 254H23V253H22ZM59 254H60V253H59ZM72 254H73V253H72ZM75 254L77 255V253H75ZM83 254L85 255V253H83ZM89 254H90V252H89ZM121 254H123V253H121ZM132 254H133V252H132ZM172 254H173V253H172ZM172 254H171V255H172ZM183 254H184V252H183ZM188 254H189V253H188ZM195 254H196V253H195ZM227 254H228V253H227ZM227 254H226V255H227ZM234 254H235V253H234ZM257 254H258V253H257ZM259 254H260V253H259ZM8 255H9V254H8ZM29 255H31V254H29ZM29 255H28V256H29ZM51 255H52V253H50V255H47V256H51ZM98 255H99V254H98ZM138 255H139V254H138ZM143 255H144V254H143ZM154 255H155V254H154ZM186 255H187V254H186ZM192 255H193V254H192ZM217 255H218V254H217ZM217 255H216V256H217ZM228 255H229V254H228ZM228 255H227V256H228ZM235 255H236V254H235ZM6 256H7V255H6ZM26 256H27V255H26ZM32 256H33V255H32ZM47 256H46V257H47ZM78 256H79V254H78ZM91 256H92V255H91ZM96 256H97V255H96ZM104 256H105V255H104ZM124 256H125V255H124ZM157 256H158V255H157ZM169 256H170V255H169ZM174 256H175V255H173V258H174ZM195 256H196V255H195ZM195 256L192 257L193 260H194V257H195ZM197 256H198V254H197ZM202 256H203V254H202ZM204 256H207V255H204ZM221 256H222V255H221ZM252 256H255V255H252ZM7 257H8V256H7ZM19 257H20V256H19ZM57 257H58V256H57ZM60 257H61V256H60ZM74 257H75V256H74ZM93 257H95V255H94ZM93 257H92V258H93ZM134 257H136V256H134ZM149 257H150V256H149ZM165 257H166V256H165ZM175 257H176V256H175ZM177 257H178V256H177ZM189 257H190V256H189ZM198 257H199V256H198ZM208 257H209V256H208ZM230 257H231V256H230ZM234 257H236V256H234ZM242 257H243V256H242ZM41 258H43V257H41ZM47 258H48V257H47ZM51 258H52V257H51ZM66 258H67V257H66ZM66 258H65V259H66ZM84 258H86V257L84 256ZM90 258H91V257H90ZM95 258H96V257H95ZM98 258H102V256H100V257H98ZM105 258H107V257H105ZM118 258H119V256H118ZM139 258H141V257H139ZM145 258H146V256H145ZM167 258H168V257H167ZM169 258H171V256H170ZM185 258H186V257H185ZM201 258H202V257H201ZM211 258H212V257H211ZM221 258H222V257H221ZM224 258H225V257H224ZM224 258H223V259H224ZM250 258H251V257H250ZM253 258H255V257H253ZM7 259H8V258H7ZM30 259H31V258H30ZM53 259H54V256H53ZM58 259H59V258H58ZM73 259H74V258H73ZM73 259H71V260H73ZM79 259H80V258H79ZM119 259H121V258H119ZM119 259H118V261H120ZM128 259H129V258H128ZM128 259H127V260H128ZM131 259H132V258H131ZM162 259H163V258H162ZM186 259H187V258H186ZM188 259L191 260V258H188ZM195 259H196V258H195ZM199 259H200V258H198V260H199ZM206 259H207V258H206ZM244 259H245V258H243L242 260H243L244 263H245L247 260H246V259L244 260ZM15 260H17V259L15 258ZM19 260H20V259H18V261H19ZM59 260L61 261V259H59ZM62 260H63V259H62ZM71 260H70V261H71ZM90 260H91V259H90ZM92 260H93V259H92ZM105 260H106V259H105ZM116 260H117V257H116ZM142 260H144V259H142ZM142 260H141V261H142ZM160 260H161V259H160ZM164 260H165V259H164ZM198 260H197V262H198ZM210 260H211V259H210ZM213 260H214V259H213ZM217 260H218V259H217ZM227 260L229 261L230 259H227ZM253 260H254V259H253ZM253 260H252V261H253ZM10 261H11V260H9V262H10ZM33 261H34V260H33ZM33 261H32V262H33ZM42 261H43V260H42ZM42 261H40V262H42ZM46 261H48V263L50 262V261L47 260V259H46ZM66 261H69V260H66ZM70 261H69V262H70ZM99 261H100V260H99ZM107 261H108V260H107ZM121 261H122V260H121ZM132 261H134V260H132ZM132 261H131V262H132ZM144 261H145V260H144ZM156 261H157V260H156ZM156 261H155V262H156ZM161 261H162V260H161ZM180 261H181V260H180ZM182 261H183V260H182ZM188 261H189V260H188ZM248 261H250V260H248ZM248 261H247V262H248ZM13 262H14V261H13ZM15 262H16V261H15ZM27 262L29 263V261H26V263H27ZM55 262H56V261H55ZM61 262H62V261H61ZM78 262H79V264L81 263L80 261H78ZM90 262H91V261H89V263H90ZM93 262H94V261H93ZM101 262H102V259H101ZM101 262H100V263H101ZM112 262H113V261H112ZM115 262H116V261H115ZM115 262H114V264H115ZM137 262H138V261H137ZM137 262H136V263H137ZM159 262H160V261H159ZM165 262H166V261H165ZM171 262H172V261H171ZM192 262H194V261H192ZM204 262H205V261H204ZM218 262H219V261H218ZM235 262H238V261H235ZM239 262H241V261H239ZM253 262H254V261H253ZM253 262H252V264H253ZM257 262H258V261H256V263H257ZM261 262H262V261H261ZM2 263H3V262H2ZM24 263H25V262H24ZM33 263H34V262H33ZM36 263H38V262H36ZM45 263H46V262H45ZM48 263H46V264H48ZM65 263H66V262H65ZM70 263H71V262H70ZM73 263H74V262H73ZM83 263H85V262H83ZM107 263H108V262H107ZM120 263H121V262H120ZM162 263H163V262H162ZM169 263H170V262H169ZM175 263H176V262H175ZM199 263H200V262H198V264H199ZM230 263H231V261H230ZM242 263H243V262H242ZM9 264H10V263H9ZM11 264H12V263H11ZM19 264H20V262H19ZM21 264H22V263H21ZM31 264H32V263H31ZM50 264H52V263L50 262ZM56 264H57V262H56ZM68 264H69V263H68ZM75 264H76V263H75ZM87 264H88V263H87ZM102 264H105V263H102ZM116 264H118V263H116ZM122 264H125V263L123 262ZM141 264H143V263H141ZM151 264H152V260H151ZM154 264H155V263H154ZM164 264H165V263H164ZM192 264H193V263H192ZM209 264H210V263H209ZM236 264H237V263H236ZM245 264H248V263H245ZM249 264H250V263H249Z\"/></svg>",
	"mask_w": 264,
	"mask_h": 264
},
{
	"label": "snow or ice",
	"instance_id": "6c2138e0",
	"mask_svg": "<svg viewBox=\"0 0 264 264\" xmlns=\"http://www.w3.org/2000/svg\"><path fill=\"white\" fill-rule=\"evenodd\" d=\"M189 39H191V38L189 37Z\"/></svg>",
	"mask_w": 264,
	"mask_h": 264
}]
</instances>
